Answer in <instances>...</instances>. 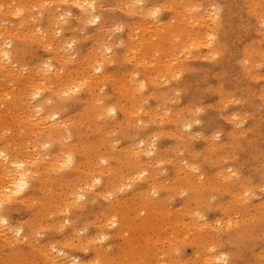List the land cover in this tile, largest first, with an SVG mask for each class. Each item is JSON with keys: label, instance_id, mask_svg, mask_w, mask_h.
I'll return each mask as SVG.
<instances>
[{"label": "rangeland", "instance_id": "rangeland-1", "mask_svg": "<svg viewBox=\"0 0 264 264\" xmlns=\"http://www.w3.org/2000/svg\"><path fill=\"white\" fill-rule=\"evenodd\" d=\"M1 1L3 3H1ZM9 0H0V6H4V7H0V28H2L0 31V43L4 42V43H10L11 46L8 48V49H12V53H13V59H15L16 63L15 65H19V66H9L8 69L3 70V75L2 73L0 72V78L2 79L3 83L1 85L0 83V95L1 94H4V95H1L0 96V107L3 108V109H0L2 112L4 113H0V148L2 149L3 147V150L0 151V152H5L7 153L8 155H10L12 158H17L18 161H25L26 159V154L25 152L29 151L30 150V154H28L27 158L30 159L29 155H34L32 159H30L29 161H25L27 162V165H29L30 167L32 166V171H33V174H32V178L35 179L33 180L32 179V182L30 183L29 187L24 189L22 192H20L19 194L13 196L10 192H8L9 194V197L6 196H2L3 194H1L0 192V200L2 197L3 198V208H4V213L6 214L7 218L9 219V222L11 225H13L15 228L16 225L18 226V228H22L24 230V233H22L23 235L26 233L28 235V239L26 240L25 242V239L24 237H22V234L20 237H16L15 234L13 233H9L11 237H8L9 234H7L8 232H0V264H54L53 263V260L52 259H56L57 260L60 258L59 257V251L60 250H63L67 253V257L66 259H71V260H78L80 261V264H83L86 262V264H93L94 261H97L99 260L100 264H139V259L140 261V264H165V261L168 262V264H264V191L262 192V188H264V98L262 95V93H264V88H261V87H264V26H262L261 22L264 21V0H255V3L257 1H259V3L261 2V4H259L258 2L255 4L253 3L254 0H214L215 2H213V0H187V1H190V3H187L186 0H184V2H186V6L184 5L183 1L181 0V6L177 7L178 5L180 4H176V2L174 3L175 0H164L165 2H168V1H171V8L173 9V6L176 7V9H173L172 11H174L172 13V11L170 10L169 8V5L168 3L166 4H163L165 2L162 3L163 0H144V3H143V6L144 8L141 10V5L138 4V1L136 2L135 0H125L127 1L126 3H129L130 5L133 4L134 7H131L129 5H126L123 4L125 1L123 0V2L120 0H106L107 3L105 2V0H103V3H102V0H86V1H90L92 6H95L94 9H90L88 8V11H85L81 10L80 7H84L85 4H83L85 1L83 0H78V1H74V4H73V0H68V2L66 0H10V2H8ZM12 1H14L15 3L13 4ZM32 1V2H31ZM36 3H34V2ZM42 1V2H41ZM44 1V3H43ZM46 1V2H45ZM51 1V2H50ZM65 1V2H64ZM97 1H98V4H97ZM114 1V2H113ZM129 1V2H128ZM152 2L155 7L156 5L158 6L159 3H162L160 4L159 6L161 7V9H163V12H159V15H160V18L159 16L157 15L158 19L155 17H153V21H152V16H149L148 18V14H145V12L147 11L149 13V9H151V7L153 8L154 5L150 2ZM154 1V2H153ZM177 3H180L179 0H176ZM233 1V2H232ZM236 1V2H235ZM245 1V2H244ZM22 2L20 5H23L22 7H20L19 3ZM28 2V3H27ZM64 2V3H63ZM72 2V3H71ZM82 2V4H81ZM111 2V3H110ZM149 2V3H146ZM250 2V3H249ZM32 3V4H31ZM34 3V4H33ZM102 3V4H101ZM111 5L112 6H115L113 8H107V5ZM121 5L119 7V5ZM121 3V4H120ZM156 3V4H155ZM158 3V4H157ZM170 3V2H169ZM173 3V4H172ZM192 3V4H191ZM210 3H212V7L210 5ZM214 3H216V7L213 5H215ZM224 3L226 5H224ZM243 3V4H242ZM247 3V4H245ZM11 4V5H9ZM16 4V6H15ZM31 4V5H29ZM47 4V5H46ZM70 4V5H69ZM80 5V7H76V5ZM94 4V5H93ZM101 4V5H99ZM151 4V5H150ZM188 4V5H187ZM190 4V5H189ZM198 4L199 5V9L197 10L196 9V5ZM201 4V5H200ZM34 5V6H33ZM98 5V7H97ZM106 5V6H105ZM132 5V6H133ZM148 7V10H147V7ZM166 8V9H164ZM166 5V6H164ZM185 7H184V6ZM195 5V6H194ZM210 5V6H209ZM231 5V6H230ZM236 5V6H235ZM244 7H243V6ZM250 5V6H249ZM258 5V6H257ZM6 6V7H5ZM18 6V7H17ZM101 8H100V7ZM103 6H105L104 8H102ZM125 6V7H123ZM142 6V7H143ZM158 6V7H159ZM193 6V7H192ZM211 7V11H215V9L217 8L218 6V14L217 16L221 17V18H214V21L216 23V27L219 26L220 29L218 28H215L213 25L215 24H212L213 20L210 21V18H208V16H210L211 14H208L210 11V8ZM223 6V8L221 7ZM24 7V8H23ZM26 7V8H25ZM41 7L43 9H41ZM63 7V8H62ZM67 7V8H66ZM119 7V8H118ZM136 7V8H135ZM183 7V8H182ZM193 8L191 11L188 10V8ZM205 7V8H204ZM258 7V8H256ZM6 8V9H5ZM20 8V9H19ZM23 12H22V10ZM29 8V9H27ZM35 8V9H33ZM46 8V9H45ZM97 8V9H96ZM122 8H126L125 10ZM131 8V9H129ZM169 8V9H168ZM215 8V9H214ZM222 8V9H220ZM242 8V10H241ZM256 8V9H255ZM260 8V9H259ZM263 8V9H262ZM2 9V11H1ZM26 9V10H25ZM57 9L59 10L60 13H56ZM103 9V10H102ZM119 9V10H118ZM127 9H129V11H127ZM138 9V10H136ZM144 9H146L145 12ZM178 9V10H177ZM204 9V10H202ZM206 9H207V12H206ZM213 9V10H212ZM258 9V10H257ZM10 10V11H9ZM48 10V11H47ZM53 10V11H52ZM67 12H71L72 15L71 16H67ZM76 10V11H75ZM91 10L92 14L94 16H99L100 20L96 23V24H89L87 23V21L89 19H92L94 16L91 14V12L89 13V11ZM96 10V11H95ZM114 10V11H113ZM122 10V11H121ZM166 10V11H164ZM168 10V11H167ZM176 10V12H175ZM187 10H188V15L189 13H192V15L190 14L191 17L188 18L187 16ZM202 10V11H201ZM231 10V12H230ZM11 11L13 12V14H11ZM35 11H38V12H35ZM95 11V12H94ZM99 11V13H98ZM126 13H125V12ZM137 11V12H136ZM142 11V12H141ZM197 12V14L199 15H193L194 12ZM220 11V12H219ZM223 11V12H222ZM257 11V13H256ZM263 11V12H262ZM19 12V15H17V13ZM34 12V14H33ZM43 14H42V13ZM46 12V13H45ZM61 12H63V15L64 16V20H60V15L62 14ZM112 12V13H111ZM128 12H131L128 14ZM132 12H134L135 14H133ZM140 12L142 13V15H144L142 17L139 16L140 15ZM146 12V13H147ZM185 16L184 18L187 20H192V22L190 21H187V24L188 22L189 23H193V21H196L198 25L195 24V26H187L186 24V20L183 18V21L181 19V16L184 15ZM205 12V13H204ZM238 12V13H237ZM248 12V13H247ZM250 12V14H249ZM252 12H253V15H252ZM255 12V13H254ZM41 13V14H40ZM83 14V17L82 15L80 16L79 14ZM97 13V14H96ZM137 13V14H136ZM144 13V14H143ZM181 13H183L181 15ZM202 13V15H201ZM207 13V14H206ZM261 13V15H260ZM5 16H3V15ZM54 14V15H53ZM57 14V15H56ZM89 14V16H88ZM91 14V15H90ZM96 14V15H95ZM100 14V15H99ZM174 14V15H173ZM195 14V13H194ZM207 18H206V15ZM224 14V15H223ZM27 15V16H26ZM77 15V18L74 16ZM86 15V16H85ZM133 18H132V16ZM136 15V16H135ZM147 15V16H145ZM165 15V16H164ZM172 15V16H171ZM181 15V16H180ZM204 15V16H203ZM233 15V16H232ZM235 15V16H234ZM258 17H257V16ZM3 16V17H2ZM15 16H18V17H15ZM25 16V18H24ZM32 16V17H31ZM35 16V17H34ZM52 16V17H51ZM78 16H80L78 18ZM84 16H85V19H84ZM177 16V17H176ZM187 16V17H186ZM194 16V17H192ZM200 16L203 17V19L201 18V23H200V19H198ZM252 16V17H251ZM256 18H255V17ZM8 17V18H7ZM13 17V18H12ZM51 17V18H50ZM82 17V18H81ZM88 17H91L89 18L88 20H86ZM147 17V20L146 18ZM180 17V18H179ZM198 17V18H197ZM215 17V16H214ZM236 17V18H235ZM243 17V18H242ZM7 18V19H6ZM12 20H11V19ZM27 18V19H26ZM102 18V19H101ZM154 18H156L155 20L158 22V21H162L161 23H157ZM171 20H170V19ZM174 18H178L176 20H178L179 23H181L182 21L185 22V23H181V27H184L182 28V30H186L187 32L186 33H190L188 34V38L187 37V34L185 33V31L183 32L180 28V24L177 23L176 20H174ZM191 18V19H190ZM206 18V19H205ZM262 18V19H261ZM22 19V20H21ZM48 19V20H47ZM79 19V20H78ZM84 19V20H83ZM107 19V20H106ZM133 19V20H132ZM142 19L144 21V23L142 24ZM149 19V20H148ZM209 19V20H207ZM219 20V23L218 20ZM228 19V20H227ZM259 21H258V20ZM2 20V21H1ZM11 20V21H10ZM32 20V21H31ZM42 20V21H41ZM83 20V21H81ZM86 20V21H85ZM106 20L108 24H106ZM112 20V21H111ZM137 20L139 21V23H137V26H136V22ZM141 20V22H140ZM151 20V21H150ZM166 20V21H164ZM174 20V21H173ZM204 20L206 21L205 23ZM242 20V21H241ZM6 21V22H5ZM18 21V22H17ZM62 21V22H61ZM80 21V22H78ZM104 21V23H102ZM111 21V22H110ZM130 21H133V22H130ZM147 21V22H145ZM148 21H149V24H152V25H149L148 24ZM166 22L167 26H165L164 22ZM199 21V22H198ZM210 21L211 23H208ZM247 23H246V22ZM249 21V23H248ZM4 22V23H3ZM22 22V23H20ZM29 24H27V23ZM53 22H55L54 24L56 25H53ZM73 22V23H72ZM115 22V23H114ZM119 22V23H118ZM128 24H127V23ZM152 22V23H151ZM157 24H156V23ZM174 25H176L174 28L175 30L177 31L175 32V35L178 34L177 37L178 39L175 38V40H173L172 38V34L174 35V32H172V29H173V26L172 24L171 27L168 26V23H171ZM226 22V24H225ZM256 22V23H255ZM7 23L9 25H7ZM41 23H43L41 25ZM100 23V24H99ZM134 23V24H133ZM195 23V22H194ZM193 23V24H194ZM200 23V24H199ZM203 23V25H202ZM208 23L209 26H206L205 24ZM13 24V26H12ZM20 24V25H19ZM22 24V26H21ZM25 24V25H23ZM73 24V25H72ZM87 24V25H86ZM114 24H117V27H115ZM121 24V25H120ZM153 24L155 25L154 28L152 29L153 27ZM220 24V25H219ZM40 25V26H39ZM79 25V28H77ZM90 25V26H88ZM101 25H104V27H106V29H102L99 27L98 29V26H101ZM120 25V27H119ZM124 25V26H123ZM127 25H130L127 26ZM144 25V26H143ZM160 26H164L163 28L162 27H159ZM189 25V24H188ZM218 25V26H217ZM234 25V26H233ZM256 25V26H255ZM260 25V26H258ZM4 26V27H3ZM6 26V27H5ZM12 26V27H11ZM32 26V27H31ZM97 26V27H96ZM135 26V27H134ZM149 27L146 28V32L147 30H149L147 33L144 31V28L142 27ZM158 28H155L157 27ZM180 27V28H177ZM202 26V27H201ZM204 26V27H203ZM239 26V27H238ZM244 26V27H243ZM262 26V27H261ZM45 29H44V28ZM53 27V28H52ZM56 27V28H54ZM72 27H76L74 30H72L71 28ZM85 27H86V30H85ZM103 27V26H102ZM103 27V28H104ZM123 27V28H121ZM126 27V28H124ZM138 27H141V28H138ZM169 27V29L167 28ZM190 27V28H189ZM214 27V28H212ZM13 28V33H11L12 29ZM20 28V29H19ZM23 28L22 31H19ZM39 28V29H38ZM52 28V30H51ZM60 28H63L60 30ZM129 28V29H128ZM136 28V29H135ZM162 29L159 30V29ZM165 29H167V31H163ZM211 28V30H210ZM4 29V30H3ZM8 29V30H7ZM17 31V35H19L18 33L20 32L22 35L24 33V35H27V33H30V38H29V35L28 37L27 36H22L21 34L18 36V39H16L15 37H17V35L14 33L15 30ZM19 29V30H18ZM26 29V30H25ZM32 29V30H31ZM43 29V30H42ZM70 29V30H69ZM83 29V30H82ZM131 29V30H130ZM139 31H138V30ZM156 29V31H155ZM188 29V30H187ZM193 29V31L191 30ZM208 29V30H207ZM218 29V30H217ZM228 29V31H227ZM257 29V30H256ZM259 29V30H258ZM3 30V31H2ZM11 31L10 34L6 31ZM27 31V33L25 31ZM36 30V31H35ZM49 30V31H47ZM130 30V31H129ZM153 32H152V31ZM158 30V32H157ZM174 30V29H173ZM181 30V32H179ZM191 30V31H190ZM216 33L214 34V37L213 40H211L210 36L207 37V35H210V34H213V31ZM217 30V32H216ZM5 31V32H4ZM33 31V32H32ZM40 31H43V32H40ZM46 31L48 32L46 34ZM52 33H51V32ZM54 31V32H53ZM99 31V32H98ZM105 31V33H104ZM127 31V32H126ZM133 31H136V35L133 34L132 32ZM157 32V37H155V42L152 41V35H154L155 32ZM189 31V32H188ZM196 31V33L194 35H197L194 37L193 33ZM200 33H199V32ZM205 31L207 32H210L208 34H206V38H210V42L212 41V43L209 42V40L207 39L206 41H208L211 45V47L209 46V44H205V46H202L201 47V44L199 43H202V40L201 39H204L203 34H205ZM259 31V32H258ZM261 31V32H260ZM65 32V33H64ZM91 32V33H90ZM95 32V33H94ZM100 32H101V35H100ZM131 32V33H130ZM141 32L143 33L142 35H145L144 37L141 35ZM145 32V34H144ZM163 33L162 37L160 34ZM206 32V33H207ZM212 32V33H211ZM238 32V33H237ZM245 32V33H244ZM258 32V33H257ZM56 33H59V35H57ZM107 33V34H106ZM130 33V35H129ZM138 33L140 36H138ZM149 33H152L150 34L151 36V40L148 41L147 40V34ZM181 33V34H180ZM227 35H226V34ZM257 33V34H256ZM11 34H15L14 36L11 35ZM45 34V35H44ZM98 34L100 35V37L98 36ZM106 34V35H105ZM132 34V35H131ZM165 34V35H164ZM185 34V35H184ZM225 34V36H223ZM262 34H263V37H262ZM6 35V38H4V36ZM33 35V36H32ZM50 35V36H49ZM64 35V36H63ZM93 35V36H92ZM95 35V36H94ZM105 35V37H103ZM121 35V36H120ZM128 35L131 36L132 38H134L135 40V44H134V41L131 39V38H128ZM156 35V34H155ZM154 35V36H155ZM168 35V36H166ZM174 35V37H176ZM183 35V36H182ZM200 35V36H199ZM241 35V36H239ZM90 36H92V40L90 39ZM120 36V37H119ZM138 37V39H140L139 37H142L143 38H146V40L148 41L147 42V46L143 43L140 44V40L138 42V39L135 38ZM160 38H159V37ZM170 36V37H169ZM20 37V38H19ZM26 37V38H25ZM45 37V38H44ZM57 37V38H56ZM62 37V38H61ZM70 39V42H69V39ZM72 37V38H71ZM88 37V38H87ZM98 37V39H96ZM102 37V38H101ZM108 37V38H107ZM191 37V42L193 43H190L191 46L189 47L187 43V41L184 39L186 38L187 40ZM194 37V38H193ZM224 37V39H223ZM7 38H10V39H7ZM13 38V39H12ZM22 38L24 41H22ZM44 38V40H43ZM66 38L68 40H66ZM95 38V39H94ZM118 38H120L118 40ZM128 38V39H127ZM157 38V40H156ZM160 40H159V39ZM161 38H163V42L161 40ZM170 38V39H169ZM199 38V40L197 41L196 39ZM201 38V39H200ZM243 40H242V39ZM7 39V41L5 40ZM31 41H30V40ZM38 39V41H37ZM43 40V43L41 45V42ZM50 39L52 40V43H50ZM73 39V41L71 42V40ZM90 39V40H88ZM107 39L108 41L110 42V44L108 45L107 44ZM153 39V40H154ZM169 39V40H168ZM234 39V40H233ZM260 39H263V40H260ZM18 40V42L16 41ZM36 40V41H35ZM46 40V41H45ZM58 40V41H57ZM60 40V41H59ZM84 40V41H83ZM87 40V41H85ZM101 42L103 41V44H107V48H108V51L110 49V53L105 49L106 48V44L105 45H101L100 43L97 44V42ZM106 42H105V41ZM132 40V41H131ZM137 40V41H136ZM145 40V39H144ZM170 40H172L171 42H169ZM197 41V45L196 43H194L195 41ZM257 40V41H256ZM260 40V41H259ZM10 41V42H9ZM27 41V42H26ZM30 41V42H29ZM41 41V42H40ZM49 42V46L47 47L46 45V42ZM57 41V43H56ZM119 41V42H118ZM123 41V42H122ZM126 41V42H125ZM159 41H161V45L158 46L159 44ZM174 41H176V43L174 44ZM185 41V44L184 42ZM205 39L203 40V44L206 43ZM216 41V42H215ZM259 41V42H258ZM263 43H262V42ZM29 42V43H28ZM64 42V43H63ZM66 42V43H65ZM69 42V43H68ZM74 42V43H73ZM95 42V44L93 43ZM131 42V43H130ZM133 42V43H132ZM155 43V45H157L158 47H156L154 45V47H156L155 49H160L159 51H163V52H160L159 55L157 54V50L155 51V49L153 50V47H149V46H152L150 43ZM158 42V43H157ZM170 44V47H168L169 45L167 44ZM180 42V43H178ZM190 42V40H189ZM223 42V44H221ZM2 43V44H4ZM31 43V44H30ZM120 43H122L121 45H119ZM139 43V44H138ZM226 43V44H224ZM231 43V44H230ZM235 45H234V44ZM253 43V45H252ZM25 44V45H24ZM36 44V45H35ZM54 44V45H53ZM64 48H63V46ZM68 44H72V47L69 48L68 47ZM93 44V45H91ZM97 44V45H96ZM101 45L98 47V45ZM127 44L131 45L130 47L132 48H129L127 47ZM138 44V45H137ZM145 50H147L146 52L147 53H144V47ZM174 44V45H173ZM188 44V45H187ZM196 44V45H194ZM218 45L219 46H215V45ZM230 44V45H229ZM248 46H246V45ZM259 44V45H257ZM262 44V45H261ZM20 45V46H19ZM34 45V46H33ZM121 47H119V46ZM140 46V48H135V50L133 49V46ZM180 45V46H178ZM181 45H183V48L182 50L180 49V47H182ZM207 45L209 47H207ZM222 45V46H221ZM250 45V46H249ZM253 47H252V46ZM45 46V47H44ZM57 46V50L59 48V50L57 51L56 50V47ZM67 46V47H66ZM93 46V47H92ZM97 46V47H96ZM113 46V47H112ZM134 46V47H135ZM215 46V47H214ZM255 46V47H254ZM98 50V52L96 53L95 51H97L96 49ZM105 47V48H104ZM165 47V48H163ZM179 47V48H178ZM197 47V49L195 48ZM214 47V48H213ZM224 47V49H223ZM226 47H229L228 48V51H226ZM245 47V48H244ZM247 47V48H246ZM250 47H252V49H250ZM259 47V49H258ZM263 47V48H262ZM38 48V50H37ZM63 48V49H62ZM67 48V49H66ZM90 50H89V49ZM125 48H128V52ZM176 48L178 49V51L176 50ZM184 48H186L184 50ZM190 48V49H189ZM220 48V49H218ZM243 48V49H242ZM249 48V49H248ZM253 48H257L256 51L255 49ZM19 49V51L17 50ZM24 49V51H23ZM27 51H26V50ZM43 49V50H42ZM53 49V50H52ZM61 49V51H60ZM66 49V50H64ZM72 49V51H70ZM79 49V50H78ZM138 49L143 52V54H145L146 56H142L140 52H137ZM169 49V51L167 50ZM171 49V50H170ZM180 49V50H179ZM187 49H189L188 51V54L190 55H187L185 54ZM191 49H193L192 51H190ZM201 49V50H200ZM211 49V50H210ZM219 50L220 52L216 51L218 54L216 55L214 53V55L212 54V51L214 50ZM247 49V50H246ZM260 49H261V52H260ZM18 52H17V51ZM50 50V51H48ZM68 50V52H66ZM75 50V51H74ZM95 50V51H94ZM99 50H100V53H99ZM102 50H106V53L104 54V51ZM132 50H134L133 52H131ZM176 50V51H175ZM207 50V51H206ZM210 50V51H209ZM243 50V51H241ZM252 50V52H251ZM254 50V51H253ZM36 51V52H35ZM130 51V52H129ZM139 53V54H137ZM171 51V53H170ZM172 51H175V53H180L179 54H172ZM181 51V52H180ZM185 51V52H184ZM195 51V53H194ZM200 51V52H199ZM202 51V52H201ZM258 51V52H257ZM21 54H20V53ZM26 54H25V53ZM27 52H29V54H27ZM40 52V53H39ZM53 52V53H52ZM57 52H58V55L59 54H62L64 53L63 55H57ZM61 52V53H60ZM81 52V53H80ZM93 52L96 53V57L94 59V56H95V53L93 54ZM112 52V53H111ZM153 52H155V55L153 56V54H151ZM169 53L168 55L165 54V53ZM182 52H184V54L186 55H182ZM198 52V53H197ZM206 52V53H205ZM208 52V53H207ZM211 52V53H209ZM229 52V53H228ZM32 53V54H31ZM48 53V54H47ZM75 53V54H74ZM109 53V54H108ZM117 53V54H116ZM132 53H134L135 55L137 54L138 56L140 57H137V55H131ZM204 53V54H203ZM224 53V55H223ZM245 53V55L243 54ZM253 53V54H252ZM255 53H259V54H256ZM15 54V55H14ZM37 54V55H36ZM74 56H73V55ZM87 54V55H86ZM90 54H93L91 55L92 57H90ZM99 54H103L105 55V59L107 61L104 62V56L103 58H101L103 61L101 63L97 62L98 64H100V66H98V64L96 65V63H92L94 62L93 59L95 61H101L99 60L100 59V55ZM115 54V56L113 55ZM152 55V58L151 56H148V55ZM197 54H200L199 56ZM208 54H209V57L210 59H207L208 57ZM211 54V55H210ZM36 55V56H35ZM66 55V56H64ZM68 55H71L70 58H68L69 56ZM119 55V57L117 56ZM161 55V56H160ZM172 55H176L175 56H172ZM194 55V58H191L190 56L193 57ZM205 59H201L202 56H205ZM213 55V56H212ZM219 55V56H218ZM234 55V56H232ZM250 55H253L252 57H250ZM255 55V56H254ZM31 56V57H30ZM53 56V58L51 59V57ZM64 56V58H62ZM76 56V57H75ZM80 56V57H79ZM83 56V57H82ZM109 58H108V57ZM148 56V57H147ZM158 56V57H157ZM160 56V57H159ZM164 56H167V57H164ZM169 56V57H168ZM170 56L173 58L172 61H174V63L172 64L171 60H170ZM196 56V57H195ZM215 56H218V57H215ZM20 57V58H18ZM29 57V58H28ZM43 57V58H41ZM50 57V59H49ZM54 57H56L54 59ZM58 57V58H57ZM82 59V58H85L84 61L87 63H84V61H82L83 63H81V61H79V58ZM112 57V58H111ZM114 57L116 58L117 57V60L115 59V62L114 63ZM123 57V58H122ZM139 58V61L137 60V58ZM141 57H143V59L146 57V60L147 62H145ZM153 57L155 59H153ZM162 57V58H161ZM214 57V58H213ZM250 57V59H249ZM257 57V58H256ZM261 57V58H260ZM28 58V59H27ZM47 60H45V59ZM66 60V63L64 61L61 60ZM97 58V59H96ZM136 58V59H135ZM150 60H147L149 59ZM161 58V60L159 59ZM165 58V59H164ZM187 58V59H186ZM189 58V59H188ZM195 58H197L195 60ZM213 58V59H212ZM216 58V59H215ZM244 60L243 61V64H242V59ZM260 58V59H259ZM263 58V59H262ZM45 61H43V60ZM60 59V60H59ZM109 59V60H108ZM112 59V60H110ZM124 59V60H123ZM133 59V60H131ZM158 60L159 62H157L155 64V62L153 60ZM168 59V61L166 60ZM183 59V60H182ZM220 59V60H219ZM259 59V61L257 60ZM38 62H37V61ZM55 60H59L58 62H53ZM78 60V61H77ZM83 60V59H82ZM122 60V61H120ZM152 60V61H151ZM165 62H169V66L166 67L168 65V63H165L167 65H164L163 64V71L161 70V67L162 66H159V65H162L160 63H164ZM179 60V61H177ZM210 62H209V61ZM217 60V61H215ZM250 60V61H249ZM257 60L258 63L255 61ZM34 61V63H33ZM43 61V62H41ZM68 61V62H67ZM70 61V62H69ZM75 61V62H74ZM138 61V62H137ZM151 61V62H150ZM238 61V62H237ZM21 62V63H19ZM64 62V63H63ZM143 65H141L140 64ZM149 62L152 64L154 63V66L153 64L150 65ZM233 62V64H232ZM241 62V63H240ZM254 62V64L252 63ZM260 62V63H259ZM38 63V64H37ZM45 63H48V64H53L55 66V68L57 69L58 71V75L54 74V71H50L46 74H41V72L39 73L40 71V66H43ZM58 63V64H57ZM70 63V64H68ZM76 63V65H75ZM81 63V64H80ZM123 63V64H121ZM147 63V64H146ZM238 63V65H237ZM246 63H248L246 65ZM250 63V64H249ZM252 63V64H251ZM257 63V64H256ZM22 64H23V67H22ZM33 64V65H32ZM65 64V65H64ZM83 64H86L83 65ZM95 64V65H94ZM106 64V65H105ZM108 64V65H107ZM119 64V66H118ZM32 65V66H31ZM60 67H59V66ZM69 65V67H68ZM124 65V66H122ZM145 65H147L145 68H143ZM243 65L245 67H243ZM249 65H251L249 67ZM255 67H254V66ZM260 65V67L258 66ZM262 65V66H261ZM31 66V69L30 67ZM68 69H71L70 70V73L68 74L67 71L69 70H66L67 67ZM75 66V67H74ZM79 66V68H78ZM86 68H85V67ZM93 66L95 67V69L97 67H99L101 69V72L99 74V72H95L93 71ZM123 68H122V67ZM139 66V67H138ZM150 66V67H149ZM177 67V68H173V67ZM190 66L192 69H189ZM248 66V67H247ZM12 67V68H11ZM22 67V70L20 69ZM34 67L36 68V71L34 69ZM58 67L60 70H58ZM65 67V68H64ZM149 67V68H147ZM247 69H243V68H246ZM259 67V68H258ZM19 68V69H18ZM103 68V69H102ZM132 68V69H131ZM135 68V69H134ZM138 68V69H137ZM152 68V69H151ZM154 68V69H153ZM249 68V69H248ZM250 68H253L252 70ZM257 68V69H256ZM262 68V69H261ZM9 69H13V73L12 71L8 72ZM18 69V70H17ZM28 69V70H26ZM63 69V70H62ZM65 69V70H64ZM78 69H81L82 70V74L80 73L81 70H78ZM86 69V70H85ZM105 69V70H104ZM136 75H134V71ZM149 69L150 72H149ZM158 70V74H155L154 71ZM168 69V70H167ZM175 69V70H174ZM183 69V70H182ZM19 72H17V71ZM31 70V72H30ZM120 70V71H119ZM174 70V71H173ZM190 70V71H189ZM206 70V71H205ZM244 70V71H243ZM246 70L247 73H246ZM257 70V71H255ZM33 71V72H32ZM72 71V72H71ZM93 71V72H92ZM106 71V72H104ZM119 71V72H118ZM124 71H126L127 73L124 74ZM130 71V72H129ZM152 71H153V76L156 75V78H154L155 81H153V83H150L151 81L148 80V76H150L149 78H152ZM160 71H162V73H160ZM170 71L174 72L175 76L179 77L177 79H175L176 77L173 75L171 76V78L169 77L171 75ZM176 71V72H175ZM178 71H183L182 75H178L179 72ZM198 71V72H197ZM251 71V73L249 72ZM29 72V73H28ZM35 72V73H34ZM37 72V74H36ZM92 72V73H91ZM109 72V73H108ZM111 72V73H110ZM118 72V73H117ZM132 72V73H131ZM138 72V73H137ZM140 72V73H139ZM168 74H166V73ZM172 72V73H173ZM207 72V73H206ZM214 72V73H213ZM218 72V73H217ZM249 72V74H248ZM256 74H255V73ZM258 72L260 74H258ZM4 73H7V74H4ZM28 73V75H27ZM34 73V74H33ZM67 73V74H66ZM84 73L90 75V76H87L86 75V78L84 79V77L82 76H79V75H85ZM91 73V74H90ZM94 73V74H93ZM97 73V74H95ZM113 73V74H112ZM123 73V76L126 77V78H122L121 76L122 75H119ZM147 73V74H146ZM178 73V74H177ZM180 73V74H181ZM221 73V74H220ZM263 73V74H261ZM29 74H31L29 76ZM48 74V75H47ZM56 76H54V75ZM79 74V75H78ZM129 74H133V75H129ZM138 74V75H137ZM163 74V76L161 75ZM170 74V75H169ZM216 74V75H215ZM225 74V76H224ZM259 76H258V75ZM15 75V76H13ZM17 75V76H16ZM37 76V77H34V76ZM50 75V76H49ZM66 75V76H65ZM72 76L69 77V76ZM75 75V76H74ZM78 75V76H77ZM100 75V76H99ZM113 75H116V76H113ZM140 75V76H139ZM148 75V76H147ZM167 75V76H166ZM221 75V77H220ZM222 75H223V78H222ZM248 75V76H247ZM65 76V77H64ZM93 76V77H92ZM106 76V77H105ZM130 76V77H128ZM137 76V78L135 77ZM162 78H160V77ZM247 76V77H246ZM40 77V78H39ZM43 79H42V78ZM50 77V78H49ZM61 77V78H60ZM64 77V78H63ZM68 77V79H67ZM74 77H76L74 79ZM114 77V79L112 78ZM140 77V78H139ZM256 77V78H255ZM5 78V79H4ZM59 79V81L57 82L56 79ZM63 78V79H62ZM70 78V80H69ZM78 78H79V82H78ZM93 78L95 82L92 81ZM101 78V79H100ZM134 78V79H132ZM136 78V79H135ZM164 78V79H163ZM170 78V79H169ZM205 78V79H204ZM250 78H253V79H250ZM260 78V80L258 79ZM263 78V79H262ZM39 79V80H38ZM49 79V80H48ZM62 79V80H61ZM90 79V80H89ZM97 79V81H96ZM113 79V80H112ZM125 79H126V82H125ZM161 79V82H159ZM169 79V81H167ZM175 79V80H174ZM222 79V80H221ZM7 80V81H6ZM31 80V82H30ZM35 80V82H34ZM41 80V81H40ZM74 80V81H73ZM77 80V81H75ZM90 82H89V81ZM151 80V79H150ZM166 80V81H164ZM232 80V81H231ZM252 80V82H251ZM255 80V81H254ZM259 80V81H258ZM10 81V82H8ZM33 81V82H32ZM39 81V82H38ZM58 83L56 85V82ZM69 82L70 84H67L64 83V82ZM73 81V82H72ZM85 83L83 84L82 83ZM88 81V83H87ZM114 81V82H112ZM120 83H119V82ZM146 81V82H145ZM178 81V82H177ZM182 83H181V82ZM257 81V82H256ZM8 82V84H7ZM51 84V85H47V83ZM61 82H63V84H61ZM81 82V83H80ZM93 82V83H92ZM112 82V84H111ZM148 82V83H147ZM154 82H159L158 84L155 83V86L153 85ZM163 82L165 83H168V84H163ZM197 84H196V83ZM207 82V83H206ZM221 82V83H220ZM236 84H235V83ZM6 83V84H5ZM11 83V84H10ZM31 83V84H30ZM34 83V85H32ZM79 83V85H77ZM116 85H115V84ZM119 83V84H118ZM127 83V84H126ZM161 83V84H160ZM249 83L251 84L249 86ZM5 84V87H3V85ZM26 84V86H25ZM37 86H36V85ZM43 84L45 86H43ZM59 84H60V87H61V91L60 93L58 92V95L55 93L57 92L58 90H60V87H59ZM85 85V86H82ZM94 84V85H92ZM100 84V85H99ZM123 87H120L121 85ZM146 84V85H145ZM233 84V85H232ZM6 85L8 86H13L14 88L11 87H7ZM53 85V86H52ZM55 85L57 87H55ZM63 85V86H62ZM87 85V86H86ZM91 85V86H90ZM113 87H112V86ZM143 85V87L141 86ZM145 85V86H144ZM148 85V86H147ZM153 85V86H152ZM159 85H162V86H159ZM167 85V86H166ZM219 85V86H217ZM27 86L30 87L31 89L28 88V91L29 93L31 92V96H28L27 94ZM39 86V88H38ZM43 86V87H42ZM48 86L46 89L45 87ZM71 86V89L72 92L74 91V88H75V91H77V86H78V91L75 93V91L73 94L71 91L70 94H69V97H65L63 95L62 92H65V91H68L69 89H67V87ZM73 86V87H72ZM81 86V87H80ZM90 86V87H89ZM93 86V87H92ZM99 86V87H98ZM105 86V87H103ZM109 86V87H108ZM116 86H118L117 88H115ZM139 86V88L137 87ZM157 86V87H156ZM50 87V88H49ZM66 87V89H65ZM89 87V88H88ZM92 87V88H91ZM96 87V88H95ZM112 87V88H111ZM145 87V88H144ZM147 87V88H146ZM174 90L172 91L171 89ZM213 87V88H212ZM222 87V88H220ZM236 87V88H235ZM248 87V88H247ZM8 88L10 90V92H14L13 94L12 93H8L7 91H9ZM38 88V89H37ZM56 91H52V89ZM59 88V89H57ZM63 88V89H62ZM70 88V87H69ZM73 88V89H72ZM81 88V89H80ZM120 88V91L118 90ZM138 88V89H137ZM157 88V89H156ZM168 88V89H167ZM189 88V89H188ZM216 88V89H215ZM240 88V89H239ZM15 89V90H13ZM34 89V90H33ZM36 89V90H35ZM41 91H40V90ZM48 89H51V90H48ZM94 91H92V90ZM100 89V90H98ZM117 89V90H116ZM140 89V90H139ZM141 89H145V91H141ZM156 89V90H155ZM213 91H212V90ZM220 89V92H218ZM236 89V90H235ZM6 91L5 93L3 91ZM87 90V91H86ZM91 90V91H89ZM159 90V91H158ZM179 90H182V92H180ZM188 90V91H186ZM210 90V91H209ZM223 90V91H222ZM37 91V97H32L34 92L36 93ZM45 91V92H44ZM84 91V92H83ZM98 91V92H97ZM124 91V92H123ZM125 91H129L127 93L131 94L134 93V96L132 98L133 99H130L128 100V98H130L129 96H126L125 94H127ZM139 91V92H137ZM152 91V92H151ZM158 95V93H160V97H158L156 99V94ZM164 91V92H163ZM166 91V92H165ZM170 91V92H169ZM222 91V93H221ZM261 91V92H260ZM33 92V93H32ZM131 92V93H130ZM185 92V93H184ZM210 92V94H209ZM215 94H214V93ZM229 92V94H228ZM232 92V93H231ZM9 95H8V94ZM79 93V94H78ZM83 93V94H82ZM85 93V94H84ZM90 93V94H89ZM93 93V94H92ZM125 93V94H124ZM142 93V96H140ZM145 93V94H144ZM154 94V96L152 94ZM164 93H167V94H164ZM213 93V94H212ZM224 93H226V97L227 99H232V100H229V101H226L224 97ZM254 93V94H253ZM25 94V95H24ZM45 94V95H44ZM72 94V95H71ZM92 94L93 97H90ZM98 96H97V95ZM104 94V95H103ZM122 94V95H121ZM124 94V95H123ZM137 96V99H136V96ZM138 94V95H137ZM148 94H149V97H148ZM152 96H151V95ZM162 94H163V97H162ZM174 94V96H173ZM212 94V95H211ZM223 94V95H222ZM228 94V96H227ZM253 94V95H252ZM8 95V96H6ZM57 95V96H56ZM108 95V96H106ZM233 95V96H232ZM28 96V97H27ZM55 96V97H54ZM62 96V97H60ZM88 96V97H87ZM95 96V97H94ZM97 96V97H96ZM111 96V97H110ZM119 96V98H118ZM143 97L142 98L143 100H141L140 97ZM152 98H151V97ZM156 96V97H155ZM165 96V97H164ZM176 100L174 101L173 98ZM257 96V97H256ZM7 97V98H6ZM54 100H59V101H54ZM110 97V98H109ZM125 97H127V99H125ZM220 97V98H219ZM255 99H253V98ZM38 98V99H37ZM43 100L44 98V103L46 104V107H52L54 108L53 110L57 111L59 116H60V124H58L56 127H54V122L53 121H49L47 124H39L37 120H34L31 119V113H30V110L32 109V106L35 105L36 102L38 101H41ZM47 98V99H46ZM63 99L61 101V99ZM82 100H81V99ZM86 98V99H85ZM90 98V99H89ZM102 100H100V99ZM140 98V100H139ZM148 98V99H146ZM159 98H160V101H159ZM163 100H162V99ZM167 98V99H166ZM238 98V102L234 103V101H236ZM241 98H242V102L241 101ZM250 98V99H249ZM5 99V100H3ZM7 99V100H6ZM53 101H52V100ZM80 99V100H79ZM84 99V100H83ZM88 99V100H87ZM99 99V100H98ZM108 99V100H107ZM118 99V100H117ZM171 99V103L168 102L170 101ZM179 99V100H178ZM219 99H223V100H219ZM248 101H247V100ZM254 100L252 102L250 100ZM261 99V100H260ZM27 100V101H26ZM69 100V101H68ZM71 100V101H70ZM75 100H77L78 102H76ZM92 100V101H90ZM96 102V103H93V102ZM124 100H128L127 102H123ZM168 100V101H167ZM224 100L227 102L225 103ZM2 101V102H1ZM6 101V102H5ZM31 101V102H29ZM50 101V102H49ZM80 101V102H79ZM117 101V103H116ZM122 101V102H120ZM139 101V102H138ZM143 101H146V103H148L149 105H147L145 102ZM162 101V102H161ZM165 101V102H164ZM204 101V102H203ZM215 101V102H214ZM220 101V102H219ZM221 101H223L221 103ZM244 101V102H243ZM13 102V103H12ZM28 102V104H27ZM34 102V103H33ZM89 102H92V103H89ZM121 103L123 104L122 107H120V105L118 104ZM133 102L132 104H135V107L134 109H132L131 111V108H129V104ZM142 102V103H141ZM190 105H187L188 103ZM4 103H5V107L8 108L9 110H7L5 107H2V104L4 106ZM30 103H32V105L30 106ZM48 103V104H47ZM57 103V104H56ZM60 103V104H59ZM85 103V105H84ZM107 103V104H106ZM141 103V104H140ZM161 103L163 104L162 107H161ZM173 103V105H170V104ZM175 103V104H174ZM242 103V104H241ZM246 103V105H245ZM260 103V104H259ZM17 104V106H16ZM53 104V105H52ZM56 104V105H54ZM80 104V105H79ZM91 104V105H89ZM113 104V105H111ZM118 104V105H117ZM155 104V105H154ZM156 104L158 105L156 107ZM166 104V105H165ZM194 104V105H193ZM213 105L210 107V105ZM226 107H225V105ZM242 106H241V105ZM249 106H248V105ZM252 104V105H251ZM11 105V106H10ZM84 105V106H83ZM87 105V106H86ZM95 105V106H94ZM111 105V106H110ZM153 105V106H152ZM171 107H170V106ZM176 106L177 109H175L174 107ZM179 105V106H178ZM224 105V106H222ZM244 105V108H242ZM261 105V107H260ZM27 106V107H26ZM29 106V107H28ZM58 106V107H57ZM113 106V108H112ZM120 108H119V107ZM137 106V107H136ZM169 106V107H168ZM174 106V107H173ZM184 106V107H183ZM188 106V108H187ZM191 106V107H190ZM192 106H195L197 108V110H193L195 107H192ZM208 106V107H207ZM246 106V107H245ZM26 107V108H24ZM31 107V108H30ZM63 107V108H61ZM66 107V108H65ZM117 107V108H116ZM148 107V108H146ZM153 107V108H152ZM165 107V108H163ZM173 107V108H172ZM179 107V108H178ZM183 107V108H182ZM190 107V108H189ZM203 107H205L206 109H204ZM228 107V109H227ZM240 107V108H239ZM248 107V108H247ZM30 110H29V109ZM76 108V109H75ZM83 108V109H82ZM121 110H119V109ZM129 108V109H128ZM133 108V106H132ZM139 108L138 110L140 111H136L135 109ZM144 108V109H143ZM157 108V109H155ZM159 108V109H158ZM169 108V110H168ZM173 110H172V109ZM182 110H178V109H181ZM184 108H187V111L184 109ZM193 108V109H191ZM200 108V109H199ZM204 110H203V109ZM210 108V109H209ZM6 109V110H5ZM23 109H27L28 111L26 112V110H23ZM72 109V110H71ZM97 109V110H96ZM107 109H113L114 112H108ZM123 109V111H122ZM155 109V110H154ZM166 110L164 112H162V110ZM242 109V110H241ZM19 110V112H18ZM117 110V111H116ZM158 110H161V111H158ZM171 110V113L175 112V116L173 115V113H169L168 111ZM177 110V111H176ZM199 110V111H198ZM201 110V111H200ZM240 110V111H239ZM259 112H258V111ZM0 111V112H1ZM8 111L11 113L9 114ZM23 111V112H21ZM99 111V112H98ZM116 111V113H115ZM131 111V112H130ZM135 111V112H134ZM146 111V112H145ZM148 111V112H147ZM153 111V112H152ZM157 111V112H155ZM183 113H182V112ZM205 111H207L205 113ZM233 111L234 112H237V117L235 115H232L231 116V113L233 114ZM255 111V112H254ZM21 112V113H20ZM121 112V113H120ZM124 112V113H123ZM145 112V114H144ZM151 112V113H150ZM155 112V113H154ZM181 114H180V113ZM188 114H187V113ZM193 112V113H192ZM240 112V114H239ZM247 113L246 115L248 116L247 120L245 119V117L241 116L242 114L244 115L245 113ZM19 116V114L21 115V119L19 118L18 120H16L15 118H18L17 116L15 117V114ZM23 113V114H22ZM27 113V114H26ZM64 113V114H63ZM73 113V114H72ZM82 113V114H81ZM114 113V114H113ZM131 114V116H129L128 114ZM167 114V115H164V114ZM179 116H181V118H179ZM191 113V114H190ZM230 113V114H229ZM249 113V114H248ZM259 115H258V114ZM14 117H9V115ZM24 114L25 117H24ZM30 114V115H28ZM89 114V115H88ZM118 114V115H117ZM121 114V115H120ZM123 114H126V115H123ZM193 114V115H192ZM200 114V115H199ZM236 114V113H234ZM7 115V116H6ZM23 115V117H22ZM110 115V116H109ZM117 115V116H115ZM128 115V116H127ZM140 116V119H139V116ZM161 115V116H160ZM190 115V116H188ZM197 115V116H196ZM245 115V116H246ZM258 115V116H257ZM30 116V118L28 117ZM75 116V117H74ZM137 116V117H136ZM158 116V117H156ZM161 119H160V117ZM164 116V117H162ZM170 117L166 122H164L167 117ZM177 116V117H176ZM187 118H186V117ZM192 116V117H191ZM196 116V117H195ZM246 116V117H247ZM253 118H252V117ZM255 116V117H254ZM20 117V116H19ZM68 117V118H67ZM155 117V118H154ZM171 117H173V119H171ZM223 117V118H222ZM234 120L232 121L231 118ZM8 118V120H7ZM29 120L30 123H31V126L29 125V121L27 120L26 122L23 120ZM66 118V119H65ZM117 118V120H116ZM133 118V119H132ZM137 120H136V119ZM151 122H150V120ZM154 118V120H153ZM163 118V119H162ZM189 118H191L192 120H189ZM198 118V120H197ZM76 119L78 121H76ZM103 119V120H102ZM128 119H132V121L128 120ZM186 119V120H184ZM188 119V120H187ZM237 119V120H236ZM24 122H23V121ZM35 123H38L39 125H37L38 127L34 126V122ZM83 120V121H82ZM108 120V121H107ZM128 122H132V124H127V121ZM133 120H135V122H133ZM159 120V121H158ZM169 120L171 121L169 123ZM173 120V121H172ZM236 120V121H235ZM64 121V122H63ZM118 123H117V122ZM139 121V123L137 122ZM142 123H141V122ZM144 121V122H143ZM146 121L147 124L145 123ZM178 122V125L176 122ZM185 121V123H184ZM189 121V122H187ZM192 121V122H191ZM239 121V122H237ZM53 122V124H52ZM75 122V123H74ZM80 122H82L80 124ZM84 122V125H82ZM102 122V123H101ZM122 122V123H120ZM125 122V123H124ZM153 122V123H152ZM158 122V123H157ZM161 122V123H159ZM179 122H181L179 124ZM183 122V123H182ZM191 122V123H190ZM237 122V125L236 123ZM259 122V123H258ZM20 123V124H19ZM33 123V125H32ZM65 123V125L63 124ZM68 123V124H67ZM149 123V124H148ZM168 123V124H166ZM195 125H194V124ZM8 124V125H6ZM19 124V126H18ZM25 124L28 125L25 127ZM117 124H119V127L117 126ZM121 124V125H120ZM126 124V127H124ZM137 124V125H136ZM140 124V125H139ZM144 124V125H142ZM163 124V125H162ZM176 124V125H175ZM182 124V125H181ZM200 124V125H199ZM261 124V125H260ZM6 125V126H4ZM23 125V126H21ZM47 125V126H46ZM49 125L51 126L49 128ZM88 127H87V126ZM124 125V126H123ZM137 127H135V126ZM146 125V126H145ZM162 125V126H160ZM187 125V127L185 126ZM256 125V127H255ZM18 126V127H17ZM42 126L44 129H42ZM63 126H64V129H63ZM73 126V127H72ZM112 128H111V127ZM122 126V127H121ZM130 126V128H129ZM142 126V127H141ZM149 126V127H148ZM181 126L183 128H181ZM189 126V127H188ZM193 126V127H192ZM242 126V127H241ZM254 126V127H253ZM9 127V128H8ZM47 127L49 129H47ZM53 127V128H52ZM59 127V128H58ZM68 127V128H67ZM117 127V128H116ZM128 127V128H127ZM135 128V131L133 128ZM145 128V129H141V128ZM16 128V129H15ZM25 128V129H24ZM90 128V129H89ZM111 128V129H110ZM254 128V129H253ZM260 128V130H259ZM2 129L5 130L3 133V137H2ZM10 129V130H8ZM20 129V130H18ZM30 129L32 130V132H30ZM37 129L38 132H35ZM55 129V130H54ZM85 129V130H84ZM113 129V130H112ZM117 129V130H116ZM127 129V130H126ZM130 129V130H129ZM133 129V131L131 130ZM169 129V130H168ZM173 129H176L173 131ZM179 129V130H178ZM223 129V130H222ZM234 129V130H233ZM243 131V132H241ZM253 129V130H252ZM12 132H9L11 131ZM18 130V132H17ZM35 130V131H33ZM61 132H60V131ZM64 130H68L67 132H65ZM70 130V131H69ZM88 130V131H87ZM90 130V131H89ZM111 130V131H109ZM122 130V131H121ZM139 130V131H138ZM158 130V131H156ZM159 130L161 132H159ZM187 130V131H186ZM227 130V131H226ZM251 130V131H250ZM256 132H255V131ZM23 131V133H22ZM63 131L65 133H63ZM78 131V132H77ZM107 131V132H106ZM121 131V132H120ZM128 131V133H127ZM132 131V132H131ZM138 131V132H137ZM162 131H163V134H162ZM168 133H173V134H168L167 136V132ZM170 131V132H169ZM184 131V132H183ZM197 131V132H195ZM216 131V132H215ZM233 131V132H232ZM238 131V132H237ZM248 131V132H247ZM8 132V134H7ZM14 132V134H13ZM16 132V133H15ZM35 132V133H34ZM43 132V133H42ZM117 132V133H116ZM152 132H156L157 134H154ZM159 132V133H158ZM165 132V133H164ZM179 132V133H178ZM190 132V133H189ZM195 132V133H194ZM201 132V133H199ZM228 134H227V133ZM235 132V133H234ZM12 134V137H11V134ZM22 133V134H21ZM33 133V134H32ZM50 133V134H49ZM55 133V134H54ZM57 133H59V135L61 136H57ZM68 133V134H67ZM72 137H70L71 135ZM76 133V134H75ZM95 133H98V134H95ZM113 133V134H112ZM124 133V134H123ZM152 133V137H151V134ZM161 133V134H160ZM177 135H176V134ZM182 133V134H180ZM185 133V134H183ZM193 133V135L191 136V134ZM198 135H197V134ZM215 133V135H214ZM240 133V135H239ZM241 133H243L242 136ZM260 133V134H259ZM6 134V135H5ZM20 134V138H22L23 136V140L21 141V139H19L18 135ZM41 134V135H40ZM52 134V135H51ZM54 134V135H53ZM65 134V136L63 137V135ZM124 136H123V135ZM130 134V136L133 138V140H131V137L129 136L128 138V135ZM140 134V135H139ZM154 134V135H153ZM165 134V135H164ZM180 134V135H179ZM210 134V135H209ZM213 134V136H212ZM220 134V135H219ZM252 134V136H251ZM257 134V135H256ZM40 135V136H39ZM95 135V136H94ZM133 135V136H132ZM150 135V138L148 137ZM158 135V136H157ZM174 135V137H172ZM183 135V136H182ZM185 135V137H184ZM190 135V137H189ZM203 137H201V136ZM207 135H209L208 137H206ZM217 135V136H216ZM230 135V136H229ZM259 135V136H258ZM6 136V137H5ZM11 140H10V138ZM22 136V137H21ZM53 136V137H52ZM58 137L57 139L55 137ZM79 136V137H78ZM113 136V137H112ZM153 136H154V139H153ZM157 136V137H155ZM171 136V137H170ZM176 136H180L178 140V138ZM182 136V138H181ZM199 136V137H198ZM241 136V138H240ZM258 138H257V137ZM16 138L15 141L12 140V138ZM33 137V138H32ZM60 137L62 139H65L66 141L65 142H62L64 140L60 139ZM113 139H112V138ZM128 139H127V138ZM135 137V139H134ZM184 137V138H183ZM197 139H196V138ZM217 137V138H216ZM235 138L236 140H232V138ZM26 138V139H25ZM36 140H35V139ZM67 138V139H66ZM79 138V139H78ZM148 138V139H147ZM158 138V139H157ZM162 138V139H161ZM194 138V139H193ZM200 138V139H198ZM205 138V139H204ZM240 140H239V139ZM252 138V139H251ZM254 138V139H253ZM28 139H31V140H28ZM34 139V140H33ZM118 139H120L118 141ZM186 139H188V143L186 142ZM191 139V141H190ZM204 139V140H203ZM215 139V140H214ZM219 139V140H218ZM222 139V140H221ZM260 139V141H259ZM8 142H6V141ZM19 140L20 143H17ZM27 140L29 142H27ZM33 140V141H32ZM59 142H58V141ZM90 140V141H89ZM99 140V141H98ZM103 141L102 143L100 142ZM108 140H110V144H108L109 142H107ZM138 142H137V141ZM145 143H144V141ZM152 140L151 142L153 144H151L149 141ZM156 140V143L154 142ZM208 140V141H207ZM214 140V141H213ZM249 143H248V141ZM4 141V142H3ZM12 141H14L17 145V147H15L13 144H15L13 142L12 144ZM30 141L32 142L30 144ZM89 141V142H88ZM93 141V142H92ZM116 142L115 144L112 143V142ZM139 141H143L142 145L140 144ZM184 141H185V146H184ZM230 141V142H229ZM238 141H239V146H238ZM253 141V142H251ZM258 141V142H257ZM6 142V143H5ZM25 142V143H23ZM39 142V143H38ZM46 142V145H48L47 147L50 148L48 149L46 146H45V143ZM54 142V143H53ZM70 142V143H69ZM71 142H74L73 144H71ZM99 144H98V143ZM105 142V144H103ZM107 142V144H106ZM133 142V143H131ZM135 142H136V145L138 146L139 144L141 145L140 148V152H138V147H136L135 145ZM177 142V143H176ZM214 144H213V143ZM235 142V143H234ZM250 142L252 143V145L250 144ZM10 143L11 145L13 146H8ZM21 143H23L24 145H22ZM41 143V144H40ZM51 143V144H50ZM77 143V144H76ZM82 143V144H81ZM130 143H131V146H130ZM147 143H150V144H147ZM187 143V145H186ZM192 143V145L190 144ZM221 143H224L223 145ZM232 143V144H230ZM8 144V145H7ZM19 144L22 145V148L25 146V149L23 151V149L20 147L19 148ZM60 144V145H59ZM66 144V145H65ZM80 144V145H79ZM84 144V145H83ZM97 144V145H96ZM113 144V145H111ZM128 144V146H127ZM147 144V145H146ZM171 144V145H170ZM183 144V145H182ZM190 144V145H189ZM216 144V145H215ZM237 144V145H236ZM3 145V146H2ZM8 147H7V146ZM28 145V146H27ZM40 145V146H39ZM53 145V147H52ZM75 145V147H74ZM125 145V146H124ZM169 145V146H168ZM174 145V146H173ZM175 145H178V148L177 146ZM203 145V147H202ZM215 145V146H214ZM222 145V147H221ZM236 147H235V146ZM256 145V146H255ZM103 146V147H102ZM114 146V147H113ZM119 146V147H118ZM131 148H130V147ZM135 146V147H133ZM153 148H152V147ZM173 146V147H171ZM181 148H180V147ZM191 146V147H190ZM213 146V147H212ZM217 146H219L217 148ZM227 146V147H226ZM249 146V147H248ZM254 146V147H253ZM11 148V151H10V148ZM85 149H84V148ZM117 147V149H116ZM121 147V148H120ZM133 147V148H132ZM169 147V149H167ZM193 147V148H192ZM216 147V148H214ZM225 147V148H224ZM230 149H229V148ZM238 147V148H237ZM19 148V149H18ZM35 148V149H34ZM41 148H45L44 150L41 149ZM62 148L64 149V152L60 153V150H62ZM104 148V149H103ZM108 150H107V149ZM110 148V149H109ZM116 150H114V149ZM125 148V149H124ZM128 148V150H127ZM148 148V149H147ZM150 149H158L160 150L159 152H157L158 150H156L154 155H150L148 154V150ZM174 148V150H173ZM189 148V149H188ZM191 148V149H190ZM206 148V149H205ZM249 148V150H247ZM253 148V149H252ZM258 148V149H257ZM0 149V150H1ZM13 149V150H12ZM22 151H21V150ZM29 149V150H28ZM60 149V150H59ZM94 149V150H93ZM120 149V150H118ZM132 151H131V150ZM141 149H143L142 151L144 153H142ZM165 149V150H164ZM172 149V150H171ZM187 149V150H186ZM195 149V150H194ZM215 149V150H214ZM218 149V150H217ZM221 149H226L225 151L224 150H221ZM234 149V150H233ZM242 149V150H240ZM33 150V151H32ZM38 150V154L40 155V152L42 155H40L41 157L39 158V156L37 154H33L34 153H37L36 151ZM42 150V151H41ZM104 150V151H103ZM112 150V152L110 151ZM122 150V151H121ZM125 150V151H124ZM136 152H135V151ZM145 150V151H144ZM166 152V153H164ZM183 150V151H182ZM185 150V151H184ZM204 150V151H203ZM214 150V151H212ZM229 153H228V151ZM232 150V152H231ZM19 151L20 155L16 152ZM40 151V152H39ZM44 151V152H43ZM47 151V152H46ZM69 151L71 154L67 155V152ZM106 151V152H105ZM110 151V152H109ZM116 151V152H115ZM132 153H131V152ZM147 151V152H146ZM194 151V153H193ZM201 151V152H200ZM216 151V152H215ZM219 151V152H218ZM238 151V152H237ZM246 151V152H245ZM253 151H255L256 153H254ZM21 152H24L23 154ZM59 152V153H58ZM68 152V153H69ZM78 152V153H77ZM81 152V153H80ZM100 152H104L100 155ZM120 152V153H119ZM162 152V154H160ZM184 152V153H183ZM198 152V153H197ZM225 152V153H224ZM14 153L17 155L15 156ZM49 153V155H52V154H55V157L54 155L50 157V161L49 159L47 158L46 154ZM57 153V154H56ZM64 153H66L65 155H63ZM84 155H83V154ZM105 153H107L106 155V158H105ZM112 153V154H110ZM128 153H131V156L130 154ZM146 153V154H145ZM159 153V154H158ZM176 153V155H175ZM180 153V154H179ZM192 153V154H190ZM197 153V154H196ZM212 153V155H211ZM262 153V154H261ZM13 154V155H12ZM97 154L99 157L101 156L102 159L105 161L100 159V158H97L98 156L97 155H94ZM109 154V155H108ZM115 154V155H114ZM117 154V155H116ZM142 154V155H141ZM148 154V156H147ZM182 154V155H181ZM207 154V156H206ZM221 154V155H219ZM230 154V155H229ZM240 154V155H239ZM252 154V155H251ZM256 156H255V155ZM22 155V157H21ZM25 155V156H23ZM45 155V156H43ZM64 157H63V156ZM76 155V156H75ZM123 156V157H120V156ZM133 155V157H132ZM134 155H135V158H134ZM139 155V156H138ZM141 155V158H139ZM150 155V156H149ZM238 155V156H237ZM250 155V156H249ZM93 156V157H92ZM114 156V157H113ZM129 156V157H127ZM157 156V157H156ZM160 156L162 157L160 159ZM172 158H171V157ZM178 156V157H177ZM215 156V157H214ZM218 156V158H216ZM223 156V157H222ZM237 156V157H236ZM252 156V157H251ZM254 156V157H253ZM24 157V158H23ZM38 157V158H37ZM49 157V156H48ZM74 159L73 160V165L72 163H68L66 161H68V158H71ZM91 157V159H90ZM96 157V158H95ZM105 159H104V158ZM113 159H112V158ZM164 157V158H163ZM194 157V158H192ZM196 157V158H195ZM202 158V161L201 158ZM205 157V158H204ZM213 159H212V158ZM222 157V158H221ZM229 157H233V158H229ZM249 157V158H248ZM35 158V159H34ZM46 158V160H45ZM53 158V159H51ZM60 158H62L63 160H61ZM67 159V160H64V159ZM77 158V159H76ZM95 158V159H94ZM134 158V159H133ZM136 158H139V160H135ZM157 158V159H156ZM178 158V159H177ZM185 158V159H184ZM198 158V159H197ZM226 158H229V159H226ZM237 158V159H236ZM36 159H38V162H36ZM71 159V161H72ZM97 159V160H96ZM99 159V160H98ZM133 159V160H131ZM156 159V160H154ZM162 161V163H160L159 161L160 160ZM165 159V160H164ZM181 159V160H180ZM191 159V160H190ZM205 159V160H204ZM226 159V160H225ZM256 159V160H255ZM33 160L35 161V163H37V165L35 163H33ZM54 160V162L52 161ZM94 160V161H93ZM101 160V161H100ZM121 160L122 163L119 161ZM141 160V162H140ZM148 160H153L154 162H152L151 164V161H148ZM168 160V161H166ZM225 160V161H224ZM231 160V161H230ZM246 160V162H245ZM32 161V162H31ZM43 161V163H42ZM58 162V164H55V162ZM62 161V163H61ZM67 164H64L65 162ZM92 161V162H91ZM95 161H97L96 163V166L94 165L95 164ZM101 162L99 164V162ZM143 161V162H142ZM155 161L157 163V161L160 163L159 165L158 164H155ZM182 161V162H181ZM197 163H196V162ZM206 161V162H205ZM230 161V162H229ZM253 163H252V162ZM256 161V162H255ZM258 161V162H257ZM261 161V162H259ZM32 164H31V163ZM52 162V164H51ZM82 162V163H80ZM86 162L88 164L84 163ZM184 162V165L181 164ZM202 164H201V163ZM237 162V163H236ZM249 162V163H248ZM2 163V161H1ZM29 163V164H28ZM42 163V165H40ZM92 163V164H91ZM94 163V164H93ZM142 163V164H141ZM148 165H147V164ZM171 163V164H170ZM174 163H177V164H174ZM209 163V164H208ZM258 163V164H257ZM52 165L55 164V166L53 167L54 170L52 169H49V168H52L51 166L49 167L48 165ZM90 164V165H89ZM103 164V165H102ZM122 164V166L120 165ZM130 164V165H129ZM132 164V165H131ZM138 166H136V165ZM174 164V165H173ZM182 166H180V165ZM188 164V165H187ZM236 164V165H235ZM247 164V165H246ZM40 165V167L38 166ZM93 165L96 167L93 168ZM98 165V166H97ZM102 165V167L100 168V166ZM106 165V166H105ZM152 165V166H151ZM163 165V166H162ZM201 165V166H200ZM206 165V166H205ZM226 165V166H225ZM235 165V167H234ZM246 165V166H244ZM263 165V166H262ZM1 166L3 165H0V170H1ZM48 168H47V167ZM63 168L61 170V168ZM74 168H73V167ZM77 166H79V169L77 168ZM85 166H87V168H90L92 167L93 169H90L89 172H86V168ZM108 166V168H107ZM113 166L115 168H113ZM118 166V167H117ZM176 166V167H174ZM178 166V167H177ZM188 166V167H187ZM191 166V167H190ZM211 166V167H210ZM243 166V167H242ZM260 166V167H258ZM38 167V168H36ZM42 169H39L41 168ZM47 171L49 170V172L45 171L46 169ZM72 167V168H70ZM76 167V168H75ZM84 169V172L83 171H80V170H83ZM105 167V168H104ZM121 167V168H120ZM129 167V168H128ZM137 167V168H135ZM185 167V168H184ZM187 167V168H186ZM190 167V168H189ZM195 170L192 171L193 168ZM201 169H200V168ZM245 167V168H244ZM254 167V168H253ZM262 167V168H261ZM36 168V169H34ZM100 168V169H98ZM107 168V169H106ZM151 168H154V169H151ZM166 169V170H163V169ZM179 168V169H178ZM183 168V170H182ZM216 168V169H215ZM237 168V169H236ZM239 168V169H238ZM244 168V169H243ZM5 169V163H4V166L2 168V171L0 173H2L0 175V188L1 186H3L4 184H1L2 181L4 182V179L5 178V171H3ZM38 169V173H37V170ZM60 169V170H59ZM75 169V170H74ZM103 169V171H102ZM119 169V170H118ZM122 173H121V171ZM129 169V170H128ZM135 169H137V173H134L136 172ZM179 171H178V170ZM211 169L213 170V174L211 172ZM225 169V170H224ZM233 169V170H232ZM40 170H42L41 172H39ZM45 172H44V171ZM52 170V171H50ZM57 172H56V171ZM93 172H92V171ZM109 172V174H107V172ZM126 170V171H125ZM163 170V171H162ZM168 170V171H167ZM186 170V173L184 172ZM215 170V171H214ZM240 170V171H238ZM88 171V170H87ZM92 173H91V172ZM95 171V173H94ZM113 171V172H112ZM124 171V172H123ZM131 171V172H130ZM134 171V172H132ZM141 171L146 173L147 175L146 176H141ZM161 171V172H160ZM195 171V172H194ZM225 171V173H224ZM231 171V172H230ZM233 171V173H232ZM238 171V172H237ZM98 172V173H97ZM101 172V173H99ZM119 172V173H118ZM130 172V173H129ZM149 172V173H148ZM168 172V173H167ZM223 172V173H221ZM253 172V173H252ZM37 173V174H36ZM45 173V175L43 174ZM53 173V174H52ZM97 173V174H96ZM104 173V174H103ZM106 173V174H105ZM133 175V178L131 180V178L129 179L128 177H126L127 175ZM177 173V174H176ZM179 173V174H178ZM188 173V174H187ZM191 173V174H190ZM203 173V174H202ZM216 173V174H215ZM221 173V174H220ZM228 173L230 175H228ZM252 173V174H251ZM43 174V175H41ZM95 174V175H94ZM123 174V175H122ZM126 174V175H125ZM140 174V175H139ZM176 176H175V175ZM181 174H184V175H181ZM190 174V175H189ZM218 174V175H217ZM220 174V175H219ZM223 174V176H221ZM227 174V175H226ZM231 174H235V175H231ZM4 175V176H3ZM50 175V176H49ZM56 175H59V176H56ZM82 175V176H81ZM89 175H90V180L88 179L89 178ZM174 175V176H173ZM179 175V176H178ZM186 175H189V177H187ZM197 175V177H196ZM201 175V177H200ZM214 175L216 177H214ZM31 176V175H30ZM45 176V177H44ZM54 176V177H52ZM84 176V177H83ZM95 179V181H99V184L98 183H95L93 178ZM96 176L98 178H96ZM115 176V177H114ZM118 176V177H117ZM123 178H128L127 181L126 179H123ZM136 176V177H135ZM157 176V177H156ZM191 176H194L193 178H191ZM220 176V177H219ZM227 176V177H225ZM233 176V177H232ZM240 178H239V177ZM244 178H241L243 177ZM249 176V177H248ZM256 176V177H255ZM262 176V177H261ZM50 177V178H49ZM76 177V178H75ZM80 178L78 180L80 181H83L84 180V183L78 180H76L77 178ZM83 177V178H82ZM86 177V178H85ZM88 177V178H87ZM143 177V178H142ZM166 177V178H165ZM169 177V178H168ZM174 177V178H173ZM183 177V178H182ZM205 177V178H204ZM222 179V182H220L221 180L219 179ZM225 177V178H224ZM231 177V178H230ZM246 177V178H245ZM253 177V178H252ZM41 178V179H40ZM46 178L50 179L49 181L46 180ZM69 178H72L70 181H69ZM91 178H92V181H91ZM117 178V179H116ZM148 182H147V180ZM164 178V179H163ZM188 178V179H187ZM204 178V180H203ZM234 178V179H232ZM3 179V180H2ZM37 179V180H36ZM44 179V181H43ZM58 179V180H57ZM64 179L66 180V182L64 183ZM87 179V180H86ZM100 179V180H99ZM107 179V180H106ZM140 179V180H139ZM143 179V180H142ZM145 179V180H144ZM151 179V180H150ZM162 179V180H161ZM185 179V180H183ZM187 179V181H186ZM74 180V181H73ZM77 182H76V181ZM109 180V181H108ZM114 180H117L116 182ZM159 180V181H158ZM202 180V181H201ZM225 180V181H223ZM231 180V182H230ZM241 180V182H240ZM261 180V181H260ZM43 181V182H42ZM47 181V182H46ZM55 181V183H54ZM58 181V182H57ZM63 181V182H62ZM74 182V185L72 184ZM89 181V182H88ZM91 181V182H90ZM123 181V182H122ZM151 181V182H150ZM205 181V182H204ZM235 181V182H234ZM41 182V183H40ZM48 184L46 186V184ZM62 182V184H61ZM71 182V183H70ZM87 182V188L85 187V183ZM110 182V183H109ZM118 182V183H117ZM122 182V184H121ZM174 182V183H172ZM182 182V183H181ZM230 182V183H229ZM240 182V183H239ZM262 182V183H261ZM69 183V184H68ZM93 184H96V185H92ZM108 183V184H107ZM129 185H127V184ZM156 183H158V186L156 185ZM166 183V184H165ZM170 183V184H168ZM207 183V185H206ZM255 183V184H254ZM261 183V184H260ZM45 185V187L43 188V190H41V188L43 187V185ZM78 184V185H77ZM88 184L90 185V187L88 186ZM112 184V186H110ZM135 184V186H134ZM143 184V185H142ZM156 186H155V185ZM211 184V186H210ZM215 184V185H214ZM263 184V185H262ZM42 185V187H40ZM63 186L60 187V186ZM66 185V186H65ZM68 185V187H67ZM70 185V186H69ZM84 185V186H83ZM112 189L108 187V186ZM123 185H126L127 187L123 186ZM154 185V186H153ZM173 185V186H172ZM204 185V187H203ZM217 185V187H216ZM254 185V186H253ZM35 186V187H34ZM49 186V187H48ZM57 186V187H56ZM72 186L73 190L70 188ZM74 186H77V187H74ZM93 186V187H92ZM96 186V187H95ZM114 186V187H113ZM199 186V187H197ZM249 186V187H248ZM34 187V188H33ZM51 187H53L51 189ZM56 187V188H55ZM67 187V188H66ZM82 187V189L80 188ZM92 187V188H91ZM113 187V188H112ZM119 187V188H118ZM151 187V188H150ZM153 187V188H152ZM158 187V188H157ZM160 187V188H159ZM37 188H40L37 189ZM49 188V189H47ZM58 188V189H57ZM76 190H75V189ZM89 188V189H88ZM95 190H94V189ZM127 188V189H126ZM150 188V189H149ZM155 188V189H154ZM179 188V189H178ZM180 188H181V191H180ZM205 188V189H204ZM51 189V190H50ZM63 189V191H61ZM67 189V191H66ZM71 193L70 192V190ZM86 189V190H85ZM109 189V190H107ZM115 189H118L119 191L115 190ZM120 189H123L122 191ZM143 189H144V192H143ZM162 189V190H161ZM165 189V190H164ZM167 189V190H166ZM223 189V191H222ZM237 191H236V190ZM46 190V191H45ZM50 190V191H49ZM69 190V191H68ZM83 190V191H82ZM85 190V191H84ZM94 190V192H93ZM102 193H101V191ZM106 190V191H104ZM127 190V191H126ZM153 190H155V195H153ZM172 190V191H171ZM180 192H179V191ZM213 192H212V191ZM220 190V191H219ZM260 192V195H259V191ZM1 191V190H0ZM43 191V192H42ZM48 191V193H47ZM56 191V192H55ZM65 191L66 192H69L71 194H65ZM91 191V192H90ZM109 192L108 194L107 193H104V192ZM125 193H124V192ZM160 191V192H159ZM167 191V192H165ZM196 191V192H195ZM222 191V192H221ZM234 191V192H233ZM75 192V193H74ZM79 192V193H78ZM80 192L83 194L80 195ZM95 192H98V193H95ZM119 192V193H118ZM149 192V193H148ZM158 192V193H157ZM192 192V193H191ZM195 192V194H194ZM202 192V193H200ZM205 192V193H204ZM212 192V193H211ZM248 192V193H247ZM55 193V194H53ZM61 193V194H60ZM64 193V194H63ZM99 193H101V195H99ZM104 193V194H103ZM114 193V194H113ZM123 193V194H122ZM149 195H148V194ZM175 193V194H174ZM198 193V194H196ZM204 193V194H203ZM223 193V194H222ZM242 193V194H241ZM244 193H247V196L244 194ZM257 193V194H255ZM34 194V195H33ZM49 194V195H48ZM75 194V195H74ZM107 194V195H106ZM145 194V195H143ZM151 194V195H150ZM174 194V196H173ZM188 194V195H187ZM203 194V195H202ZM232 194V195H231ZM254 194V195H253ZM11 195V196H10ZM30 195V196H29ZM32 195V197H31ZM39 195V196H38ZM44 195V196H43ZM57 195V196H55ZM67 196L66 197H63V196ZM102 195L104 197H102ZM111 195V196H110ZM124 195V197H123ZM137 195V196H135ZM179 195V196H178ZM189 197H187V196ZM190 195V196H189ZM193 195V196H192ZM34 196V197H33ZM44 198H43V197ZM53 196V198H52ZM73 196L75 198H73ZM78 196V197H77ZM83 197L81 200H80V197ZM100 196V197H99ZM109 196V197H108ZM114 196V197H113ZM117 196V198H116ZM142 196V197H141ZM167 196V197H166ZM212 196V197H211ZM224 196V197H223ZM15 198L14 200L16 201H13V198ZM20 197V198H19ZM30 199H28V198ZM39 197V198H38ZM47 197V198H46ZM51 197V198H50ZM55 197V198H54ZM59 197V199H58ZM60 197L63 198V202L61 201L62 199H60ZM72 197V198H71ZM79 198V200L76 199ZM87 198V199H84V198ZM95 199H94V198ZM114 200H113V198ZM119 197V198H118ZM122 199H121V198ZM231 197V198H230ZM237 197V198H236ZM254 199H253V198ZM9 200H6L8 199ZM12 198V200H10ZM37 198V199H36ZM42 198L41 200V203L43 202V204L41 205V203H39L40 199ZM66 198V199H65ZM70 198H71V201H70ZM109 199L111 198V202L109 200H106V199ZM178 198V199H177ZM224 198V199H223ZM21 199V200H20ZM23 199V200H22ZM30 201V205H29V202H27L28 200ZM34 201H33V200ZM37 200V203H36V200ZM44 199V200H43ZM51 199V200H50ZM69 199V200H67ZM73 199L75 201H73ZM91 199V200H90ZM95 201H93V200ZM101 199V200H100ZM120 199V200H119ZM176 199V200H175ZM217 201H216V200ZM223 199V200H222ZM228 199V200H227ZM52 202H50V201ZM86 200V201H85ZM90 200V201H89ZM118 200V201H117ZM205 200V202H203ZM238 202H237V201ZM258 200V201H257ZM8 201V202H6ZM21 201V202H20ZM45 201V202H44ZM67 201L68 203L70 202L71 204H64L65 207H68L67 209L63 206V203ZM81 201H84V202H81ZM93 201V203H92ZM124 201V202H123ZM224 201V202H223ZM231 201V202H230ZM233 201V202H232ZM24 202V203H23ZM27 202V203H25ZM31 202H34L35 204L33 205V203ZM57 202H60L57 204ZM62 202V203H61ZM79 202V203H77ZM81 202V204H80ZM114 202V204H113ZM129 202V204H128ZM149 202V203H148ZM151 202V203H150ZM156 202V203H155ZM198 202V203H197ZM218 202V203H217ZM75 203H77V206L75 205V208H74V205ZM85 206H84V204ZM91 203V204H90ZM118 205H117V204ZM123 203V204H121ZM140 203V204H139ZM194 203V205H193ZM230 203V204H229ZM236 203V204H235ZM26 204V205H25ZM46 204V205H45ZM57 204V205H56ZM61 204V205H60ZM90 204V205H88ZM213 204V206H212ZM216 204V205H215ZM234 204V205H233ZM64 209H60V212L57 213V211L59 210L60 206ZM71 205V206H70ZM115 205V206H114ZM197 205V207H196ZM200 205V206H199ZM228 205V206H226ZM43 206V208H42ZM73 206V207H72ZM94 206V207H93ZM113 206V207H112ZM119 206V208H118ZM148 206V207H147ZM223 206V207H222ZM1 207V208H2ZM31 207V208H30ZM46 207V208H45ZM54 207H57L56 209H54ZM84 207V208H82ZM109 207L111 208V211L113 212H110V209ZM123 207V208H122ZM170 207V208H169ZM193 207V208H192ZM200 207V208H199ZM239 209H238V208ZM242 207H244L242 209ZM40 208V210L38 211V209ZM48 208V209H47ZM74 208V209H73ZM114 208V209H113ZM153 208L155 210H153ZM157 208V209H156ZM167 208V209H166ZM180 208V209H179ZM28 209V210H27ZM47 209V210H46ZM56 211V212H53L51 214V212L53 211ZM65 209H66V212H65ZM109 209V211H108ZM113 209V210H112ZM124 209V210H123ZM144 209V210H143ZM165 211H163V210ZM213 209V211H211ZM220 209V210H219ZM242 209V210H241ZM71 210V211H70ZM105 210V211H103ZM150 210V211H149ZM157 210V211H156ZM181 210V211H180ZM203 210V211H202ZM209 210V211H208ZM218 210V211H217ZM225 210V211H224ZM73 211V212H72ZM152 211V212H151ZM163 211V212H162ZM188 213H187V212ZM205 211H206V214H205ZM221 211V212H220ZM42 212V213H41ZM49 212V213H48ZM72 212V214H71ZM101 212H104L103 214ZM140 212V213H139ZM160 212V213H159ZM176 212V213H175ZM212 212V213H211ZM219 212V213H218ZM247 212V213H246ZM251 212V213H250ZM40 213V214H39ZM56 213V215H55ZM68 213V214H67ZM98 213V214H97ZM101 213V214H100ZM117 213V214H116ZM120 213V214H119ZM153 215H152V214ZM179 213V214H178ZM32 214V215H31ZM51 216H50V215ZM58 214V215H57ZM67 214V215H66ZM95 214L96 215V218L95 217ZM100 214V215H99ZM110 214H112L110 216ZM130 214V215H129ZM205 214V215H204ZM212 214V215H211ZM237 214V215H235ZM253 214V215H252ZM30 215V216H29ZM35 215V216H34ZM62 215V217H61ZM102 215V216H101ZM109 215V216H108ZM118 215V216H117ZM140 215V216H138ZM146 217H145V216ZM156 215V216H155ZM163 215V216H162ZM172 215V216H171ZM195 216V217H192V216ZM220 215V216H219ZM224 215V216H222ZM232 215V216H231ZM34 216V217H32ZM68 216V217H67ZM106 216V217H105ZM116 217L117 219V226L114 227V228H111V226H109V221L113 218V217ZM171 216V217H170ZM204 216V217H203ZM206 216V217H205ZM208 216V217H207ZM211 216V217H209ZM227 216V217H226ZM253 218H251V217ZM16 217V218H15ZM50 217V218H49ZM64 217H66L64 219ZM110 220H107L106 218H108ZM145 217V218H144ZM149 217V218H148ZM220 217V218H218ZM232 217V218H231ZM239 219H238V218ZM12 218V219H11ZM31 218V219H30ZM99 218V219H98ZM106 219L107 221V225H106V221L104 219ZM120 218V219H118ZM154 218V219H153ZM212 220H211V219ZM227 218V219H226ZM234 218V219H233ZM25 219V221H24ZM26 219H28L26 221ZM56 219V220H55ZM61 219V220H60ZM62 219H64V221H62ZM95 219V220H94ZM143 219V220H142ZM161 219V220H160ZM237 221H233V220ZM58 220V221H57ZM70 221V220H75L74 222L70 221L68 222V225L67 224H64L65 221ZM98 220H99V223H98ZM160 220V221H159ZM165 220V221H164ZM195 220V221H194ZM224 220V222H223ZM244 220V221H242ZM19 221V222H18ZM40 224H38V222ZM47 222V223H50V224H46L44 222ZM49 221V222H48ZM51 221V222H50ZM55 221V222H54ZM60 221V222H59ZM137 221V222H136ZM222 221V222H221ZM27 222V223H26ZM32 222V223H31ZM89 222V223H88ZM105 222V224H102V223ZM231 222V223H230ZM234 222V223H232ZM244 222V223H243ZM25 223V224H24ZM61 223V224H60ZM70 223V224H69ZM79 223H81L79 225ZM88 223V224H87ZM93 223V224H92ZM120 223V224H119ZM132 223V224H131ZM174 223V224H173ZM205 223V224H204ZM220 223V225H219ZM251 223V224H250ZM262 223V224H261ZM28 224V225H27ZM31 224V225H29ZM37 224V225H36ZM48 226V227H42V226ZM75 227H74V225ZM90 224V225H89ZM95 224V225H94ZM98 228H97V226ZM131 224V225H130ZM138 224V225H137ZM145 224L147 225V227L145 226ZM149 224V225H148ZM211 224V225H210ZM233 224V226H232ZM250 224V225H249ZM253 224V225H252ZM40 225V227H39ZM52 225H55V226H52ZM61 227V225L64 227H61V228H57V226ZM67 225V227H66ZM72 225V226H71ZM101 225V226H99ZM105 225V226H104ZM185 225V226H183ZM187 225V226H186ZM190 225V226H189ZM226 225V226H225ZM261 225V226H260ZM91 226V227H90ZM122 226V228H121ZM127 226V227H126ZM136 226L139 228L144 226L145 228H147L146 230L143 229V227L141 228L140 231H135V230H139L138 228H136ZM164 228H163V227ZM171 226V227H170ZM179 226V228H178ZM182 226V227H181ZM194 226H197V227H194ZM219 226V227H218ZM225 226V227H224ZM231 226V227H230ZM235 226V227H234ZM74 227V228H73ZM86 229H85V228ZM132 227V228H131ZM152 227V229H151ZM155 231H154V229ZM189 227V228H188ZM192 227V228H191ZM193 227L195 229H193ZM216 227V228H215ZM222 227V228H221ZM230 227V228H229ZM248 227L250 228V230L248 229ZM262 227V228H261ZM42 230H40V229ZM64 230H63V229ZM78 228V230H76ZM82 228V229H81ZM126 228V229H124ZM135 228V229H134ZM162 228V230H161ZM197 228V230H196ZM221 228V229H220ZM225 228V229H224ZM247 228V229H246ZM255 228V229H254ZM38 229V230H37ZM84 229V232L82 231ZM111 229V230H110ZM120 229V230H119ZM143 229V231H142ZM169 229V230H168ZM2 230V228H0V231ZM61 233H59L58 231ZM62 230V232H61ZM75 230V231H74ZM100 230V232H98ZM131 230V231H130ZM158 230V231H157ZM211 230V231H210ZM216 230V231H215ZM231 230V231H230ZM242 230V231H241ZM36 231H40L41 232V235L42 236H39V237H35L34 236V233ZM78 231V232H77ZM87 231V233H86ZM119 231V232H118ZM130 231V232H129ZM145 231V232H144ZM153 231V232H152ZM170 231V232H169ZM188 231V232H187ZM77 232L80 234H82V236H78L77 233L73 234V233ZM82 232V233H81ZM106 232V233H105ZM128 232V233H127ZM173 232V233H172ZM180 232V233H179ZM215 232V233H214ZM217 232V233H216ZM227 232V234H226ZM238 232V233H237ZM89 233V234H88ZM113 233V234H112ZM117 233V234H116ZM126 233V234H124ZM139 235H138V234ZM147 233V234H146ZM160 233V234H158ZM167 233V234H166ZM188 233V234H187ZM210 233V234H209ZM4 234V235H3ZM7 236H6V235ZM85 234V236H84ZM88 234V235H87ZM106 236V239L104 240H107V241H101L99 239L100 235H103ZM134 234H136V236H134ZM152 234V235H150ZM179 234V235H178ZM209 234V235H208ZM9 235V236H10ZM14 235V236H13ZM88 237H87V236ZM126 235H127V238H126ZM143 236L142 238L140 237ZM149 235L150 237L152 236L153 238H149ZM155 235V236H154ZM158 235V236H157ZM159 235H161L160 239H157L158 242L155 243V240L156 238L158 237L159 238ZM177 235V236H176ZM182 235V236H181ZM191 235V236H190ZM216 235V236H214ZM222 235V236H221ZM232 235V236H231ZM5 236V237H3ZM44 236V237H43ZM71 236V237H70ZM78 236V237H77ZM84 236V237H83ZM92 236V237H91ZM96 240L98 241H95V239H93L94 237ZM120 236V237H119ZM130 236V237H129ZM145 236V238H144ZM157 236V237H156ZM181 236V239L179 238ZM231 236V237H230ZM4 239H2V238ZM8 237V238H7ZM15 239H14V238ZM22 237V238H21ZM75 239H74V238ZM81 239H80V238ZM110 237V238H109ZM113 237V238H112ZM125 239H124V238ZM184 237V238H183ZM220 237V238H219ZM11 238V240H10ZM67 239L66 243L62 242V240ZM69 238V239H68ZM71 238V239H70ZM76 238H78L76 240ZM83 238L85 240H83ZM88 238V239H86ZM91 238V239H90ZM116 238V239H115ZM118 238V239H117ZM123 238V239H122ZM130 238V239H129ZM155 238V240H154ZM168 238V239H167ZM225 240H224V239ZM10 241H9V240ZM18 239H19V242H18ZM22 239V242H20ZM148 239V241H147ZM170 239V240H169ZM195 239V240H194ZM233 239V241L231 240ZM8 240V241H6ZM72 240V241H70ZM120 240V241H119ZM126 240V241H124ZM145 240V241H144ZM160 240V241H159ZM174 240V241H173ZM236 240V242H235ZM5 241V242H4ZM34 241V242H33ZM36 241V242H35ZM39 242V244H43V245H38L37 243ZM53 241V243H51ZM80 244H78L79 242ZM82 241V242H81ZM140 241V242H139ZM170 241V242H169ZM186 241V242H185ZM188 241V242H187ZM249 241V242H248ZM255 241V242H254ZM14 242V243H13ZM31 244H29V243ZM57 244H56V243ZM70 242V245L69 243ZM73 242V243H72ZM76 244H75V243ZM94 242V243H93ZM120 242V243H119ZM131 242V243H130ZM135 242V243H134ZM160 242V243H159ZM178 245H177V243ZM12 243V244H11ZM17 243V244H16ZM45 243V244H44ZM55 243V244H54ZM64 244H67V245H63ZM83 243V244H82ZM85 243V244H84ZM128 243V244H127ZM131 245H130V244ZM141 243V244H139ZM164 243V244H163ZM246 243V244H245ZM47 244V245H46ZM51 244V245H50ZM73 244V245H71ZM75 244V245H74ZM98 244V245H97ZM102 244H105V245H102ZM144 244H147V245H144ZM167 244V245H166ZM207 244V245H206ZM18 245V246H17ZM46 246V249L50 248L49 250L46 251L45 249V246ZM49 245V247H48ZM82 245V246H81ZM88 245V246H87ZM95 245V246H94ZM112 245V246H111ZM118 245V246H117ZM120 245V246H119ZM123 245V246H121ZM140 245V246H139ZM157 245V246H156ZM211 247H210V246ZM261 245V246H260ZM57 246V247H56ZM75 246V247H74ZM104 246V247H103ZM131 246V247H130ZM135 246V247H134ZM143 246V247H142ZM146 248H145V247ZM164 246V247H163ZM197 246V247H196ZM219 246V247H218ZM221 246V247H220ZM226 246V247H225ZM228 246V247H227ZM233 246V247H232ZM237 246V247H236ZM38 247H41L42 249L38 248ZM52 247H55L56 251L53 252L51 249ZM74 247V248H73ZM78 247V248H77ZM80 247V248H79ZM85 247H87L88 251H85ZM90 247V249H89ZM99 249H98V248ZM106 247V249H104ZM128 247V248H127ZM133 247V248H132ZM168 247V248H167ZM261 247V248H260ZM21 248V249H20ZM38 248V249H37ZM73 248V249H72ZM103 248V249H102ZM142 248V250L140 249ZM223 248V249H222ZM241 248V249H240ZM82 249V250H81ZM94 249V250H93ZM112 249V250H111ZM119 249V250H118ZM193 249V250H192ZM259 249V250H258ZM31 250V251H30ZM59 250V251H58ZM100 252H98V251ZM134 250V251H133ZM141 250V252H140ZM146 250V251H145ZM150 250V251H149ZM154 250V251H153ZM219 250V252H217ZM221 250V251H220ZM233 250V251H232ZM246 250V251H245ZM46 253H45V252ZM52 251V252H51ZM133 251V252H132ZM243 251V252H242ZM256 251V252H254ZM40 252V253H39ZM44 252L46 254V257H45V254L42 253ZM49 252H51V256H49L50 254H48ZM58 254H57V253ZM88 252V253H87ZM106 252H110V253H106ZM149 252V253H148ZM228 252V253H227ZM101 253V254H99ZM129 253V254H128ZM136 253V254H135ZM138 253V254H137ZM152 253V254H151ZM223 253H225V255H223ZM235 253V255H234ZM40 254V255H39ZM53 254V255H52ZM112 254V255H111ZM117 254V255H116ZM123 254V255H121ZM143 254V255H141ZM147 254V255H146ZM151 254V255H150ZM162 254V255H161ZM185 254V255H184ZM233 254V255H232ZM247 254V255H246ZM262 254V255H261ZM55 255V256H54ZM57 255V256H56ZM107 255V256H106ZM125 255V256H124ZM131 255H134V258L131 256ZM135 255L136 257L138 258V263L135 261L137 260V258H135ZM138 255V256H137ZM161 255V256H159ZM217 255V256H216ZM221 255V256H220ZM243 255V256H242ZM47 256H49L47 258ZM53 256V257H52ZM71 256V257H70ZM124 256V257H123ZM128 256V257H127ZM151 256V257H150ZM172 256V257H171ZM186 256V257H185ZM214 256V257H213ZM99 257V258H98ZM112 257V258H111ZM132 257V258H131ZM139 257H142L139 258ZM144 257V258H143ZM156 257V259H155ZM213 257V258H212ZM220 257H221V260H220ZM243 257V258H242ZM248 257V258H247ZM252 257V258H250ZM256 259H254V258ZM47 260H46V259ZM106 258V259H105ZM148 258V260H147ZM152 258V259H151ZM213 259V261H211V259ZM215 258L217 260H215ZM219 258V260H218ZM51 259V261H50ZM89 259V260H88ZM96 259V260H95ZM116 259V261H115ZM132 261H129L131 260ZM136 259V260H135ZM145 259V260H144ZM154 259V260H153ZM234 259V260H233ZM243 259V260H242ZM247 259V260H246ZM249 259V261H248ZM108 260V261H107ZM125 260V261H124ZM127 260V261H126ZM153 260V261H152ZM159 260V261H158ZM236 260V261H235ZM252 260V261H251ZM66 260L62 261V262H65ZM107 261V262H105ZM148 261V263H147ZM152 261V262H151ZM177 261V263H176ZM231 261V262H230ZM235 261V262H234ZM243 261V262H242ZM245 261V262H244ZM47 262V263H45ZM144 262V263H143ZM154 262V263H153ZM172 262V263H171Z\"/></svg>", "mask_w": 264, "mask_h": 264}, {"label": "bare ground", "instance_id": "bare-ground-1", "mask_svg": "<svg viewBox=\"0 0 264 264\" xmlns=\"http://www.w3.org/2000/svg\"><path fill=\"white\" fill-rule=\"evenodd\" d=\"M26 1H28V0H26ZM34 1H35V0H34ZM34 1H33V2H34ZM46 1H47V0H46ZM46 1H45V2H46ZM51 1H52V0H51ZM51 1H50V2H51ZM54 1H55V0H54ZM56 1H57V0H56ZM66 1L68 2V0H66ZM69 1H70V0H69ZM74 1H78V0H73V4H74ZM83 1H85L83 4H85L86 2H87V3H86V5H84L83 9H82V7H80L81 10H82V12H83V10L88 11V8H90L91 10L94 9L95 6H92V4H91L92 0H91V2H90V1L88 2V1H86V0H83ZM93 1H94V0H93ZM119 1H120V0H119ZM121 1L123 2V0H121ZM124 1H125V0H124ZM135 1H136V2L138 1V4L141 5L140 8H141V10H142V9L144 8V6H143L144 0H135ZM154 1H155V0H154ZM154 1H153V2H154ZM182 1H183L184 5H185L186 2H184V0H182ZM186 1H187V0H186ZM190 1H191V0H190ZM190 1H187V3H190ZM245 1H246V0H245ZM245 1H244V2H245ZM261 1H262V0H261ZM8 2H10V0H9ZM31 2H32V1H31ZM36 2H37V1H36ZM36 2H34V3H36ZM41 2H42V1H41ZM47 2H48V1H47ZM64 2H65V1H64ZM64 2H63V3H64ZM105 2L107 3L106 0H105ZM113 2H114V1H113ZM126 2H127V1H125L123 4H125ZM128 2H129V1H128ZM130 2H131V0H130ZM149 2H150V1H149ZM149 2H147V3H149ZM163 2H165V1L163 0L162 3H163ZM169 2H170V3H169ZM175 2H176L177 5L180 4V5H178L177 7L181 6V0H179L180 3H177L176 0L174 1V3H175ZM193 2H194V0H193ZM213 2H215V1L213 0ZM232 2H233V1H232ZM235 2H236V1H235ZM257 2L259 3V1H257ZM257 2H256V3H257ZM1 3H3V2L1 1ZM10 3H11V2H10ZM12 3L14 4L15 2L12 1ZM21 3H22V2H20L19 5H20ZM27 3H28V2H27ZM34 3H33V4H34ZM43 3H44V1H43ZM48 3H49V2H48ZM71 3H72V2H71ZM102 3H103V0H102ZM102 3H101V4H102ZM110 3H111V2H110ZM110 3H109V5H107V8H110V7H111ZM131 3H132V2H131ZM145 3H146V2H145ZM147 3H146V4H147ZM150 3H152V2H150ZM162 3H159V4L157 3V4H158V6H159V5L162 4ZM166 3H168L169 8H170L171 11H172L173 9H176L175 6H173V9L171 8V6H172V5H171V1L165 2V3H163V4H166ZM249 3H250V2H249ZM253 3H255V0H254ZM256 3H255V4H256ZM31 4H32V3H31ZM31 4H29V5H31ZM44 4H45V3H44ZM81 4H82V2H81ZM97 4H98V1H97ZM101 4H99V5H101ZM103 4H104V3H103ZM107 4H108V3H107ZM120 4H121V3H120ZM152 4H153V3H152ZM155 4H156V3H155ZM172 4H173V3H172ZM191 4H192V3H191ZM211 4H212V3H210V5H211ZM214 4H215V5H213V7H214V6L216 7V3H214ZM242 4H243V3H242ZM245 4H247V3H245ZM259 4H261V2H260ZM9 5H11V4H9ZM46 5H47V4H46ZM69 5H70V4H69ZM93 5H94V4H93ZM118 5H119V3H118ZM126 5H129V6H131V7H134L133 4L130 5L129 3H126L125 6H126ZM132 5H133V6H132ZM150 5H151V4H150ZM153 5H154V4H153ZM166 5H167V4H166ZM166 5H164V6H166ZM184 5H183V6H184ZM187 5H188V4H187ZM189 5H190V4H189ZM196 5H198V4H196ZM200 5H201V4H200ZM210 5H209V6H210ZM224 5H226V4L224 3ZM15 6H16V4H15ZM22 6H24V4H23V5H20V7H22ZM31 6H32V5H31ZM33 6H34V5H33ZM105 6H106V5H105ZM105 6H103L102 8H104ZM109 6H110V7H109ZM115 6H116V5H115ZM115 6H112L111 8H113V7H115ZM120 6H121V5H119V7H120ZM125 6H123V7H125ZM142 6H143V7H142ZM145 6H146V5H145ZM158 6L156 5V7H158ZM160 6H161V5H160ZM160 6H159V7H160ZM185 6H186V5H185ZM185 6H184V7H185ZM194 6H195V5H194ZM209 6H207V7H209ZM230 6H231V5H230ZM235 6H236V5H235ZM242 6H243V5H242ZM244 6H245V5H244ZM244 6H243V7H244ZM249 6H250V5H249ZM257 6H258V5H257ZM0 7L2 8V7H4V6H0ZM5 7H6V6H5ZM17 7H18V6H17ZM97 7H98V5H97ZM99 7H100V6H99ZM116 7H117V6H116ZM119 7H118V8H119ZM146 7H147V6H146ZM148 7H149V6H148ZM148 7H147V10H148ZM154 7H155V5H154ZM154 7H153V8H154ZM162 7H163V5H162ZM192 7H193V6H192ZM192 7H191V8L189 7L188 10L191 11V10L193 9ZM211 7H212V5H211ZM211 7H209V8H210V10H209L210 12H209V13L207 12V9H206V12H207L208 14H211V15L208 16V15H206L207 13H206L205 15H206V18H207V16H208V18L211 17V18H210V21L213 20V21H211V22H213L212 24H214V23H215L214 18H216L217 14H218V9H217L218 6H217L216 9L214 8L215 11H211ZM221 7L223 8V6H221ZM23 8H24V7H23ZM25 8H26V7H25ZM62 8H63V7H62ZM66 8H67V7H66ZM100 8H101V7H100ZM120 8H121V7H120ZM135 8H136V7H135ZM151 8H152V7H151ZM163 8H164V7H163ZM169 8H168V9H169ZM182 8H183V7H182ZM204 8H205V7H204ZM222 8H220V9H222ZM256 8H258V7H256ZM256 8H255V9H256ZM2 9H3V8H2ZM2 9H1V11H2ZM5 9H6V8H5ZM19 9H20V8H19ZM27 9H29V8H27ZM33 9H35V8H33ZM41 9H43V8L41 7ZM45 9H46V8H45ZM96 9H97V8H96ZM104 9H105V8H104ZM123 9H124V8H122V10H123ZM125 9H126V8H125ZM125 9H124V10H125ZM129 9H131V8H129ZM129 9H127V11H129ZM160 9H161V7H160ZM164 9H166V8H164ZM190 9H191V10H190ZM196 9H197V10L199 9V5L196 6ZM259 9H260V8H259ZM262 9H263V8H262ZM21 10H22V8H21ZM25 10H26V9H25ZM91 10L89 11V13L91 12ZM102 10H103V9H102ZM118 10H119V9H118ZM122 10H121V11H122ZM136 10H138V9H136ZM161 10H162V11H161ZM161 10H160V11L163 12V9H161ZM177 10H178V9H177ZM188 10H187V16H188V18H189V17H191L190 14L192 15V13H189V15H188ZM202 10H204V9H202ZM202 10H201V11H202ZM212 10H213V9H212ZM241 10H242V8H241ZM257 10H258V9H257ZM9 11H10V10H9ZM47 11H48V10H47ZM52 11H53V10H52ZM65 11H66V13H68L67 10H65ZM75 11H76V10H75ZM95 11H96V10H95ZM95 11H94V12H95ZM113 11H114V10H113ZM127 11H126V12H127ZM145 11H146V9H144L143 12H145ZM164 11H166V10H164ZM167 11H168V10H167ZM13 12H14V11H13ZM13 12L11 11V14H13ZM22 12H23V10H22ZM35 12H38V11H35ZM57 12L60 13L58 9H57L56 13H57ZM124 12H125V11H124ZM126 12H125V13H126ZM136 12H137V11H136ZM141 12H142V11H141ZM141 12H140V15H139V16L142 15ZM146 12H147V11H146ZM146 12H145V14H148V18H149L150 15H149L148 12H147V13H146ZM161 12H160V14H161ZM173 12H174V11H172V13H173ZM175 12H176V10H175ZM193 12H194V11H193ZM219 12H220V11H219ZM222 12H223V11H222ZM230 12H231V10H230ZM262 12H263V11H262ZM41 13H42V12H41ZM41 13H40V14H41ZM45 13H46V12H45ZM61 13H62V14H61L60 16L63 15V12H61ZM98 13H99V11H98ZM111 13H112V12H111ZM129 13H131V12H128V14H129ZM132 13L135 14L134 12H132ZM176 13H177V12H176ZM183 13H184V12H183ZM183 13H181V15H182ZM194 13H195V14H194ZM194 13H193V15H196V14H197V12H194ZM204 13H205V12H204ZM237 13H238V12H237ZM247 13H248V12H247ZM254 13H255V12H254ZM256 13H257V11H256ZM33 14H34V12H33ZM42 14H43V13H42ZM83 14H84V13L79 14V15H80V16L82 15V17H83ZM91 14H92V12H91ZM91 14H90V15H91ZM96 14H97V13H96ZM96 14H95V15H96ZM136 14H137V13H136ZM143 14H144V13H143ZM185 14H186V13H184V15H182V16L180 15L182 20H183ZM249 14H250V12H249ZM2 15H3V14H2ZM13 15H15V14H13ZM53 15H54V14H53ZM56 15H57V14H56ZM92 15H93V14H92ZM99 15H100V14H99ZM173 15H174V14H173ZM197 15H199V14H197ZM197 15H196V16H197ZM201 15H202V13H201ZM223 15H224V14H223ZM252 15H253V12H252ZM260 15H261V13H260ZM3 16H5V15H3ZM3 16H2V17H3ZM26 16H27V15H26ZM64 16H65V15H64ZM64 16H63V17H64ZM67 16H68V15H67ZM80 16H78V18H79ZM85 16H86V15H85ZM85 16H84V19H85ZM88 16H89V14H88ZM93 16H94V15H93ZM131 16H132V15H131ZM135 16H136V15H135ZM143 16H144V15H142V17H143ZM145 16H147V15H145ZM158 16H159V18H160V15H159V14H158ZM164 16H165V15H164ZM171 16H172V15H171ZM187 16H186V17H187ZM203 16H204V15H203ZM214 16H215V17H214ZM232 16H233V15H232ZM234 16H235V15H234ZM256 16H257V15H256ZM261 16H262V15H261ZM15 17H18V16H15ZM31 17H32V16H31ZM34 17H35V16H34ZM51 17H52V16H51ZM51 17H50V18H51ZM65 17H66V16H65ZM75 17L77 18V15L74 16V18H75ZM82 17H81V18H82ZM176 17H177V16H176ZM192 17H194V16H192ZM218 17H219V16H217V18H218ZM251 17H252V16H251ZM254 17H255V16H254ZM257 17H258V16H257ZM7 18H8V17H7ZM7 18H6V19H7ZM12 18H13V17H12ZM24 18H25V16H24ZM89 18H91V17H88L86 20H88ZM132 18H133V16H132ZM143 18H144V17H143ZM145 18H146V20H147V17H145ZM156 18L158 19L157 16H156ZM156 18H154V20H155ZM179 18H180V17H179ZM188 18H187V20L184 18V19L186 20V24H187V21H189V22L191 21V22H192V20H194V19H192V20H188ZM194 18H195V17H194ZM197 18H198V17H197ZM201 18L203 19V17H201ZM201 18H200V16H199V18H198V19H200V20H199L200 23H201ZM206 18H205V19H206ZM219 18H221V17H219ZM219 18H218V19H219ZM235 18H236V17H235ZM242 18H243V17H242ZM255 18H256V17H255ZM10 19H11V18H10ZM26 19H27V18H26ZM79 19H80V18H79ZM79 19H78V20H79ZM84 19H83V20H84ZM101 19H102V18H101ZM157 19H156V20H157ZM169 19H170V18H169ZM171 19H172V18H171ZM171 19H170V20H171ZM176 19H178V18H176ZM176 19L174 18V20H176ZM190 19H191V18H190ZM218 19H216V20H218ZM261 19H262V18H261ZM11 20H12V19H11ZM11 20H10V21H11ZM21 20H22V19H21ZM47 20H48V19H47ZM83 20H81V21H83ZM86 20H85V21H86ZM99 20H100V19H99ZM106 20H107V19H106ZM106 20H104V21H106ZM132 20H133V19H132ZM148 20H149V19H148ZM156 20H155V21H156ZM174 20H173V21H174ZM185 20H183V21H185ZM207 20H209V19H207ZM227 20H228V19H227ZM257 20H258V19H257ZM259 20H260V19H259ZM259 20H258V21H259ZM1 21H2V20H1ZM31 21H32V20H31ZM41 21H42V20H41ZM64 21H65V20H64ZM100 21H101V20H100ZM104 21H103L102 23H104ZM111 21H112V20H111ZM111 21H110V22H111ZM142 21H143V19H142ZM150 21H151V20H150ZM152 21H153V17H152ZM164 21H166V20H164ZM164 21H163V22H164ZM176 21H177V23H179L181 20H180L179 22H178V20H176ZM183 21H182L181 23H185V22H183ZM199 21H198V22H199ZM210 21H209V22L207 21V22H208V23H211ZM241 21H242V20H241ZM5 22H6V21H5ZM17 22H18V21H17ZM61 22H62V21H61ZM78 22H80V21H78ZM130 22H133V21H130ZM140 22H141V20H140ZM145 22H147V21H145ZM156 22H157V21H156ZM156 22H155V23H156ZM158 22L161 23L162 21H158ZM158 22H157V23H158ZM189 22H188L189 25L187 24V26H193V25L195 26V24L197 23L196 21H193V23L195 22L194 24H193V23L191 24V23H189ZM205 22H206V21L204 20L203 23H205ZM245 22H246V21H245ZM0 23H2V22H0ZM3 23H4V22H3ZM20 23H22V22H20ZM26 23H27V22H26ZM54 23H55V22H53V25H56V24H54ZM72 23H73V22H72ZM80 23H81V22H80ZM114 23H115V22H114ZM118 23H119V22H118ZM126 23H127V22H126ZM137 23H139L138 20H137V22H136V26H137ZM143 23H144V21L142 22V24H143ZM151 23H152V22H151ZM153 23H154V21H153ZM157 23H156V24H157ZM159 23H158V24H159ZM181 23H179V24H180V27H181ZM200 23H199V24H200ZM203 23H202V25H203ZM208 23H206L205 25H206V26H209ZM217 23H219V20H218ZM246 23H247V22H246ZM248 23H249V21H248ZM255 23H256V22H255ZM27 24H28V23H27ZM42 24H43V23H41V25H42ZM97 24H98V23H97ZM99 24H100V23H99ZM106 24H108L107 21H106ZM127 24H128V23H127ZM133 24H134V23H133ZM139 24H140V23H139ZM148 24H149V21H148ZM156 24H155V25H156ZM161 24H163V23H161ZM164 24H165V26H167L166 22H164ZM170 24H172V22H171V23H168V26H169V27H171ZM225 24H226V22H225ZM7 25H9V24L7 23ZM19 25H20V24H19ZM23 25H25V24H23ZM28 25H29V24H28ZM72 25H73V24H72ZM86 25H87V24H86ZM114 25H115V27H117V24H114ZM120 25H121V24H120ZM120 25H119V27H120ZM149 25H152V24H149ZM155 25L153 24L152 29L154 28ZM196 25H198V24H196ZM215 25H216V23L213 25L215 28L220 29L218 25H217L218 27H216ZM219 25H220V24H219ZM12 26H13V24H12ZM12 26H11V27H12ZM21 26H22V24H21ZM39 26H40V25H39ZM88 26H90V25H88ZM102 26L104 27V25L98 26V29H99V27H100V28H102V29L105 30L106 27L103 28ZM123 26H124V25H123ZM127 26L130 27V25H127ZM143 26H144V25H143ZM172 26H173V24H172ZM175 26H176V25L173 26V29H174V30L172 29V32H171V33L174 32V35H175V32L177 31V30H175V28H174ZM198 26H200V25H198ZM233 26H234V25H233ZM255 26H256V25H255ZM258 26H260V25H258ZM0 27H1V26H0ZM3 27H4V26H3ZM5 27H6V26H5ZM31 27H32V26H31ZM96 27H97V26H96ZM131 27H132V26H131ZM131 27H130V28H131ZM134 27H135V26H134ZM159 27H162V28H163L164 26H163V25H162V26L159 25ZM169 27H167V28L169 29ZM180 27L177 26V28H180ZM184 27H185V26H184ZM184 27H181L180 29L182 30V28H184ZM201 27H202V26H201ZM203 27H204V26H203ZM214 27H212V28H214ZM238 27H239V26H238ZM243 27H244V26H243ZM261 27H262V26H261ZM43 28H44V27H43ZM52 28H53V27H52ZM52 28H51V30H52ZM54 28H56V27H54ZM70 28H71V27H70ZM72 28H73V29H72ZM72 28H71V29L74 30L76 27H75V28L72 27ZM77 28H79V25H78ZM121 28H123V27H121ZM124 28H126V27H124ZM132 28H133V27H132ZM138 28H141V27H138ZM142 28H144V31L146 30V28L149 29V27H147V26H146V27H142ZM142 28H141V29H142ZM155 28H158V26L155 27ZM189 28H190V27H189ZM1 29H2V28H0V30H1ZM11 29H12V30H11L12 32H11V31L8 32V31L5 30L6 33H7V32H8L9 34H10V32L13 33V28H11ZM19 29H20V28H19ZM19 29H18V30H19ZM38 29H39V28H38ZM44 29H45V28H44ZM61 29H63V28H60L59 31H61ZM128 29H129V28H128ZM135 29H136V28H135ZM218 29H217V30H218ZM3 30H4V29H3ZM3 30H2V31H3ZM7 30H8V29H7ZM14 30H15V29H14ZM22 30H23V28H22L21 30H19V31H22ZM25 30H26V29H25ZM25 30H24V31H25ZM31 30H32V29H31ZM42 30H43V29H42ZM69 30H70V29H69ZM82 30H83V29H82ZM85 30H86V27H85ZM130 30H131V29H130ZM130 30H129V31H130ZM137 30H138V29H137ZM159 30L162 31L161 28H160ZM165 30L167 31V29L164 28L163 31H165ZM169 30H170V29H169ZM181 30H180L179 32H181ZM183 30H184V29H183ZM183 30H182V31H183ZM187 30H188V29H187ZM191 30L193 31V29H191ZM191 30H190V31H191ZM207 30H208V29H207ZM210 30H211V28H210ZM217 30H216V32H217ZM256 30H257V29H256ZM258 30H259V29H258ZM263 30H264V29H263ZM5 31H4V32H5ZM27 31H28V30H27ZM27 31H25V32L27 33ZM35 31H36V30H35ZM47 31H49V30H47ZM47 31H46V34L48 33ZM138 31H139V30H138ZM148 31H149V30H147V32H148ZM151 31H152V30H151ZM155 31H156V29H155ZM155 31H154V32H155ZM184 31H185V33L187 32L186 30H184ZM184 31H183V32H184ZM212 31H213V30H212ZM227 31H228V29H227ZM0 32H1V31H0ZM16 32H17V31L15 30L14 33L17 35ZM32 32H33V31H32ZM40 32H43V31H40ZM50 32H51V31H50ZM53 32H54V31H53ZM98 32H99V31H98ZM126 32H127V31H126ZM145 32H146V31H145ZM145 32H144V34H145ZM147 32H146V33H147ZM152 32H153V31H152ZM157 32H158V30H157ZM157 32L154 33V35L156 34L155 36L152 35V41H154V42H155V39H154V38L157 37ZM188 32H189V31H188ZM198 32H199V31H198ZM206 32H207V31H205V34L202 33V35L204 36L203 38L205 39V41L208 39V38H206L205 35L208 34V33H210V32H207V33H206ZM258 32H259V31H258ZM258 32H257V33H258ZM260 32H261V31H260ZM51 33H52V32H51ZM64 33H65V32H64ZM90 33H91V32H90ZM94 33H95V32H94ZM104 33H105V31H104ZM130 33H131V32H130ZM130 33H129V35H130ZM132 33L136 35L137 32H136V31H133ZM159 33H161V32H159ZM163 33H164V32H163ZM163 33H161L160 35L162 36ZM177 33H178V31H177ZM195 33H196V31L193 33V35H194ZM199 33H200V32H199ZM211 33H212V32H211ZM217 33H218V32H217ZM237 33H238V32H237ZM244 33H245V32H244ZM257 33H256V34H257ZM15 34H14V35H15ZM18 34L20 35L21 33L19 32ZM56 34H57V33H56ZM106 34H107V33H106ZM106 34H105V35H106ZM142 34H143V33L141 32V35H142ZM150 34H152V33L147 34V40H148V41L151 40V37H149V36H151ZM180 34H181V33H180ZM186 34H187V37H186V38H188V36H189L188 34H190V33H186ZM214 34H216V33L213 31V34L207 35V37L210 36L211 40H213V38H215V37H214ZM225 34H226V33H225ZM225 34H224L223 36H225ZM11 35H13V34H11ZM14 35H13V36H14ZM19 35H17V37H15V38L18 39V36H19ZM21 35H22V34H21ZM23 35H24V33H23ZM23 35H22V36H23ZM28 35H29V38H30V36H31L30 33H27V35H24V36H27V37H28ZM44 35H45V34H44ZM100 35H101V32H100ZM100 35L98 34L99 37H100ZM105 35H104L103 37H105ZM129 35H128V38H131V39L134 41L135 39L132 38V37L129 36ZM131 35H132V34H131ZM164 35H165V34H164ZM174 35H173V34L171 35L172 38H173V40H175V38H176V39L179 38V37H178V36H179L178 34L175 35L176 37H174ZM177 35H178V36H177ZM184 35H185V34H184ZM226 35H227V34H226ZM0 36H1V35H0ZM24 36H23V37H24ZM32 36H33V35H32ZM49 36H50V35H49ZM63 36H64V35H63ZM92 36H93V35H92ZM92 36H90V39L92 38ZM94 36H95V35H94ZM120 36H121V35H120ZM120 36H119V37H120ZM138 36H140L139 33H138ZM142 36L144 37L145 35H142ZM166 36H168V35H166ZM182 36H183V35H182ZM195 36H197V35H194V37H195ZM199 36H200V35H199ZM239 36H241V35H239ZM143 37H142V39H141V37H139V38L141 39V40H140V39H138V37L135 36V38L138 39V42H139V40H140V44L143 43V42H144V44H145V42H146L145 45L147 46V42H148V41L146 40V38H143ZM145 37H146V36H145ZM158 37H159V36H158ZM162 37H164V36H162ZM169 37H170V36H169ZM177 37H178V38H177ZM194 37H193V38H194ZM212 37H213V38H212ZM262 37H263V34H262ZM4 38H6V35L4 36ZM19 38H20V37H19ZM25 38H26V37H25ZM44 38H45V37H44ZM44 38H43V40H44ZM56 38H57V37H56ZM61 38H62V37H61ZM67 38H68V37H67ZM67 38H66V40L69 39V38H68V39H67ZM71 38H72V37H71ZM87 38H88V37H87ZM101 38H102V37H101ZM107 38H108V37H107ZM128 38H127V39H128ZM159 38H160V37H159ZM159 38H158V39H159ZM186 38H184V39L187 41L188 44L192 43V42H191V37H190L188 40H187ZM195 38H196V37H195ZM210 38L208 39L209 42H210ZM7 39H10V38H7ZM7 39H5V40L7 41ZM12 39H13V38H12ZM90 39H88V40H90ZM94 39H95V38H94ZM96 39H98V37H97ZM119 39H120V38H118V40H119ZM144 39H145V40H144ZM153 39H154V40H153ZM162 39H163V38H161V40H162ZM169 39H170V38H169ZM169 39H168V40H169ZM200 39H201V38H200ZM204 39H201V40H202V43H199V44H201V47H202V46H205V44H207V43H208L209 46L211 47L210 43H212V41H211L210 43H209L208 41H206V43L203 44V40H204ZM223 39H224V37H223ZM241 39H242V38H241ZM29 40H30V39H29ZM41 40H42V39H41ZM43 40H42V42L40 41V42H41V45H42V43H43ZM91 40H92V39H91ZM98 40H99V39H98ZM132 40H131V41H132ZM156 40H157V38H156ZM159 40H160V39H159ZM189 40H190V42H189ZM196 40L198 41L199 38H197ZM233 40H234V39H233ZM242 40H243V39H242ZM260 40H263V39H260ZM260 40H259V41H260ZM0 41H1V40H0ZM15 41H16V40H15ZM22 41H24L23 38H22ZM30 41H31V40H30ZM30 41H29V42H30ZM35 41H36V40H35ZM37 41H38V39H37ZM45 41H46V40H45ZM57 41H58V40H57ZM57 41H56V43H57ZM59 41H60V40H59ZM72 41H73V39L71 40V42H72ZM83 41H84V40H83ZM85 41H87V40H85ZM104 41H105V40H104ZM107 41H108V39H107ZM136 41H137V40H136ZM157 41H158V40H157ZM171 41H172V40H170L169 42H171ZM194 41H195V40H194ZM197 41H195L194 43L197 44ZM256 41H257V40H256ZM259 41H258V42H259ZM9 42H10V41H9ZM16 42L19 43L18 40H17ZM26 42H27V41H26ZM29 42H28V43H29ZM38 42H39V41H38ZM49 42L52 43V40L50 39ZM49 42H48V41L46 42L47 47H48L49 44H50ZM69 42H70V39H69ZM69 42H68V43H69ZM96 42H97V40H96ZM105 42H106V41H105ZM118 42H119V41H118ZM122 42H123V41H122ZM125 42H126V41H125ZM160 42H161V41H159L158 46L161 45V43L163 42V40H162L161 43H160ZM183 42H184V44H185V41H183ZM199 42H200V40H199ZM215 42H216V41H215ZM261 42H262V41H261ZM2 43H4V42H2ZM2 43H0V72H1V73L3 72V70H4V72H5V70L8 69L9 66H13V65L16 66V67L19 66V65H15V63H16L15 61H16V60L13 59L14 56H13V53H12V51H11L12 49H11V50L8 49V48L11 46V44H10V43H7V42L4 43V44H2ZM63 43H64V42H63ZM65 43H66V42H65ZM93 43L95 44V42H93ZM98 43H100V44L102 43L101 45H105V44H106V43L103 44V41H101V42H97V44H98ZM108 43L110 44L109 41L107 42V44H108ZM130 43H131V42H130ZM132 43H133V42H132ZM135 43H136V42L134 41V44H135ZM149 43H150V42H149ZM151 43H152V42H151ZM151 43H150V44H151ZM157 43H158V42H157ZM175 43H176V41H174V44H175ZM178 43H180V42H178ZM262 43H263V42H262ZM30 44H31V43H30ZM97 44H96V45H97ZM100 44L98 45V47L101 46ZM107 44H106V48H105V47H104V48L108 51L107 46H108L109 44H108V45H107ZM121 44H122V43H120L119 45H121ZM138 44H139V43H138ZM138 44H137V45H138ZM152 44H153V45H152ZM152 44H151L152 46H149V47H153V50H154L156 47H158L157 45H155V43H152ZM167 44H168V42H167ZM174 44H173V45H174ZM188 44H187V45H188ZM192 44H193V43H192ZM196 44H194V45H196ZM199 44H197V45H199ZM221 44H223V42H222ZM224 44H226V43H224ZM230 44H231V43H230ZM230 44H229V45H230ZM233 44H234V43H233ZM24 45H25V44H24ZM35 45H36V44H35ZM50 45H51V44H50ZM53 45H54V44H53ZM68 45H69V44H68ZM91 45H93V44H91ZM119 45H118V46H119ZM129 45H130V44H129ZM129 45L127 44V47L132 48V47H130V46H132V44H131L130 46H129ZM142 45H143V44H142ZM154 45H155L156 47H154ZM168 45H169L168 47H170V44H168ZM185 45H186V44H185ZM197 45H196V46H197ZM234 45H235V44H234ZM245 45H246V44H245ZM252 45H253V43H252ZM252 45H251V46H252ZM257 45H259V44H257ZM261 45H262V44H261ZM19 46H20V45H19ZM33 46H34V45H33ZM62 46H63V44H62ZM134 46H135V45H134ZM134 46H133V49H134V50H135V48H136V49H137V48H140V46H138V47H136V46L134 47ZM178 46H180V45H178ZM181 46H182V47H180V49L182 50L183 45H181ZM188 46L190 47L191 44L188 45ZM209 46L207 45V47H209ZM215 46L218 47L219 44H218V45L216 44ZM215 46H214V47H215ZM221 46H222V45H221ZM246 46H248V45H246ZM249 46H250V45H249ZM7 47H8V48H7ZM44 47H45V46H44ZM55 47H56V50H57V46H55ZM66 47H67V46H66ZM92 47H93V46H92ZM96 47H97V46H96ZM96 47H95V49H96ZM101 47H103V46H101ZM112 47H113V46H112ZM119 47H121V46H119ZM143 47H144V45H143ZM147 47H148V46H147ZM197 47H198V46H197ZM197 47H196V48L194 47V48L197 49ZM205 47H206V46H205ZM214 47H213V48H214ZM252 47H253V46H252ZM252 47H250V49H252ZM254 47H255V46H254ZM63 48H64V46H63ZM63 48H62V49H63ZM145 48H146V47H144V50H145ZM158 48H159V47H158ZM158 48H157V49H158ZM163 48H165V47H163ZM178 48H179V47H178ZM198 48H200V47H198ZM211 48H212V47H211ZM228 48H229V47H226L225 50L228 51ZM244 48H245V47H244ZM246 48H247V47H246ZM262 48H263V47H262ZM66 49H67V48H66ZM66 49H64V50H66ZM88 49H89V48H88ZM90 49H91V48H90ZM90 49H89V50H90ZM97 49H98V48H97ZM97 49H96V50H97ZM125 49L127 50L128 48H125ZM157 49H155V51H156ZM160 49H161V48H160ZM160 49H158L157 52H158ZM180 49H179V50H180ZM185 49H186V48H184V50H185ZM189 49H190V48H189ZM189 49H187V51H186L185 54L190 55V54H188V52H189L188 50H189ZM218 49H220V48H218ZM218 49H217V50L215 49L214 51H212V54L214 55V53H215L216 51L220 52ZM223 49H224V47H223ZM242 49H243V48H242ZM248 49H249V48H248ZM253 49H255V48H253ZM256 49H257V48H256ZM256 49H255V51H256ZM258 49H259V47H258ZM17 50L19 51V49H17ZM17 50H16V51H17ZM25 50H26V49H25ZM37 50H38V48H37ZM42 50H43V49H42ZM52 50H53V49H52ZM58 50H59V48H58ZM58 50H57V51H58ZM78 50H79V49H78ZM106 50H102V51H104V54L106 53ZM134 50H132L131 52H133ZM167 50L169 51V49H167ZM170 50H171V49H170ZM176 50L178 51L177 48H176ZM176 50H175V51H176ZM192 50H193V49H191L190 51H192ZM200 50H201V49H200ZM210 50H211V49H210ZM210 50H209V51H210ZM246 50H247V49H246ZM18 51H17V52H18ZM23 51H24V49H23ZM26 51H27V50H26ZM48 51H50V50H48ZM60 51H61V49H60ZM70 51H72V49H71ZM74 51H75V50H74ZM94 51H95V50H94ZM146 51H147V50H145L144 53H147ZM163 51H164V50H163ZM163 51H159L157 54L159 55V53H160V52H163ZM175 51H172V54H173V52H174V54H179V55H180V53H175ZM206 51H207V50H206ZM241 51H243V50H241ZM253 51H254V50H253ZM35 52H36V51H35ZM61 52H62V51H61ZM61 52H60V53H61ZM66 52H68V50H67ZM95 52L97 53L98 50L95 51ZM95 52H93V54H94ZM108 52H109V51H108ZM127 52H128V50H127ZM129 52H130V51H129ZM135 52H136V51H135ZM137 52H140V50L138 49ZM137 52H136V53H137ZM141 52H143V51H141ZM141 52H140V53H141ZM164 52H165V51H164ZM180 52H181V51H180ZM184 52H185V51H184ZM184 52H182V55L184 54ZM199 52H200V51H199ZM201 52H202V51H201ZM251 52H252V50H251ZM257 52H258V51H257ZM260 52H261V49H260ZM19 53H20V52H19ZM24 53H25V52H24ZM39 53H40V52H39ZM52 53H53V52H52ZM64 53H65V52H64ZM64 53L59 54V55H63ZM80 53H81V52H80ZM96 53H95L94 59H95V57H96ZM99 53H100V50H99ZM109 53H110V52H109ZM109 53H108V54H109ZM111 53H112V52H111ZM170 53H171V51H170ZM194 53H195V51H194ZM197 53H198V52H197ZM205 53H206V52H205ZM207 53H208V52H207ZM209 53H211V52H209ZM220 53H221V52H220ZM228 53H229V52H228ZM261 53H262V52H261ZM20 54H21V53H20ZM25 54H26V53H25ZM27 54H29V52H27ZM31 54H32V53H31ZM47 54H48V53H47ZM65 54H66V53H65ZM74 54H75V53H74ZM93 54H90V57H92L91 55H93ZM116 54H117V53H116ZM137 54H139V53H137ZM137 54H136V55H137ZM151 54H153V52H152ZM151 54H150V55L147 54V55H148V56H151V58H152V55H151ZM160 54H161V53H160ZM165 54L168 55L169 53L167 52V53H165ZM185 54H184V55H185ZM195 54H196V53H195ZM203 54H204V53H203ZM215 54L217 55L218 53L216 52ZM243 54L245 55V53H243ZM252 54H253V53H252ZM256 54H259V53H255V55H256ZM262 54H264V53H262ZM14 55H15V54H14ZM36 55H37V54H36ZM36 55H35V56H36ZM57 55H58V52H57ZM59 55H58V56H59ZM72 55H73V54H72ZM86 55H87V54H86ZM99 55H100V56H99V57H100L99 60H101V61H95V60L93 59L94 62H92V63H96V65L98 64L97 62L103 64L102 61L105 59L106 56L102 54V55L104 56V59L102 60L101 58H103V56H102L101 54H99ZM113 55L115 56V54H113ZM131 55L133 56V55H135V54L132 53ZM136 55H135V56H136ZM139 55H140V54H139ZM141 55H142V53H141ZM141 55H140V56H141ZM154 55H155V52H154L153 56H154ZM197 55L199 56L200 54H197ZM210 55H211V54H210ZM213 55H212V56H213ZM223 55H224V53H223ZM255 55H254V56H255ZM64 56H66V55H64ZM64 56H63L62 58H64ZM68 56H69L68 58H70L71 55H68ZM73 56H74V55H73ZM117 56L119 57V55H117ZM140 56L137 55V57H140ZM142 56L144 57V56H146V55L143 54ZM148 56H147V57H148ZM160 56H161V55H160ZM160 56H159V57H160ZM172 56H175V57H176V55H172ZM185 56H186V55H185ZM200 56H201V55H200ZM206 56H207V55L202 56L201 59H205ZM218 56H219V55H218ZM218 56H215V57H218ZM232 56H234V55H232ZM252 56H253V55H250V57H252ZM256 56H257V55H256ZM263 56H264V55H263ZM30 57H31V56H30ZM75 57H76V56H75ZM79 57H80V56H79ZM79 57H78V58H79ZM82 57H83V56H82ZM107 57H108V56H107ZM137 57H136V58H137ZM143 57H141V58L143 59ZM157 57H158V56H157ZM164 57H167V56H164ZM168 57H169V56H168ZM190 57H191V58H194V55H193V57H192V56H190ZM195 57H196V56H195ZM207 57H208V58H207ZM207 57H206L207 59H210L209 54H208ZM250 57H249V59H250ZM18 58H20V57H18ZM28 58H29V57H28ZM28 58H27V59H28ZM41 58H43V57H41ZM52 58H53V56L51 57V59H52ZM55 58H56V57H54V59H55ZM57 58H58V57H57ZM62 58H61V60H62ZM71 58H72V56H71ZM108 58H109V57H108ZM111 58H112V57H111ZM122 58H123V57H122ZM136 58H135V59H136ZM161 58H162V57H161ZM161 58H159V59L161 60ZM213 58H214V57H213ZM213 58H212V59H213ZM256 58H257V57H256ZM260 58H261V57H260ZM260 58H259V59H260ZM44 59H45V58H44ZM49 59H50V57H49ZM64 59H66V58H64ZM82 59H83V60H82ZM82 59L79 58V61H81V63H83L82 61H84L85 58H82ZM96 59H97V58H96ZM115 59L117 60V57H116V58L114 57V63L117 62V61H115ZM144 59L146 60V57H145ZM144 59H143V60H144ZM153 59H155V58L153 57ZM153 59H152V60H153ZM164 59H165V58H164ZM172 59H173V58L170 56V60H171V62H172V64H173L174 61H172ZM186 59H187V58H186ZM188 59H189V58H188ZM196 59H197V58H195V60H196ZM215 59H216V58H215ZM241 59H242V58H241ZM259 59H257V60L259 61ZM262 59H263V58H262ZM42 60H43V59H42ZM45 60H46V59H45ZM59 60H60V59H59ZM59 60H58V61H59ZM108 60H109V59H108ZM110 60H112V59H110ZM123 60H124V59H123ZM131 60H133V59H131ZM137 60L139 61V58H137ZM145 60H144V61H145ZM147 60H150V58L147 59ZM152 60H151V61H152ZM166 60L168 61V59H166ZM166 60H165V61H166ZM182 60H183V59H182ZM219 60H220V59H219ZM257 60H255V61L258 63ZM36 61H37V60H36ZM38 61H39V60H38ZM38 61H37V62H38ZM43 61H44V60H43ZM43 61H41V62H43ZM46 61H47V60H46ZM58 61L55 60V61H53V62H58ZM62 61H64V62L66 63V60H62ZM77 61H78V60H77ZM105 61H107V60L105 59L104 62H105ZM112 61H113V60H112ZM120 61H122V60H120ZM138 61H137V62H138ZM151 61H150V62H151ZM153 61H154V60H153ZM156 61L159 62L158 60H155V61H154L155 64L157 63ZM161 61H162V60H161ZM163 61H164V60H163ZM165 61H164V63H160V64H162V65H159V66H162V67H161V70H162V71H163V64H164V65H167V64H165V63H168V65H167L166 67L169 66V62H165ZM177 61H179V60H177ZM208 61H209V60H208ZM215 61H217V60H215ZM241 61H242V64H243V61H244V60L242 59ZM249 61H250V60H249ZM263 61H264V60H263ZM44 62H45V61H44ZM44 62H43V63H44ZM64 62H63V63H64ZM67 62H68V61H67ZM69 62H70V61H69ZM74 62H75V61H74ZM122 62H123V61H122ZM145 62H147V61H145ZM150 62H149L150 65H152V64L154 65V63L151 64ZM209 62H210V61H209ZM237 62H238V61H237ZM19 63H21V62H19ZM33 63H34V61H33ZM81 63H80V64H81ZM84 63H86V62L84 61ZM87 63H88V62H87ZM87 63H86V64H87ZM240 63H241V62H240ZM252 63L254 64V62H252ZM252 63H251V64H252ZM257 63H256V64H257ZM259 63H260V62H259ZM37 64H38V63H37ZM57 64H58V63H57ZM68 64H70V63H68ZM86 64H83V65L86 66ZM121 64H123V63H121ZM140 64H141V62H140ZM146 64H147V63H146ZM232 64H233V62H232ZM247 64H248V63H246V65H247ZM249 64H250V63H249ZM32 65H33V64H32ZM32 65H31V66H32ZM45 65H47V67H45ZM64 65H65V64H64ZM75 65H76V63H75ZM94 65H95V64H94ZM105 65H106V64H105ZM107 65H108V64H107ZM141 65H142V64H141ZM156 65H157V64H156ZM237 65H238V63H237ZM31 66H29L30 69H31ZM55 66H56V65H55ZM55 66H54L53 64L45 63L43 66H40V67H39V68H40L39 73L41 72V74H46V73H48V72H50V71H52V72L54 71V74H56V75L59 76L58 71H57V69L55 68ZM58 66H59V65H58ZM85 66H84V67H85ZM98 66H100V64H98ZM118 66H119V64H118ZM122 66H124V65H122ZM122 66H121V67H122ZM142 66H143V65H142ZM146 66H147V65H145L143 68H145ZM154 66H155V65H154ZM250 66H251V65H249V67H250ZM253 66H254V65H253ZM258 66L260 67V65H258ZM261 66H262V65H261ZM22 67H23V64H22ZM22 67L20 68L21 70H22ZM56 67H57V66H56ZM59 67H60V66H59ZM59 67H58V70H60ZM66 67H67V66H66ZM68 67H69V65H68ZM68 67H67L66 70H69V71H67V73H68V72L70 73V70H72V68H71V69H68ZM74 67H75V66H74ZM138 67H139V66H138ZM149 67H150V66H149ZM149 67H147V68H149ZM155 67H156V66H155ZM172 67H173V66H172ZM188 67H189V69H192L190 66H188ZM243 67H245V66L243 65ZM247 67H248V66H247ZM247 67H246V68H243V69L245 70V69H247ZM254 67H255V66H254ZM259 67H258V68H259ZM11 68H12V67H11ZM64 68H65V67H64ZM78 68H79V66H78ZM85 68H86V67H85ZM122 68H123V67H122ZM173 68H177V67H173ZM18 69H19V68H18ZM18 69H17V70H18ZM34 69H35V71H36V68H35V67H34ZM102 69H103V68H102ZM131 69H132V68H131ZM134 69H135V68H134ZM134 69H133V71H134ZM137 69H138V68H137ZM151 69H152V68H151ZM151 69H149V72H150ZM153 69H154V68H153ZM248 69H249V68H248ZM250 69L252 70L253 68H250ZM256 69H257V68H256ZM261 69H262V68H261ZM17 70H16V71H17ZM26 70H28V69H26ZM31 70H32V69H31ZM31 70H30V72H31ZM62 70H63V69H62ZM64 70H65V69H64ZM78 70H81V69H78ZM85 70H86V69H85ZM92 70L96 72V69H95L94 66H93V69H92ZM104 70H105V69H104ZM155 70H156V69H155ZM167 70H168V69H167ZM174 70H175V69H174ZM174 70H173V71H174ZM182 70H183V69H182ZM192 70H193V69H192ZM244 70H243V71H244ZM6 71H7V70H6ZM10 71H12V73H13L14 70H13V69H12V70L9 69L8 72H10ZM93 71H92V72H93ZM119 71H120V70H119ZM119 71H118V72H119ZM157 71H158V70L154 71L155 74H158ZM162 71H160V73H162ZM173 71H172V72H173ZM189 71H190V70H189ZM193 71H194V70H193ZM205 71H206V70H205ZM247 71H248V70H246V73H247ZM255 71H257V70H255ZM17 72H19V71H17ZM32 72H33V71H32ZM71 72H72V71H71ZM92 72H91V73H92ZM100 72H101V71H100ZM100 72H99V74H100ZM104 72H106V71H104ZM118 72H117V73H118ZM129 72H130V71H129ZM135 72H136V71H134V75H136ZM172 72L170 71V73H171V75L169 74V75H170V76H169L170 78H171V76H173V75L175 74L174 72H173V73H172ZM175 72H176V71H175ZM178 72H179V74L177 73L178 75H182V73H183V71H182V73H181V71H178ZM197 72H198V71H197ZM249 72L251 73V71H249ZM249 72H248V74H249ZM28 73H29V72H28ZM28 73H27V75H28ZM34 73H35V72H34ZM34 73H33V74H34ZM67 73H66V74H67ZM69 73H68V74H69ZM80 73L82 74V70L80 71ZM91 73H90V74H91ZM108 73H109V72H108ZM110 73H111V72H110ZM125 73H127V72L124 71V74H125ZM131 73H132V72H131ZM137 73H138V72H137ZM139 73H140V72H139ZM165 73H166V72H165ZM180 73H181V74H180ZM206 73H207V72H206ZM213 73H214V72H213ZM217 73H218V72H217ZM254 73H255V72H254ZM256 73H257V72H256ZM256 73H255V74H256ZM263 73H264V72H263ZM263 73H261V74H263ZM4 74H7V73H4ZM36 74H37V72H36ZM54 74H53V75H54ZM84 74H85L84 76H83V75H79V74H78V75L84 77V79L86 78V75H87V76H90V75H88V74H86V73H84ZM93 74H94V73H93ZM95 74H97V73H95ZM112 74H113V73H112ZM146 74H147V73H146ZM166 74H167V73H166ZM220 74H221V73H220ZM258 74H260V73L258 72ZM258 74H257V75H258ZM2 75H3V73H2ZM2 75H1V76H2ZM7 75H8V74H7ZM30 75H31V74H29V76H30ZM47 75H48V74H47ZM78 75H77V76H78ZM97 75H98V74H97ZM119 75H122V76H121L122 78H126V77L123 76V73H122V74L119 73ZM129 75L131 76V75H133V74H129ZM134 75H133V77H134ZM137 75H138V74H137ZM161 75L163 76V74H161ZM167 75H168V74H167ZM167 75H166V76H167ZM175 75H176V74H175ZM175 75H174V76H175ZM215 75H216V74H215ZM1 76H0V77H1ZM13 76H15V75H13ZM16 76H17V75H16ZM49 76H50V75H49ZM54 76H55V75H54ZM65 76H66V75H65ZM65 76H64V77H65ZM72 76H73V75H72ZM72 76L70 75L69 77L72 78ZM74 76H75V75H74ZM99 76H100V75H99ZM113 76H116V75H113ZM130 76H128V77H130ZM139 76H140V75H139ZM147 76H148V75H147ZM224 76H225V74H224ZM247 76H248V75H247ZM247 76H246V77H247ZM258 76H259V75H258ZM34 77H37V76L35 75ZM55 77H56V76H55ZM64 77H63V78H64ZM92 77H93V76H92ZM105 77H106V76H105ZM116 77H117V76H116ZM135 77L137 78V76H135ZM149 77H150V76H148V80L151 81L150 83H153V81H155L153 77L156 78V75L153 76V71H152V78H149ZM159 77H160V76H159ZM175 77H176L175 79L179 78V77H177V76H175ZM220 77H221V75H220ZM39 78H40V77H39ZM41 78H42V77H41ZM49 78H50V77H49ZM60 78H61V77H60ZM63 78H62V79H63ZM75 78H76V77H74V79H75ZM112 78L114 79V77H112ZM130 78H131V77H130ZM136 78H135V79H136ZM139 78H140V77H139ZM160 78H161V77H160ZM170 78H169V79H170ZM222 78H223V75H222ZM255 78H256V77H255ZM4 79H5V78H4ZM42 79H43V78H42ZM62 79H61V80H62ZM67 79H68V77H67ZM76 79H77V78H76ZM91 79H92V81L94 80L93 78H91ZM100 79H101V78H100ZM113 79H112V80H113ZM132 79H134V78H132ZM150 79H151V80H150ZM161 79H162V78H161ZM161 79H159V80H160L159 82H161ZM163 79H164V78H163ZM169 79H168L167 81H169ZM175 79H174V80H175ZM204 79H205V78H204ZM250 79H253V78H250ZM258 79L260 80V78H258ZM262 79H263V78H262ZM38 80H39V79H38ZM48 80H49V79H48ZM57 80L59 81L58 78L56 79V81H57ZM69 80H70V78H69ZM89 80H90V79H89ZM89 80H88V81H89ZM221 80H222V79H221ZM259 80H258V81H259ZM6 81H7V80H6ZM40 81H41V80H40ZM56 81H55V82H56ZM58 81H57V82H58ZM70 81H71V80H70ZM73 81H74V80H73ZM73 81H72V82H73ZM75 81H77V80H75ZM88 81H87V83H88ZM96 81H97V79H96ZM164 81H166V80H164ZM231 81H232V80H231ZM254 81H255V80H254ZM1 82L3 83L2 79L0 78V83H1ZM8 82H10V81H8ZM8 82H7V84H8ZM30 82H31V80H30ZM32 82H33V81H32ZM34 82H35V80H34ZM38 82H39V81H38ZM57 82H56V85L58 84ZM63 82H64V81H63ZM63 82H61V84H63ZM67 82H68V81H67ZM67 82H64V83L67 84ZM78 82H79V78H78ZM89 82H90V81H89ZM93 82H95V81H93ZM93 82H92V83H93ZM112 82H114V81H112ZM112 82H111V84H112ZM118 82H119V81H118ZM125 82H126V79H125ZM145 82H146V81H145ZM159 82H157V83L154 82L153 85L155 86V83L158 84ZM177 82H178V81H177ZM180 82H181V81H180ZM251 82H252V80H251ZM256 82H257V81H256ZM2 83H1V85H2ZM46 83H47V82H46ZM80 83H81V82H80ZM82 83H83V81H82ZM85 83H86V82H85ZM85 83H83V84H85ZM119 83H120V82H119ZM119 83H118V84H119ZM147 83H148V82H147ZM181 83H182V82H181ZM195 83H196V82H195ZM206 83H207V82H206ZM220 83H221V82H220ZM234 83H235V82H234ZM252 83H253V82H252ZM5 84H6V83H5ZM5 84L3 85V87H5ZM10 84H11V83H10ZM30 84H31V83H30ZM68 84H70V83L68 82ZM68 84H67V85H68ZM83 84H82V86H85V85H83ZM114 84H115V83H114ZM126 84H127V83H126ZM160 84H161V83H160ZM163 84L165 85V84H168V83L163 82ZM196 84H197V83H196ZM235 84H236V83H235ZM1 85H0V86H1ZM8 85H9V84H8ZM8 85H6V86H7V87H11V86H12V85H11V86H8ZM32 85H34V83H33ZM35 85H36V84H35ZM47 85H51V84H50V83H49V84L47 83ZM56 85H55V87L58 86V85H57V86H56ZM77 85H79V83H78ZM92 85H94V84H92ZM99 85H100V84H99ZM115 85H116V84H115ZM120 85H121V84H120ZM145 85H146V84H145ZM145 85H144V86H145ZM153 85H152V86H153ZM232 85H233V84H232ZM250 85H251V84L249 83V86H250ZM25 86H26V84H25ZM36 86H37V85H36ZM43 86H45V85L43 84ZM43 86H42V87H43ZM52 86H53V85H52ZM62 86H63V85H62ZM86 86H87V85H86ZM90 86H91V85H90ZM90 86H89V87H90ZM111 86H112V85H111ZM141 86H142V85H141ZM147 86H148V85H147ZM159 86H162V85H159ZM166 86H167V85H166ZM217 86H219V85H217ZM47 87H48V86H46L45 89H46ZM59 87H60V84H59ZM69 87H70V88H69ZM69 87H67V89H69L68 91H71V92H72V90H70V89H71V86H69ZM72 87H73V86H72ZM80 87H81V86H80ZM89 87H88V88H89ZM92 87H93V86H92ZM92 87H91V88H92ZM98 87H99V86H98ZM103 87H105V86H103ZM108 87H109V86H108ZM112 87H113V86H112ZM112 87H111V88H112ZM117 87H118V86H116L115 88H117ZM120 87H123V86L121 85ZM137 87L139 88V86H137ZM156 87H157V86H156ZM250 87H251V86H250ZM12 88H14V87L12 86ZM28 88L31 89L30 87L27 86V89H26L27 91H28ZM38 88H39V86H38ZM38 88H37V89H38ZM49 88H50V87H49ZM77 88H78V86H77ZM95 88H96V87H95ZM138 88H137V89H138ZM144 88H145V87H144ZM146 88H147V87H146ZM212 88H213V87H212ZM220 88H222V87H220ZM235 88H236V87H235ZM247 88H248V87H247ZM261 88H264V87H261ZM6 89H8V88H6ZM51 89H52V88H51ZM51 89H48V90H51ZM57 89H59V88H57ZM62 89H63V88H62ZM65 89H66V87H65ZM72 89H73V88H72ZM80 89H81V88H80ZM156 89H157V88H156ZM156 89H155V90H156ZM167 89H168V88H167ZM170 89H171V87H170ZM176 89H177V88H176ZM176 89L173 88L174 92H175ZM188 89H189V88H188ZM215 89H216V88H215ZM239 89H240V88H239ZM8 90H9V89H8ZM13 90H15V89H13ZM33 90H34V89H33ZM35 90H36V89H35ZM39 90H40V89H39ZM91 90H92V89H91ZM91 90H89V91H91ZM98 90H100V89H98ZM116 90H117V89H116ZM118 90L120 91V88H119ZM139 90H140V89H139ZM143 90L145 91V89H143ZM143 90L141 89V91H143ZM171 90H172V89H171ZM173 90H172V91H173ZM211 90H212V89H211ZM235 90H236V89H235ZM2 91H3V90H2ZM6 91H7V90H6ZM6 91H3V92L5 93ZM40 91H41V90H40ZM52 91H56V89H55V90L52 89ZM60 91H61V87H60V90H58V91L55 92V93L58 95V92L60 93ZM74 91H75V88H74ZM74 91H73V92H74ZM86 91H87V90H86ZM92 91H93V90H92ZM158 91H159V90H158ZM179 91L182 92V90H179ZM186 91H188V90H186ZM209 91H210V90H209ZM212 91H213V90H212ZM222 91H223V90H222ZM222 91H221V93H222ZM0 92H1V90H0ZM7 92H8V93H12V94L14 93V92H10V90L7 91ZM44 92H45V91H44ZM73 92H72V93H73ZM76 92H77V91H75V93H76ZM78 92H79V91H78ZM83 92H84V91H83ZM93 92H94V91H93ZM97 92H98V91H97ZM123 92H124V91H123ZM125 92L127 93V92H129V91H125ZM137 92H139V91H137ZM151 92H152V91H151ZM163 92H164V91H163ZM165 92H166V91H165ZM169 92H170V91H169ZM218 92H220V89H219ZM260 92H261V91H260ZM263 92H264V91H263ZM8 93H7V94H8ZM28 93H29V91L27 92V94H28ZM32 93H33V92H32ZM62 93H64V92H62ZM75 93H73V94H75ZM130 93H131V92H130ZM154 93H155V91H154ZM175 93H176V92H175ZM184 93H185V92H184ZM213 93H214V92H213ZM213 93H212V94H213ZM231 93H232V92H231ZM5 94H6V93H5ZM30 94H31V92L28 94V96H31ZM60 94H61V93H60ZM76 94H77V93H76ZM78 94H79V93H78ZM82 94H83V93H82ZM84 94H85V93H84ZM89 94H90V93H89ZM92 94H93V93H92ZM92 94H91L90 97H93ZM124 94H125V93H124ZM124 94H123V95H124ZM144 94H145V93H144ZM151 94H152V93H151ZM151 94H150V95H151ZM155 94H156V93H155ZM164 94H167V93H164ZM209 94H210V92H209ZM212 94H211V95H212ZM214 94H215V93H214ZM225 94H226V93H224V95H225ZM228 94H229V92H228ZM228 94H227V96H228ZM253 94H254V93H253ZM253 94H252V95H253ZM262 94H264V93H262ZM1 95H4V94H1ZM1 95H0V96H1ZM8 95H9V94H8ZM8 95H6V96H8ZM24 95H25V94H24ZM44 95H45V94H44ZM57 95H56V96H57ZM71 95H72V94H71ZM96 95H97V94H96ZM103 95H104V94H103ZM121 95H122V94H121ZM125 95H126V96H129V95H130V96H129L130 98H128V100H130V99H133V100H134V98H132V97L134 96V93H132V95L129 94V93H127V94H125ZM137 95H138V94H137ZM152 95L154 96V94H152ZM152 95H151V96H152ZM158 95H160V93H158ZM158 95L156 94V96H157V97L155 96L156 99H157L158 97L161 96V95H160V96H158ZM222 95H223V94H222ZM28 96H27V97H28ZM37 96H38V95H37V91H36V93L34 92V94H33L32 97H37ZM97 96H98V95H97ZM97 96H96V97H97ZM106 96H108V95H106ZM135 96H136V94H135ZM140 96H142V93H141ZM140 96H139V97H140ZM151 96H150V97H151ZM173 96H174V94H173ZM173 96H172V98H173ZM232 96H233V95H232ZM262 96H263V98H264V95H262ZM54 97H55V96H54ZM60 97H62V96H60ZM68 97H69V96H67V98H68ZM87 97H88V96H87ZM94 97H95V96H94ZM110 97H111V96H110ZM110 97H109V98H110ZM148 97H149V94H148ZM162 97H163V94H162ZM164 97H165V96H164ZM224 97H226V95H225ZM256 97H257V96H256ZM6 98H7V97H6ZM51 98H52V97H51ZM69 98H70V97H69ZM118 98H119V96H118ZM140 98H141V100H143L142 98H144V96H143V97H140ZM140 98H139V100H140ZM151 98H152V97H151ZM219 98H220V97H219ZM252 98H253V97H252ZM37 99H38V98H37ZM39 99H40V98H39ZM46 99H47V98H46ZM52 99H53V98H52ZM52 99H51V100H52ZM60 99H61V98H60ZM80 99H81V98H80ZM80 99H79V100H80ZM85 99H86V98H85ZM89 99H90V98H89ZM99 99H100V98H99ZM99 99H98V100H99ZM125 99H127V97H125ZM136 99H137V96H136ZM146 99H148V98H146ZM161 99H162V98H161ZM166 99H167V98H166ZM249 99H250V98H249ZM249 99H248V100H249ZM253 99H254V98H253ZM253 99L250 100V101L252 102V101L255 100V99H254V100H253ZM3 100H5V99H3ZM6 100H7V99H6ZM40 100H41V99H40ZM53 100H54V99H53ZM53 100H52V101H53ZM62 100H63V99H61V101H62ZM81 100H82V99H81ZM83 100H84V99H83ZM87 100H88V99H87ZM100 100H101V99H100ZM107 100H108V99H107ZM117 100H118V99H117ZM128 100H124L123 102H127ZM162 100H163V99H162ZM173 100L176 101L174 98H173ZM178 100H179V99H178ZM219 100H223V99H219ZM225 100H226V101H229V100H232V99H227V97H226ZM225 100H224V102L227 103ZM234 100H235V99H234ZM234 100H233L234 103H235V102L237 103V102L239 101L238 98H237L236 101H234ZM246 100H247V99H246ZM248 100H247V101H248ZM260 100H261V99H260ZM26 101H27V100H26ZM54 101H56V100H54ZM57 101H59V100H57ZM57 101H56V102H57ZM68 101H69V100H68ZM70 101H71V100H70ZM75 101L78 102L77 100H75ZM90 101H92V100H90ZM101 101H102V100H101ZM159 101H160V98H159ZM167 101H168V100H167ZM1 102H2V101H1ZM5 102H6V101H5ZM29 102H31V101H29ZM79 102H80V101H79ZM96 102H98V101L95 100V102H93V103H96ZM120 102H122V101H120ZM138 102H139V101H138ZM143 102L146 103V101H143ZM161 102H162V101H161ZM164 102H165V101H164ZM168 102L171 103V102H172L171 99H170V101H168ZM203 102H204V101H203ZM214 102H215V101H214ZM219 102H220V101H219ZM222 102H223V101H221V103H222ZM224 102H223V103H224ZM229 102H231V101H229ZM240 102H242V98H241V101H240ZM243 102H244V101H243ZM12 103H13V102H12ZM33 103H34V102H33ZM89 103H92V102H89ZM93 103H92V105H93ZM98 103H100V102H98ZM116 103H117V101H116ZM132 103H133V102H131V103L129 104V108H131V111H132V109H134V107H135V104H132ZM141 103H142V102H141ZM141 103H140V104H141ZM170 103H169V104H170ZM187 103H188V102H187ZM223 103H222V104H223ZM27 104H28V102H27ZM47 104H48V103H47ZM56 104H57V103H56ZM56 104H54V105H56ZM59 104H60V103H59ZM106 104H107V103H106ZM118 104H119V102H118ZM118 104H117V105H118ZM120 104H121V103H120ZM120 104H119V105H120ZM146 104L149 105L148 103H146ZM174 104H175V103H174ZM241 104H242V103H241ZM241 104H240V105H241ZM252 104H253V102H252ZM252 104H251V105H252ZM259 104H260V103H259ZM31 105H32V103H30V106H31ZM52 105H53V104H52ZM79 105H80V104H79ZM84 105H85V103H84ZM84 105H83V106H84ZM89 105H91V104H89ZM111 105H113V104H111ZM111 105H110V106H111ZM122 105H123V104H121L120 107H122ZM154 105H155V104H154ZM162 105H163V104L161 103V107H162ZM165 105H166V104H165ZM170 105H173V103L170 104ZM170 105H169V106H170ZM187 105H190V104L188 103ZM193 105H194V104H193ZM213 105H214V104H213ZM213 105L211 104L210 107L213 106ZM224 105H225V104H224ZM224 105H222V106H224ZM245 105H246V103H245ZM247 105H248V104H247ZM5 106H6L5 103H4V106H3V104H2V107H5ZM10 106H11V105H10ZM16 106H17V104H16ZM86 106H87V105H86ZM94 106H95V105H94ZM132 106H133V108H132ZM152 106H153V105H152ZM157 106H158V105L156 104V107H157ZM169 106H168V107H169ZM176 106H177V105H175V107H174V106H173V107H174L175 109H177ZM178 106H179V105H178ZM241 106H242V105H241ZM248 106H249V105H248ZM26 107H27V106H26ZM26 107H24V108H26ZM28 107H29V106H28ZM57 107H58V106H57ZM118 107H119V106H118ZM120 107H119V108H120ZM136 107H137V106H136ZM170 107H171V106H170ZM173 107H172V108H173ZM183 107H184V106H183ZM183 107H182V108H183ZM190 107H191V106H190ZM190 107H189V108H190ZM192 107H195V106H192ZM207 107H208V106H207ZM225 107H226V105H225ZM245 107H246V106H245ZM260 107H261V105H260ZM263 107H264V106H263ZM5 108H6V107H5ZM30 108H31V107H30ZM61 108H63V107H61ZM65 108H66V107H65ZM112 108H113V106H112ZM116 108H117V107H116ZM119 108H118V109H119ZM129 108H128V109H129ZM146 108H148V107H146ZM152 108H153V107H152ZM163 108H165V107H163ZM172 108H171V109H172ZM178 108H179V107H178ZM182 108H181V109H178V110H182ZM187 108H188V106H187ZM187 108H184V109L187 111ZM197 108H198V106H197ZM197 108L195 107L194 109H193V108H191V109H193V110L196 109V110H197ZM203 108L206 109L205 107H203ZM203 108H202V109H203ZM239 108H240V107H239ZM242 108H244V105H243ZM247 108H248V107H247ZM0 109H3V108L0 107ZM6 109L9 110L8 108H6ZM6 109H5V110H6ZM28 109H29V108H28ZM53 109H54V108H52V107H49V108L46 107V104L44 103V98H43V100L36 102L35 105L32 106V109H31V110L29 109V110H30V113H31V119L34 118L35 120L38 121L39 124H47L49 121H53L54 124H53V122H52V124L54 125V127H56V126H57L58 124H60L61 122L59 121V120H60V116H59L58 112L55 111V110H53ZM75 109H76V108H75ZM82 109H83V108H82ZM138 109H139V108H137V109H135V110H136V111H139ZM143 109H144V108H143ZM155 109H157V108H155ZM155 109H154V110H155ZM158 109H159V108H158ZM199 109H200V108H199ZM204 109H203V110H204ZM209 109H210V108H209ZM227 109H228V107H227ZM244 109H245V108H244ZM3 110H4V109H3ZM23 110H26V112L28 111L27 109H23ZM71 110H72V109H71ZM96 110H97V109H96ZM119 110H121V109H119ZM168 110H169V108H168ZM168 110H167V111H168ZM172 110H173V109H172ZM206 110H207V109H206ZM241 110H242V109H241ZM0 111H1V110H0ZM107 111L110 112L108 109H107ZM116 111H117V110H116ZM116 111H115V113H116ZM122 111H123V109H122ZM131 111H130V112H131ZM158 111H161V110H158ZM164 111H166V110H165V109L162 110V112H164ZM176 111H177V110H176ZM198 111H199V110H198ZM200 111H201V110H200ZM239 111H240V110H239ZM257 111H258V110H257ZM259 111H260V110H259ZM259 111H258V112H259ZM4 112H6V111H4ZM4 112L1 111L0 113H4ZM18 112H19V110H18ZM21 112H23V111H21ZM21 112H20V113H21ZM98 112H99V111H98ZM113 112H114V111H113ZM134 112H135V111H134ZM139 112H140V111H139ZM145 112H146V111H145ZM145 112H144V114H145ZM147 112H148V111H147ZM152 112H153V111H152ZM155 112H157V111H155ZM155 112H154V113H155ZM168 112L171 113V110L168 111ZM181 112H182V111H181ZM183 112H184V111H183ZM183 112H182V113H183ZM206 112H207V111H205V113H206ZM254 112H255V111H254ZM8 113L11 114L9 111H8ZM120 113H121V112H120ZM123 113H124V112H123ZM150 113H151V112H150ZM172 113H173V112H172ZM172 113H171V114H172ZM179 113H180V112H179ZM186 113H187V112H186ZM192 113H193V112H192ZM234 113H236V114H234ZM244 113H245V112H244ZM9 114H8V115H9ZM14 114H15V113H14ZM22 114H23V113H22ZM26 114H27V113H26ZM26 114H24V117H25ZM63 114H64V113H63ZM72 114H73V113H72ZM81 114H82V113H81ZM113 114H114V113H113ZM162 114H164V113H162ZM177 114H178V113H177ZM180 114H181V113H180ZM187 114H188V113H187ZM190 114H191V113H190ZM229 114H230V113H229ZM239 114H240V112H239ZM246 114H247V113H245L244 115L242 114L241 116H242V117L244 116L245 119L247 120V118H248V116H249L250 114L248 113V114H249L248 116H247ZM257 114H258V113H257ZM17 115H18V113H17ZM17 115L15 114V117H16ZM28 115H30V114H28ZM88 115H89V114H88ZM117 115H118V114H117ZM117 115H115V116H117ZM120 115H121V114H120ZM123 115H126V114H123ZM128 115L131 116L130 113H129ZM128 115H127V116H128ZM145 115H146V114H145ZM164 115H167V114H164ZM173 115L175 116V112L173 113ZM192 115H193V114H192ZM199 115H200V114H199ZM232 115H235V116L237 117V112H234V111H233V114L231 113V116H232ZM245 115H246L247 117H246ZM258 115H259V114H258ZM258 115H257V116H258ZM6 116H7V115H6ZM12 116H13V115H12ZM12 116L9 115V117H12ZM19 116H20V117H19ZM19 116H17L18 118H15V119H16V120H18L19 118L21 119V115H20V114H19ZM109 116H110V115H109ZM138 116H139V115H138ZM160 116H161V115H160ZM160 116H159V117H160ZM178 116H179V114H178ZM181 116H182V115H181ZM181 116H179V118H181ZM188 116H190V115H188ZM196 116H197V115H196ZM196 116H195V117H196ZM22 117H23V115H22ZM28 117L30 118V116H28ZM52 117H55V119H52ZM74 117H75V116H74ZM136 117H137V116H136ZM156 117H158V116H156ZM162 117H164V116H162ZM176 117H177V116H176ZM185 117H186V116H185ZM191 117H192V116H191ZM251 117H252V116H251ZM254 117H255V116H254ZM12 118H14V117H12ZM25 118H26V117H25ZM67 118H68V117H67ZM154 118H155V117H154ZM154 118H153V120H154ZM164 118H165V117H164ZM169 118H170V117L168 116L167 119H166L164 122H166ZM186 118H187V117H186ZM222 118H223V117H222ZM230 118H231V117H230ZM252 118H253V117H252ZM34 119H33V120H34ZM65 119H66V118H65ZM132 119H133V118H132ZM132 119H128V120H129V121H130V120L132 121ZM135 119H136V118H135ZM139 119H140V116H139ZM160 119H161V117H160ZM162 119H163V118H162ZM171 119H173V117H171ZM7 120H8V118H7ZM23 120H24V118H23ZM23 120H22V121H23ZM27 120H28V119H27ZM27 120H24V121L26 122ZM33 120H32V121H33ZM102 120H103V119H102ZM116 120H117V118H116ZM136 120H137V119H136ZM149 120H150V118H149ZM184 120H186V119H184ZM187 120H188V119H187ZM189 120H192V119L189 118ZM193 120H194V119H193ZM193 120H192V121H193ZM197 120H198V118H197ZM231 120L234 121L232 118H231ZM236 120H237V119H236ZM236 120H235V121H236ZM8 121H9V120H8ZM24 121H23V122H24ZM28 121H29V120H28ZM76 121H78V120L76 119ZM82 121H83V120H82ZM107 121H108V120H107ZM126 121H127V120H126ZM158 121H159V120H158ZM172 121H173V120H172ZM192 121H191V122H192ZM198 121H199V120H198ZM33 122H34V121H33ZM59 122H60V123H59ZM63 122H64V121H63ZM116 122H117V121H116ZM133 122H135V120H133ZM137 122L139 123V121H137ZM140 122H141V121H140ZM143 122H144V121H143ZM147 122H148V121H146L145 123L147 124ZM150 122H151V120H150ZM170 122H171V121L169 120V123H170ZM174 122H176V121H174ZM187 122H189V121H187ZM191 122H190V123H191ZM237 122H239V121H237ZM237 122H235L236 125H237ZM34 123H35V122H34ZM38 123H35L34 126L38 127V126H37V125H39ZM74 123H75V122H74ZM81 123H82V122H80V124H81ZM101 123H102V122H101ZM117 123H118V122H117ZM120 123H122V122H120ZM124 123H125V122H124ZM130 123L132 124V122H128V121H127V124H130ZM141 123H142V122H141ZM152 123H153V122H152ZM157 123H158V122H157ZM159 123H161V122H159ZM176 123H177V125H178V122H176ZM180 123H181V122H179V124H180ZM182 123H183V122H182ZM184 123H185V121H184ZM258 123H259V122H258ZM19 124H20V123H19ZM19 124H18V126H19ZM36 124H37V125H36ZM63 124L65 125V123H63ZM67 124H68V123H67ZM131 124H130V125H131ZM148 124H149V123H148ZM166 124H168V123H166ZM193 124H194V123H193ZM6 125H8V124H6ZM6 125H4V126H6ZM29 125L31 126L30 121H29ZM32 125H33V123H32ZM82 125H84V122H83ZM120 125H121V124H120ZM124 125H125V126H124ZM124 125H123V126L126 127V124H124ZM136 125H137V124H136ZM139 125H140V124H139ZM142 125H144V124H142ZM162 125H163V124H162ZM162 125H160V126H162ZM175 125H176V124H175ZM181 125H182V124H181ZM194 125H195V124H194ZM199 125H200V124H199ZM260 125H261V124H260ZM18 126H17V127H18ZM21 126H23V125H21ZM26 126H28V125L25 124V127H26ZM46 126H47V125H46ZM58 126H59V125H58ZM86 126H87V125H86ZM117 126L119 127V124H117ZM133 126H135V125H133ZM145 126H146V125H145ZM185 126L187 127V125H185ZM19 127H20V126H19ZM28 127H29V126H28ZM31 127H32V126H31ZM50 127H51V126L49 125V128H50ZM72 127H73V126H72ZM87 127H88V126H87ZM110 127H111V126H110ZM121 127H122V126H121ZM135 127H137V126H135ZM141 127H142V126H141ZM141 127H140V128H141ZM148 127H149V126H148ZM183 127H184V126H183ZM183 127L181 126V128H183ZM188 127H189V126H188ZM192 127H193V126H192ZM241 127H242V126H241ZM253 127H254V126H253ZM255 127H256V125H255ZM0 128H1V127H0ZM8 128H9V127H8ZM38 128H39V127H38ZM49 128L47 127V129H49ZM52 128H53V127H52ZM58 128H59V127H58ZM67 128H68V127H67ZM111 128H112V127H111ZM111 128H110V129H111ZM116 128H117V127H116ZM127 128H128V127H127ZM129 128H130V126H129ZM132 128H133V127H132ZM15 129H16V128H15ZM24 129H25V128H24ZM42 129H44L43 126H42ZM63 129H64V126H63ZM89 129H90V128H89ZM133 129H134V131H135V128H133ZM133 129H131V130L133 131ZM141 129H145V128L143 127V128H141ZM253 129H254V128H253ZM253 129H252V130H253ZM8 130H10V129H8ZM18 130H20V129H18ZM18 130H17V132H18ZM35 130H36V131H35ZM35 130H33V131L38 132L37 129H35ZM54 130H55V129H54ZM84 130H85V129H84ZM112 130H113V129H112ZM116 130H117V129H116ZM126 130H127V129H126ZM129 130H130V129H129ZM168 130H169V129H168ZM174 130H176V129H173V131H174ZM178 130H179V129H178ZM222 130H223V129H222ZM233 130H234V129H233ZM239 130H240V129H239ZM259 130H260V128H259ZM4 131H5V130L2 129V132H1V133H3ZM59 131H60V130H59ZM64 131L67 132L68 130H64ZM64 131H63V133H65ZM69 131H70V130H69ZM87 131H88V130H87ZM89 131H90V130H89ZM109 131H111V130H109ZM121 131H122V130H121ZM121 131H120V132H121ZM132 131H131V132H132ZM138 131H139V130H138ZM138 131H137V132H138ZM156 131H158V130H156ZM186 131H187V130H186ZM226 131H227V130H226ZM240 131H241V130H240ZM250 131H251V130H250ZM254 131H255V130H254ZM5 132H6V131H5ZM9 132H12V130L9 131ZM20 132H21V130H20ZM30 132H32L31 129H30ZM35 132H34V133H35ZM60 132H61V131H60ZM77 132H78V131H77ZM106 132H107V131H106ZM159 132H161V131L159 130ZM159 132H158V133H159ZM166 132H167V131H166ZM169 132H170V131H169ZM174 132H175V131H174ZM174 132H173V133H174ZM183 132H184V131H183ZM195 132H197V131H195ZM195 132H194V133H195ZM215 132H216V131H215ZM232 132H233V131H232ZM237 132H238V131H237ZM241 132H243V131H241ZM247 132H248V131H247ZM255 132H256V131H255ZM15 133H16V132H15ZM18 133H19V132H18ZM22 133H23V131H22ZM22 133H21V134H22ZM38 133H40V132H38ZM42 133H43V132H42ZM116 133H117V132H116ZM127 133H128V131H127ZM152 133L157 134L156 132H152ZM152 133H150V134H151V137H152ZM164 133H165V132H164ZM173 133H168V132H167L166 134H167V136H168V134H173ZM178 133H179V132H178ZM189 133H190V132H189ZM199 133H201V132H199ZM226 133H227V132H226ZM228 133H229V132H228ZM228 133H227V134H228ZM234 133H235V132H234ZM7 134H8V132H7ZM10 134H11V133H10ZM13 134H14V132H13ZM32 134H33V133H32ZM49 134H50V133H49ZM54 134H55V133H54ZM54 134H53V135H54ZM67 134H68V133H67ZM69 134H70V133H69ZM75 134H76V133H75ZM95 134H98V133H95ZM112 134H113V133H112ZM123 134H124V133H123ZM123 134H122V135H123ZM154 134H153V135H154ZM160 134H161V133H160ZM162 134H163V131H162ZM175 134H176V133H175ZM180 134H182V133H180ZM180 134H179V135H180ZM183 134H185V133H183ZM196 134H197V133H196ZM242 134H243V133H241V135H242ZM259 134H260V133H259ZM3 135H4V133L2 134V137H3ZM5 135H6V134H5ZM40 135H41V134H40ZM40 135H39V136H40ZM51 135H52V134H51ZM58 135H59V133H57V136H58ZM70 135H71V134H70ZM127 135H128V134H127ZM139 135H140V134H139ZM164 135H165V134H164ZM176 135H177V134H176ZM192 135H193V133L191 134V136H192ZM197 135H198V134H197ZM209 135H210V134H209ZM209 135H207L206 137H208ZM214 135H215V133H214ZM219 135H220V134H219ZM239 135H240V133H239ZM256 135H257V134H256ZM59 136H61V135H59ZM59 136H58V137H59ZM64 136H65V134L63 135V137H64ZM94 136H95V135H94ZM123 136H124V135H123ZM129 136H130V134L128 135V138H129ZM132 136H133V135H132ZM157 136H158V135H157ZM157 136H155V137H157ZM182 136H183V135H182ZM182 136H181V138H182ZM200 136H201V135H200ZM212 136H213V134H212ZM216 136H217V135H216ZM229 136H230V135H229ZM242 136H243V135H242ZM251 136H252V134H251ZM258 136H259V135H258ZM0 137H1V136H0ZM5 137H6V136H5ZM11 137H12V134H11ZM18 137H19V139H21V141H22V140H23L22 138H23L24 136H23V137L21 136L22 138H20V134H19ZM52 137H53V136H52ZM54 137H55V136H54ZM58 137H55V138L57 139ZM61 137H62V136H61ZM61 137H60V139H62ZM70 137H72V135H71ZM78 137H79V136H78ZM112 137H113V136H112ZM112 137H111V138H112ZM130 137H131V136H130ZM148 137L150 138V135H149ZM170 137H171V136H170ZM172 137H174V135H173ZM176 137L178 138V140H180V139H179L180 136H179V137L176 136ZM184 137H185V135H184ZM184 137H183V138H184ZM189 137H190V135H189ZM198 137H199V136H198ZM201 137H202V136H201ZM203 137H204V136H203ZM203 137H202V138H203ZM213 137H214V136H213ZM243 137H244V136H243ZM256 137H257V136H256ZM9 138H10V136H9ZM32 138H33V137H32ZM126 138H127V137H126ZM128 138H127V139H128ZM195 138H196V137H195ZM216 138H217V137H216ZM231 138H232V137H231ZM240 138H241V136H240ZM257 138H258V137H257ZM15 139H16V138H14V137L12 138V140H14V141H15ZM25 139H26V138H25ZM34 139H35V138H34ZM34 139H33V140H34ZM66 139H67V138H66ZM78 139H79V138H78ZM112 139H113V138H112ZM129 139H130V138H129ZM134 139H135V137H134ZM147 139H148V138H147ZM153 139H154V136H153ZM157 139H158V138H157ZM161 139H162V138H161ZM193 139H194V138H193ZM196 139H197V138H196ZM198 139H200V138H198ZM204 139H205V138H204ZM204 139H203V140H204ZM233 139L236 140L235 138H232V140H233ZM238 139H239V138H238ZM251 139H252V138H251ZM253 139H254V138H253ZM10 140H11V138H10ZM28 140H31V139H28ZM28 140H27V142H29ZM33 140H32V141H33ZM35 140H36V139H35ZM62 140H64V141H62V142H65V141H66L65 139H62ZM119 140H120V139H118V141H119ZM131 140H133L132 137H131ZM187 140H188V139H186V142L188 143ZM214 140H215V139H214ZM214 140H213V141H214ZM218 140H219V139H218ZM221 140H222V139H221ZM239 140H240V139H239ZM5 141H6V140H5ZM14 141H12V144H13ZM23 141H24V140H23ZM57 141H58V140H57ZM89 141H90V140H89ZM89 141H88V142H89ZM98 141H99V140H98ZM136 141H137V140H136ZM143 141H144V140H143ZM143 141H139L141 145L143 144V143H142ZM151 141H152V140H150L149 142H150L151 144H153ZM190 141H191V139H190ZM207 141H208V140H207ZM247 141H248V140H247ZM259 141H260V139H259ZM3 142H4V141H3ZM6 142H8V141H6ZM6 142H5V143H6ZM58 142H59V141H58ZM92 142H93V141H92ZM100 142L102 143L103 141L100 140ZM107 142H109L108 144H110V140H108ZM107 142H106V144H107ZM137 142H138V141H137ZM154 142L156 143V140H155ZM229 142H230V141H229ZM251 142H253V141H251ZM251 142H250V144L252 145ZM257 142H258V141H257ZM14 143H15V142H14ZM17 143H20L19 140H18ZM23 143H25V142H23ZM23 143H21V144L24 145ZM31 143H32V142L30 141V144H31ZM38 143H39V142H38ZM53 143H54V142H53ZM69 143H70V142H69ZM73 143H74V142H71V144H73ZM97 143H98V142H97ZM112 143L115 144L116 142L113 141ZM131 143H133V142H131ZM131 143H130V146H131ZM144 143H145V141H144ZM150 143H147V144H150ZM176 143H177V142H176ZM187 143H186V145H187ZM212 143H213V142H212ZM234 143H235V142H234ZM248 143H249V141H248ZM8 144H9V145H8ZM8 144H7L8 146H13V145L15 146V145H17L16 143L13 144V145H11L10 143H8ZM25 144H26V143H25ZM40 144H41V143H40ZM44 144H45L46 147L48 146V145H46V142H45ZM50 144H51V143H50ZM76 144H77V143H76ZM81 144H82V143H81ZM98 144H99V143H98ZM103 144H105V142H104ZM140 144H139V145H140ZM147 144H146V145H147ZM151 144H150V145H151ZM183 144H184V146H185V141H184ZM183 144H182V145H183ZM190 144L192 145V143H190ZM190 144H189V145H190ZM213 144H214V143H213ZM221 144L223 145L224 143H221ZM230 144H232V143H230ZM7 145H6V146H7ZM22 145L19 144V148H20V147L22 148ZM59 145H60V144H59ZM65 145H66V144H65ZM79 145H80V144H79ZM83 145H84V144H83ZM96 145H97V144H96ZM111 145H113V144H111ZM133 145H134V143H133ZM135 145H136V142H135ZM139 145H138V146H139ZM141 145H140L139 147H141ZM170 145H171V144H170ZM215 145H216V144H215ZM215 145H214V146H215ZM222 145H221V147H222ZM232 145H233V144H232ZM236 145H237V144H236ZM2 146H3V145H2ZM8 146H7V147H8ZM14 146H13V147H14ZM27 146H28V145H27ZM39 146H40V145H39ZM124 146H125V145H124ZM127 146H128V144H127ZM130 146H129V147H130ZM138 146L136 145V147H138ZM168 146H169V145H168ZM173 146H174V145H173ZM173 146H171V147H173ZM175 146H177V148H178V145H175ZM234 146H235V145H234ZM238 146H239V141H238ZM255 146H256V145H255ZM15 147H17V146H15ZM52 147H53V145H52ZM74 147H75V145H74ZM102 147H103V146H102ZM113 147H114V146H113ZM118 147H119V146H118ZM133 147H135V146H133ZM133 147H132V148H133ZM139 147H138V149H137L138 152H140V148H139ZM151 147H152V146H151ZM179 147H180V146H179ZM190 147H191V146H190ZM202 147H203V145H202ZM212 147H213V146H212ZM218 147H219V146H217V148H218ZM226 147H227V146H226ZM235 147H236V146H235ZM248 147H249V146H248ZM253 147H254V146H253ZM3 148H4V147H3ZM3 148H2V149L0 148V149H1L0 151H2ZM9 148H10V147H9ZM19 148H18V149H19ZM47 148H48V147H47ZM83 148H84V147H83ZM120 148H121V147H120ZM130 148H131V147H130ZM152 148H153V147H152ZM180 148H181V147H180ZM192 148H193V147H192ZM214 148H216V147H214ZM224 148H225V147H224ZM228 148H229V147H228ZM237 148H238V147H237ZM4 149H5V148H4ZM22 149H23V151H24V150H26L27 148L25 149V146H24ZM34 149H35V148H34ZM41 149L44 150L45 148H41ZM48 149H50V148H48ZM64 149H65V148H64ZM64 149H63V148H62V150L59 149V150H60V153L58 152L59 155H60L61 153L64 152ZM84 149H85V148H84ZM103 149H104V148H103ZM106 149H107V148H106ZM109 149H110V148H109ZM113 149H114V148H113ZM116 149H117V147H116ZM116 149H114V150H116ZM124 149H125V148H124ZM147 149H148V148H147ZM167 149H169V147H168ZM188 149H189V148H188ZM190 149H191V148H190ZM205 149H206V148H205ZM229 149H230V148H229ZM252 149H253V148H252ZM257 149H258V148H257ZM12 150H13V149H12ZM20 150H21V149H20ZM28 150H29V149H28ZM65 150H66V149H65ZM93 150H94V149H93ZM107 150H108V149H107ZM118 150H120V149H118ZM127 150H128V148H127ZM130 150H131V149H130ZM132 150H133V149H132ZM132 150H131V151H132ZM137 150H136V151H137ZM142 150H143V149H141V151H142ZM156 150H158V149H155V150H154V149H150V148H149V150H148V154H150V155H154L155 153H157V152L160 151V150H158L157 152H155ZM164 150H165V149H164ZM171 150H172V149H171ZM173 150H174V148H173ZM186 150H187V149H186ZM194 150H195V149H194ZM214 150H215V149H214ZM214 150H212V151H214ZM217 150H218V149H217ZM221 150H224V149H221ZM225 150H226V149H225ZM225 150H224V151H225ZM233 150H234V149H233ZM240 150H242V149H240ZM247 150H249V148H248ZM10 151H11V148H10ZM21 151H22V150H21ZM32 151H33V150H32ZM41 151H42V150H41ZM103 151H104V150H103ZM110 151L112 152V150H110ZM110 151H109V152H110ZM121 151H122V150H121ZM124 151H125V150H124ZM131 151H130V152H131ZM134 151H135V150H134ZM136 151H135V152H136ZM144 151H145V150H144ZM162 151H163V150H162ZM182 151H183V150H182ZM184 151H185V150H184ZM203 151H204V150H203ZM227 151H228V150H227ZM15 152H16V151H15ZM26 152H27V151H26ZM26 152H25V154L28 156L27 153L30 154V150H29L27 153H26ZM36 152H37V153H34V152H33V154H37V155L39 156V158H40V157H41L40 155H42L41 152L39 151V152H40V155L38 154V150H37ZM43 152H44V151H43ZM46 152H47V151H46ZM66 152H67V151H66ZM68 152H69V151H68ZM68 152H67V155H69V154L72 153V152H71V153H70V152L68 153ZM105 152H106V151H105ZM115 152H116V151H115ZM146 152H147V151H146ZM163 152H164V151H163ZM200 152H201V151H200ZM215 152H216V151H215ZM218 152H219V151H218ZM225 152H226V151H225ZM225 152H224V153H225ZM231 152H232V150H231ZM237 152H238V151H237ZM245 152H246V151H245ZM253 152L256 153L255 151H253ZM0 153H3V154H4L3 156H0V165H3V166H4V163H5V169L3 170V171H5V173H3V174H5V178H3V179H4V182L2 181V183H1V184H4V185L1 186V188H0L1 191H0V192H1V194H3L2 196H4V197H6V196L9 197V194H10V193H11L13 196H15V195L19 194L20 192H22L24 189L28 188L29 185H30V183L32 182V179H33V178H32V174H33V171H34V170L32 171V169H31L32 166L30 167V166H29V165H30L29 163H28L29 165H27V162H25V161H26V160L29 161L30 159L33 158L34 155H29L30 159H28L27 156H26L25 161H21V160L18 161L17 158H16V159H15V158H12L10 155H8L7 153H5L4 151H3V152H0ZM16 153H18V154L20 155L19 151L16 152ZM21 153L23 154L24 152H21ZM77 153H78V152H77ZM80 153H81V152H80ZM102 153H104V152H100V155H101ZM119 153H120V152H119ZM131 153H132V152H131ZM131 153H128V154H130V156H131ZM140 153H141V152H140ZM142 153H144V152L142 151ZM164 153H166V152H164ZM183 153H184V152H183ZM193 153H194V151H193ZM197 153H198V152H197ZM197 153H196V154H197ZM228 153H229V151H228ZM56 154H57V153H56ZM65 154H66V153H64L63 155H65ZM82 154H83V153H82ZM110 154H112V153H110ZM145 154H146V153H145ZM148 154H147V156H148ZM158 154H159V153H158ZM160 154H162V152H161ZM179 154H180V153H179ZM190 154H192V153H190ZM261 154H262V153H261ZM12 155H13V154H12ZM14 155L17 156L15 153H14ZM53 155L55 156V154H52V155H49V153L46 154V156H47V158L49 159V161H50V157L53 156ZM63 155H62V156H63ZM71 155H72V154H71ZM83 155H84V154H83ZM93 155H94V154H93ZM95 155H97V154H95ZM95 155H94V156H95ZM102 155H103V154H102ZM106 155H107V153H105V155H104L105 158H106ZM108 155H109V154H108ZM114 155H115V154H114ZM116 155H117V154H116ZM141 155H142V154H141ZM141 155H140L139 158H141ZM150 155H149V156H150ZM175 155H176V153H175ZM181 155H182V154H181ZM211 155H212V153H211ZM219 155H221V154H219ZM229 155H230V154H229ZM239 155H240V154H239ZM251 155H252V154H251ZM254 155H255V154H254ZM23 156H25V155H23ZM43 156H45V155H43ZM48 156H49V157H48ZM56 156H57V155H56ZM56 156H55V157H56ZM75 156H76V155H75ZM97 156H98V155H97ZM138 156H139V155H138ZM206 156H207V154H206ZM237 156H238V155H237ZM237 156H236V157H237ZM249 156H250V155H249ZM255 156H256V155H255ZM21 157H22V155H21ZM31 157H32V158H31ZM63 157H64V156H63ZM92 157H93V156H92ZM100 157H101V156H100ZM100 157L98 156L97 158H100ZM113 157H114V156H113ZM120 157H123V156L121 155ZM127 157H129V156H127ZM132 157H133V155H132ZM156 157H157V156H156ZM170 157H171V156H170ZM177 157H178V156H177ZM214 157H215V156H214ZM222 157H223V156H222ZM222 157H221V158H222ZM251 157H252V156H251ZM253 157H254V156H253ZM23 158H24V157H23ZM37 158H38V157H37ZM57 158H58V156H57ZM95 158H96V157H95ZM95 158H94V159H95ZM103 158H104V157H103ZM105 158H104V159H105ZM111 158H112V157H111ZM123 158H124V157H123ZM134 158H135V155H134ZM134 158H133V159H134ZM139 158H136L135 160H139ZM161 158H162V157L160 156V159H161ZM163 158H164V157H163ZM171 158H172V157H171ZM192 158H194V157H192ZM195 158H196V157H195ZM200 158H201V157H200ZM204 158H205V157H204ZM211 158H212V157H211ZM216 158H218V156H217ZM229 158H233V157H229ZM229 158H226V159H229ZM248 158H249V157H248ZM34 159H35V158H34ZM51 159H53V158H51ZM60 159L63 160L62 158H60ZM71 159H72V157H71V158H68V161H66V162H68V163L71 162L72 165H73V160H74V159H72V161H71ZM76 159H77V158H76ZM90 159H91V157H90ZM100 159H102V157H101ZM112 159H113V158H112ZM133 159H131V160H133ZM156 159H157V158H156ZM156 159H154V160H156ZM160 159H159V160H160ZM177 159H178V158H177ZM184 159H185V158H184ZM197 159H198V158H197ZM212 159H213V158H212ZM226 159H225V160H226ZM236 159H237V158H236ZM37 160H38V159H36V162L39 161V160H38V161H37ZM45 160H46V158H45ZM64 160H67V159L65 158ZM96 160H97V159H96ZM98 160H99V159H98ZM102 160H103V159H102ZM164 160H165V159H164ZM180 160H181V159H180ZM190 160H191V159H190ZM204 160H205V159H204ZM225 160H224V161H225ZM255 160H256V159H255ZM1 161H2V163H1ZM51 161H52V160H51ZM74 161H75V160H74ZM93 161H94V160H93ZM100 161H101V160H100ZM103 161H104V160H103ZM119 161L122 163L121 160H119ZM148 161H151V160H148ZM162 161H163V160H162ZM162 161L160 160L159 162L162 163ZM166 161H168V160H166ZM200 161H202V158H201ZM230 161H231V160H230ZM230 161H229V162H230ZM31 162H32V161H31ZM31 162H30V163H31ZM39 162H41V161H39ZM52 162H54V160H53ZM52 162H51V164H52ZM64 162H65V161H64ZM66 162H65L64 164H67ZM91 162H92V161H91ZM96 162H97V161H95V164L93 163L95 166H96V164H97ZM98 162H99V161H98ZM140 162H141V160H140ZM142 162H143V161H142ZM152 162H154V161L152 160V161H151V164H152ZM159 162L157 161V163H156V161H155V164H158V165H159V164H160ZM181 162H182V161H181ZM195 162H196V161H195ZM205 162H206V161H205ZM245 162H246V160H245ZM251 162H252V161H251ZM255 162H256V161H255ZM257 162H258V161H257ZM259 162H261V161H259ZM33 163H35L34 160H33ZM42 163H43V161H42ZM42 163H41L40 165H42ZM61 163H62V161H61ZM80 163H82V162H80ZM83 163H84V162H83ZM85 163H86V162H85ZM85 163H84V164H85ZM100 163H101V162H99V164H100ZM104 163H105V161H104ZM196 163H197V162H196ZM200 163H201V162H200ZM236 163H237V162H236ZM248 163H249V162H248ZM252 163H253V162H252ZM31 164H32V163H31ZM35 164L37 165V163H35ZM51 164H50V165L47 164V165H48L49 167H50V166L52 167V168H49V169L54 170L53 167L55 166V164H58V162L56 161L55 164H53V166H52ZM86 164H87V163H86ZM91 164H92V163H91ZM122 164H123V163H122ZM122 164H120V165L122 166ZM141 164H142V163H141ZM146 164H147V163H146ZM170 164H171V163H170ZM174 164H177V163H174ZM174 164H173V165H174ZM181 164L184 165V162L181 163ZM201 164H202V163H201ZM208 164H209V163H208ZM257 164H258V163H257ZM16 165H23V167H22V168H21V167H16ZM40 165H38V166L40 167ZM89 165H90V164H89ZM94 165H93V168L95 167ZM102 165H103V164H102ZM102 165L100 166V168L102 167ZM129 165H130V164H129ZM131 165H132V164H131ZM135 165H136V164H135ZM147 165H148V164H147ZM179 165H180V164H179ZM183 165H182V166H183ZM187 165H188V164H187ZM235 165H236V164H235ZM235 165H234V167H235ZM246 165H247V164H246ZM246 165H244V166H246ZM3 166H1V167L3 168ZM87 166H88V164H87ZM87 166H85V168L88 170V171L86 170V172H89L90 169H93L92 167L87 168ZM97 166H98V165H97ZM105 166H106V165H105ZM136 166H137V165H136ZM151 166H152V165H151ZM162 166H163V165H162ZM180 166H181V165H180ZM182 166H181V167H182ZM200 166H201V165H200ZM205 166H206V165H205ZM225 166H226V165H225ZM262 166H263V165H262ZM46 167H47V166H46ZM46 167H45V169H46ZM58 167H59V166H58ZM72 167H73V166H72ZM72 167H70V168H72ZM117 167H118V166H117ZM137 167H138V166H137ZM137 167H135V168H137ZM174 167H176V166H174ZM177 167H178V166H177ZM187 167H188V166H187ZM187 167H186V168H187ZM190 167H191V166H190ZM190 167H189V168H190ZM210 167H211V166H210ZM242 167H243V166H242ZM258 167H260V166H258ZM2 168H1L0 172L2 171ZM36 168H38V167H36ZM36 168H34V169H36ZM47 168H48V167H47ZM59 168H61V167H59ZM73 168H74V167H73ZM73 168H72V169H73ZM75 168H76V167H75ZM77 168L79 169V166H77ZM100 168H98V169H100ZM104 168H105V167H104ZM107 168H108V166H107ZM107 168H106V169H107ZM113 168H115V167L113 166ZM120 168H121V167H120ZM128 168H129V167H128ZM184 168H185V167H184ZM192 168H193V167H192ZM199 168H200V167H199ZM244 168H245V167H244ZM244 168H243V169H244ZM253 168H254V167H253ZM261 168H262V167H261ZM263 168H264V167H263ZM39 169H42V167L39 168ZM62 169H63V168H61V170H62ZM82 169H83V167H82ZM95 169H96V167H95ZM151 169H154V168H151ZM178 169H179V168H178ZM178 169H177V170H178ZM193 169H194V168H193ZM193 169H192V171H193ZM200 169H201V168H200ZM215 169H216V168H215ZM236 169H237V168H236ZM238 169H239V168H238ZM52 170H50V171H52ZM59 170H60V169H59ZM74 170H75V169H74ZM118 170H119V169H118ZM128 170H129V169H128ZM163 170H166V169L164 168ZM163 170H162V171H163ZM182 170H183V168H182ZM224 170H225V169H224ZM232 170H233V169H232ZM36 171H37V173H38V169H37ZM41 171H42V170H40L39 172H41ZM43 171H44V170H43ZM45 171H47V169H46ZM45 171H44V172H45ZM55 171H56V170H55ZM62 171H63V170H62ZM80 171H83V172H84V169H83V170H80ZM91 171H92V170H91ZM91 171H90V172H91ZM102 171H103V169H102ZM105 171H106V170H105ZM120 171H121V169H120ZM125 171H126V170H125ZM135 171H136V172H134V171H132V172L137 173L138 170L135 169ZM167 171H168V170H167ZM178 171H179V170H178ZM214 171H215V170H214ZM238 171H240V170H238ZM238 171H237V172H238ZM47 172H49V170H48ZM56 172H57V171H56ZM92 172H93V171H92ZM92 172H91V173H92ZM106 172H107V171H106ZM112 172H113V171H112ZM123 172H124V171H123ZM130 172H131V171H130ZM130 172H129V173H130ZM138 172H139V171H138ZM141 172H142V171H141ZM160 172H161V171H160ZM184 172L186 173V170H185ZM194 172H195V171H194ZM211 172H212V174H213V170H212V169H211ZM230 172H231V171H230ZM37 173H36V174H37ZM94 173H95V171H94ZM97 173H98V172H97ZM97 173H96V174H97ZM99 173H101V172H99ZM118 173H119V172H118ZM121 173H122V171H121ZM129 173H128V174H129ZM148 173H149V172H148ZM167 173H168V172H167ZM221 173H223V172H221ZM221 173H220V174H221ZM224 173H225V171H224ZM232 173H233V171H232ZM252 173H253V172H252ZM252 173H251V174H252ZM1 174H2V173H0V175H1ZM38 174H39V173H38ZM43 174L45 175V173H43ZM43 174H41V175H43ZM52 174H53V173H52ZM101 174H102V173H101ZM103 174H104V173H103ZM105 174H106V173H105ZM107 174H109V172H107ZM176 174H177V173H176ZM178 174H179V173H178ZM187 174H188V173H187ZM190 174H191V173H190ZM190 174H189V175H190ZM202 174H203V173H202ZM215 174H216V173H215ZM220 174H219V175H220ZM30 175H31V176H30ZM94 175H95V174H94ZM122 175H123V174H122ZM125 175H126V174H125ZM139 175H140V174H139ZM146 175H147V174H146ZM146 175H143V176H146ZM174 175H175V174H174ZM174 175H173V176H174ZM181 175H184V174H181ZM189 175H186V176L189 177ZM217 175H218V174H217ZM217 175H216V176H217ZM226 175H227V174H226ZM228 175H230V174L228 173ZM231 175H235V174H231ZM1 176H2V175H1ZM3 176H4V175H3ZM49 176H50V175H49ZM56 176H59V175H56ZM81 176H82V175H81ZM175 176H176V175H175ZM178 176H179V175H178ZM216 176L214 175V177H216ZM221 176H223V174H222ZM235 176H236V175H235ZM44 177H45V176H44ZM52 177H54V176H52ZM83 177H84V176H83ZM83 177H82V178H83ZM91 177H92V176H91ZM114 177H115V176H114ZM117 177H118V176H117ZM120 177H121V176H120ZM126 177H128V178H129V177H130V178L132 177V178H133V175H130V174H129V175H127ZM135 177H136V176H135ZM156 177H157V176H156ZM193 177H194V176H191V178H193ZM196 177H197V175H196ZM200 177H201V175H200ZM219 177H220V176H219ZM225 177H227V176H225ZM225 177H224V178H225ZM232 177H233V176H232ZM236 177H237V176H236ZM238 177H239V176H238ZM248 177H249V176H248ZM255 177H256V176H255ZM261 177H262V176H261ZM35 178H36V177H35ZM35 178H34V179H35ZM49 178H50V177H49ZM49 178H48V179L46 178V180L49 181V180H50ZM75 178H76V177H75ZM80 178H81V177H80ZM80 178L78 177L76 180H78V179H80ZM85 178H86V177H85ZM87 178H88V177H87ZM92 178H93V177H92ZM92 178H91V181H92ZM96 178H98V177L96 176ZM121 178H123V177H121ZM128 178H123V179H126V181H127ZM130 178H129V179H130ZM132 178H131V180H132ZM142 178H143V177H142ZM165 178H166V177H165ZM168 178H169V177H168ZM173 178H174V177H173ZM182 178H183V177H182ZM201 178H202V177H201ZM204 178H205V177H204ZM204 178H203V180H204ZM227 178H228V177H227ZM230 178H231V177H230ZM239 178H240V177H239ZM241 178H244V176L241 177ZM245 178H246V177H245ZM252 178H253V177H252ZM3 179H2V180H3ZM34 179H33V180H34ZM40 179H41V178H40ZM71 179H72V178H69V181H70ZM88 179L90 180V175H89V178H88ZM116 179H117V178H116ZM129 179H128V180H129ZM163 179H164V178H163ZM187 179H188V178H187ZM187 179H186V181H187ZM222 179H223V177H222L221 179H219V180H221L220 182H222ZM228 179H229V178H228ZM232 179H234V178H232ZM21 180H23L24 184H26V187H24L21 191L17 192L16 185H18V184L21 182ZM36 180H37V179H36ZM57 180H58V179H57ZM76 180H75V181H76ZM80 180H81V179H80ZM80 180H78V181H80ZM84 180H85V179H83V181H80L79 184H81V182L84 183ZM86 180H87V179H86ZM93 180L95 181L94 178H93ZM99 180H100V179H99ZM106 180H107V179H106ZM133 180H134V178H133ZM139 180H140V179H139ZM142 180H143V179H142ZM144 180H145V179H144ZM146 180H147V178H146ZM150 180H151V179H150ZM161 180H162V179H161ZM183 180H185V179H183ZM43 181H44V179H43ZM43 181H42V182H43ZM73 181H74V180H73ZM73 181H71V182H73ZM91 181H90V182H91ZM108 181H109V180H108ZM114 181L116 182L117 180H114ZM158 181H159V180H158ZM201 181H202V180H201ZM223 181H225V180H223ZM260 181H261V180H260ZM0 182H1V181H0ZM46 182H47V181H46ZM46 182H45V184H46ZM57 182H58V181H57ZM62 182H63V181H62ZM62 182H61V184H62ZM65 182H66V180L64 179V183H65ZM71 182H70V183H71ZM76 182H77V181H76ZM88 182H89V181H88ZM122 182H123V181H122ZM122 182H121V184H122ZM127 182H128V181H127ZM147 182H148V180H147ZM150 182H151V181H150ZM204 182H205V181H204ZM230 182H231V180H230ZM230 182H229V183H230ZM234 182H235V181H234ZM240 182H241V180H240ZM240 182H239V183H240ZM40 183H41V182H40ZM54 183H55V181H54ZM109 183H110V182H109ZM117 183H118V182H117ZM172 183H174V182H172ZM181 183H182V182H181ZM261 183H262V182H261ZM261 183H260V184H261ZM68 184H69V183H68ZM72 184L74 185V182H73ZM98 184H99V183H98ZM107 184H108V183H107ZM126 184H127V183H126ZM165 184H166V183H165ZM168 184H170V183H168ZM254 184H255V183H254ZM42 185H43V184H42ZM42 185H41L40 187H42ZM47 185H48V184H46V186H47ZM77 185H78V184H77ZM85 185H86L85 187L87 188V182L85 183ZM92 185H96V184H93V183H92ZM127 185H128V184H127ZM142 185H143V184H142ZM154 185H155V184H154ZM154 185H153V186H154ZM156 185L158 186V183H156ZM156 185H155V186H156ZM206 185H207V183H206ZM214 185H215V184H214ZM262 185H263V184H262ZM65 186H66V185H65ZM69 186H70V185H69ZM83 186H84V185H83ZM88 186L90 187L89 184H88ZM107 186H108V185H107ZM110 186H112V184H111ZM123 186L127 187L126 185H123ZM128 186H129V185H128ZM134 186H135V184H134ZM172 186H173V185H172ZM207 186H208V185H207ZM210 186H211V184H210ZM253 186H254V185H253ZM34 187H35V186H34ZM34 187H33V188H34ZM44 187H45V185H43V187L41 188V190H43ZM48 187H49V186H48ZM56 187H57V186H56ZM56 187H55V188H56ZM60 187L63 188L62 185H61ZM67 187H68V185H67ZM67 187H66V188H67ZM74 187H77V186H74ZM92 187H93V186H92ZM92 187H91V188H92ZM95 187H96V186H95ZM108 187H109V186H108ZM113 187H114V186H113ZM113 187H112V188H113ZM135 187H136V186H135ZM197 187H199V186H197ZM203 187H204V185H203ZM216 187H217V185H216ZM248 187H249V186H248ZM52 188H53V187H51V189H52ZM70 188L73 190L72 186H71ZM79 188H80V187H79ZM109 188H110V187H109ZM118 188H119V187H118ZM150 188H151V187H150ZM150 188H149V189H150ZM152 188H153V187H152ZM157 188H158V187H157ZM159 188H160V187H159ZM37 189L40 190V188H37ZM47 189H49V188H47ZM51 189H50V190H51ZM57 189H58V188H57ZM74 189H75V188H74ZM76 189H77V188H76ZM76 189H75V190H76ZM80 189H82V187H81ZM88 189H89V188H88ZM93 189H94V188H93ZM110 189H111V188H110ZM126 189H127V188H126ZM154 189H155V188H154ZM178 189H179V188H178ZM204 189H205V188H204ZM41 190H40V191H41ZM50 190H49V191H50ZM69 190H70V189H69ZM69 190H68V191H69ZM85 190H86V189H85ZM85 190H84V191H85ZM94 190H95V189H94ZM94 190H93V192H94ZM107 190H109V189H107ZM115 190L119 191L118 189H115ZM120 190H121V189H120ZM161 190H162V189H161ZM164 190H165V189H164ZM166 190H167V189H166ZM235 190H236V189H235ZM45 191H46V190H45ZM61 191H63V189H62ZM66 191H67V189H66ZM66 191H65V194L67 195L69 192H66ZM82 191H83V190H82ZM100 191H101V190H100ZM104 191H106V190H104ZM111 191H112V189H111ZM126 191H127V190H126ZM171 191H172V190H171ZM178 191H179V190H178ZM180 191H181V188H180ZM180 191H179V192H180ZM211 191H212V190H211ZM219 191H220V190H219ZM222 191H223V189H222ZM222 191H221V192H222ZM236 191H237V190H236ZM258 191H259V190H258ZM8 192H10V193L8 194ZM42 192H43V191H42ZM55 192H56V191H55ZM70 192H71V190H70ZM90 192H91V191H90ZM109 192H110V191H109ZM109 192L107 191V192H104V193H107V194H108ZM119 192H120V191H119ZM119 192H118V193H119ZM123 192H124V191H123ZM143 192H144V189H143ZM159 192H160V191H159ZM165 192H167V191H165ZM195 192H196V191H195ZM195 192H194V194H195ZM212 192H213V191H212ZM212 192H211V193H212ZM233 192H234V191H233ZM260 192H261V191H259V195H260ZM262 192H263V191H262ZM22 193H23V192H22ZM47 193H48V191H47ZM71 193H73V192H71ZM71 193H69V194H71ZM74 193H75V192H74ZM78 193H79V192H78ZM95 193H98V192H95ZM101 193H102V191H101ZM101 193H99V195H101ZM104 193H103V194H104ZM124 193H125V192H124ZM148 193H149V192H148ZM148 193H147V194H148ZM152 193H153V192H152ZM157 193H158V192H157ZM191 193H192V192H191ZM200 193H202V192H200ZM204 193H205V192H204ZM204 193H203V194H204ZM247 193H248V192H247ZM53 194H55V193H53ZM60 194H61V193H60ZM63 194H64V193H63ZM69 194H68V195H69ZM82 194H83V192H82V193L80 192V195H82ZM107 194H106V195H107ZM113 194H114V193H113ZM122 194H123V193H122ZM174 194H175V193H174ZM174 194H173V196H174ZM196 194H198V193H196ZM203 194H202V195H203ZM222 194H223V193H222ZM241 194H242V193H241ZM244 194H245V193H244ZM255 194H257V193H255ZM33 195H34V194H33ZM48 195H49V194H48ZM66 195L63 196V197H66V198H67L68 195H67V196H66ZM74 195H75V194H74ZM143 195H145V194H143ZM148 195H149V194H148ZM150 195H151V194H150ZM187 195H188V194H187ZM187 195H186V196H187ZM231 195H232V194H231ZM253 195H254V194H253ZM10 196H11V195H10ZM29 196H30V195H29ZM38 196H39V195H38ZM43 196H44V195H43ZM43 196H42V197H43ZM55 196H57V195H55ZM110 196H111V195H110ZM135 196H137V195H135ZM178 196H179V195H178ZM189 196H190V195H189ZM192 196H193V195H192ZM246 196H247V195H246ZM4 197H2L0 201H2ZM31 197H32V195H31ZM33 197H34V196H33ZM77 197H78V196H77ZM77 197H76V199H77ZM79 197H80V200H81V196H79ZM99 197H100V196H99ZM102 197H104V196L102 195ZM108 197H109V196H108ZM113 197H114V196H113ZM113 197H112V198H113ZM123 197H124V195H123ZM141 197H142V196H141ZM166 197H167V196H166ZM187 197H188V196H187ZM211 197H212V196H211ZM223 197H224V196H223ZM9 198H10V197H9ZM9 198L6 199V200H9ZM12 198H13V197H12ZM12 198H11L10 200H12ZM19 198H20V197H19ZM27 198H28V197H27ZM38 198H39V197H38ZM43 198H44V197H43ZM46 198H47V197H46ZM50 198H51V197H50ZM52 198H53V196H52ZM54 198H55V197H54ZM66 198H65V199H66ZM71 198H72V197H71ZM71 198H70V201H71ZM73 198H75V197L73 196ZM93 198H94V197H93ZM116 198H117V196H116ZM118 198H119V197H118ZM120 198H121V197H120ZM188 198H189V197H188ZM230 198H231V197H230ZM236 198H237V197H236ZM252 198H253V197H252ZM14 199H15V198H13V201H16V200H14ZM28 199H30V198H28ZM28 199H27V200H28ZM36 199H37V198H36ZM36 199H35V200H36ZM58 199H59V197H58ZM60 199H62L61 201L63 202V198L60 197ZM84 199H87V198L85 197ZM94 199H95V198H94ZM105 199H106V198H105ZM121 199H122V198H121ZM177 199H178V198H177ZM223 199H224V198H223ZM223 199H222V200H223ZM253 199H254V198H253ZM20 200H21V199H20ZM22 200H23V199H22ZM32 200H33V199H32ZM41 200H42V198L40 199L39 203H41ZM43 200H44V199H43ZM50 200H51V199H50ZM50 200H49V201H50ZM67 200H69V199H67ZM77 200H79V198H78ZM90 200H91V199H90ZM90 200H89V201H90ZM92 200H93V199H92ZM100 200H101V199H100ZM106 200H109V199H106ZM113 200H114V198H113ZM119 200H120V199H119ZM175 200H176V199H175ZM215 200H216V199H215ZM227 200H228V199H227ZM33 201H34V200H33ZM73 201H75V200L73 199ZM85 201H86V200H85ZM93 201H94V200H93ZM93 201H92V203H93ZM109 201L111 202V198H110ZM117 201H118V200H117ZM216 201H217V200H216ZM236 201H237V200H236ZM257 201H258V200H257ZM2 202H3V201H2ZM6 202H8V201H6ZM20 202H21V201H20ZM27 202H29V205H30V201L28 200ZM27 202H25V203H27ZM44 202H45V201H44ZM50 202H52V201H50ZM62 202H61V203H62ZM66 202H67V201H65V202L63 203V206H64V204H66V205L71 204L70 202H69V203L67 202L68 204H67ZM71 202H72V201H71ZM81 202H84V201H81ZM81 202H80V204H81ZM94 202H95V201H94ZM123 202H124V201H123ZM203 202H205V200H204ZM223 202H224V201H223ZM230 202H231V201H230ZM232 202H233V201H232ZM237 202H238V201H237ZM23 203H24V202H23ZM31 203H33V205L35 204L34 202H31ZM36 203H37V200H36ZM58 203H60V202H57V204H58ZM77 203H79V202H77ZM77 203H75L76 206H77ZM111 203H112V202H111ZM148 203H149V202H148ZM150 203H151V202H150ZM155 203H156V202H155ZM197 203H198V202H197ZM217 203H218V202H217ZM42 204H43V202L41 203V205H42ZM57 204H56V205H57ZM72 204H73V203H72ZM83 204H84V203H83ZM90 204H91V203H90ZM90 204H88V205H90ZM113 204H114V202H113ZM116 204H117V203H116ZM121 204H123V203H121ZM128 204H129V202H128ZM139 204H140V203H139ZM229 204H230V203H229ZM235 204H236V203H235ZM3 205H4V204H3ZM25 205H26V204H25ZM45 205H46V204H45ZM60 205H61V204H60ZM60 205H59V206H60ZM73 205H74V204H73ZM75 205H74V208H75ZM117 205H118V204H117ZM193 205H194V203H193ZM215 205H216V204H215ZM233 205H234V204H233ZM70 206H71V205H70ZM84 206H85V204H84ZM114 206H115V205H114ZM199 206H200V205H199ZM212 206H213V204H212ZM226 206H228V205H226ZM64 207H65V206H64ZM72 207H73V206H72ZM93 207H94V206H93ZM112 207H113V206H112ZM147 207H148V206H147ZM196 207H197V205H196ZM222 207H223V206H222ZM30 208H31V207H30ZM42 208H43V206H42ZM45 208H46V207H45ZM56 208H57V207H54V209H56ZM65 208L67 209L68 207H65ZM74 208H73V209H74ZM77 208H78V206H77ZM82 208H84V207H82ZM118 208H119V206H118ZM122 208H123V207H122ZM169 208H170V207H169ZM192 208H193V207H192ZM197 208H198V207H197ZM199 208H200V207H199ZM237 208H238V207H237ZM243 208H244V207H242V209H243ZM47 209H48V208H47ZM47 209H46V210H47ZM54 209H53V211L51 212V214H52L53 212H56V211H54ZM60 209H64V208H62V207L60 206V208H59V210L57 211V213L60 212ZM66 209H65V212H66ZM109 209H110V212H112L110 207H109ZM109 209H108V211H109ZM113 209H114V208H113ZM113 209H112V210H113ZM156 209H157V208H156ZM166 209H167V208H166ZM179 209H180V208H179ZM238 209H239V208H238ZM242 209H241V210H242ZM27 210H28V209H27ZM39 210H40V208L38 209V211H39ZM56 210H57V209H56ZM123 210H124V209H123ZM143 210H144V209H143ZM153 210H155V209L153 208ZM162 210H163V209H162ZM219 210H220V209H219ZM70 211H71V210H70ZM103 211H105V210H103ZM149 211H150V210H149ZM156 211H157V210H156ZM163 211H165V210H163ZM163 211H162V212H163ZM180 211H181V210H180ZM202 211H203V210H202ZM208 211H209V210H208ZM211 211H213V209H212ZM217 211H218V210H217ZM224 211H225V210H224ZM4 212H5V211H4V208H3V207H2V208L0 207V219H3V220H6V221H7V224H0V228H2V230H1L0 232H5V231L7 230V231H6V232H8L7 234H9V233H10V234H11V233L13 234V233H14L13 230H14V229H17L18 226L16 225L17 228H15L13 225H11L10 222H9V219L7 218V216H6V214H5ZM72 212H73V211H72ZM72 212H71V214H72ZM151 212H152V211H151ZM186 212H187V211H186ZM220 212H221V211H220ZM41 213H42V212H41ZM48 213H49V212H48ZM101 213L103 214L104 212H101ZM101 213H100V214H101ZM112 213H113V212H112ZM139 213H140V212H139ZM159 213H160V212H159ZM175 213H176V212H175ZM187 213H188V212H187ZM211 213H212V212H211ZM218 213H219V212H218ZM246 213H247V212H246ZM250 213H251V212H250ZM263 213H264V212H263ZM39 214H40V213H39ZM67 214H68V213H67ZM67 214H66V215H67ZM97 214H98V213H97ZM97 214H95V217H94V218H96V215H97ZM100 214H99V215H100ZM116 214H117V213H116ZM119 214H120V213H119ZM151 214H152V213H151ZM178 214H179V213H178ZM205 214H206V211H205ZM205 214H204V215H205ZM207 214H208V213H207ZM207 214H206V215H207ZM31 215H32V214H31ZM49 215H50V214H49ZM55 215H56V213H55ZM57 215H58V214H57ZM111 215H112V214H110V216H111ZM129 215H130V214H129ZM152 215H153V214H152ZM211 215H212V214H211ZM235 215H237V214H235ZM252 215H253V214H252ZM29 216H30V215H29ZM34 216H35V215H34ZM34 216H32V217H34ZM50 216H51V215H50ZM101 216H102V215H101ZM108 216H109V215H108ZM117 216H118V215H117ZM138 216H140V215H138ZM144 216H145V215H144ZM155 216H156V215H155ZM162 216H163V215H162ZM171 216H172V215H171ZM171 216H170V217H171ZM219 216H220V215H219ZM222 216H224V215H222ZM231 216H232V215H231ZM237 216H238V215H237ZM61 217H62V215H61ZM67 217H68V216H67ZM105 217H106V216H105ZM114 217H115V216H114ZM145 217H146V216H145ZM145 217H144V218H145ZM192 217L197 218L196 215H195V216L193 215ZM203 217H204V216H203ZM205 217H206V216H205ZM207 217H208V216H207ZM209 217H211V216H209ZM226 217H227V216H226ZM250 217H251V216H250ZM263 217H264V216H263ZM15 218H16V217H15ZM49 218H50V217H49ZM65 218H66V217H64V219H65ZM148 218H149V217H148ZM218 218H220V217H218ZM231 218H232V217H231ZM237 218H238V217H237ZM251 218H252V217H251ZM253 218H254V217H253ZM253 218H252V219H253ZM11 219H12V218H11ZM30 219H31V218H30ZM64 219H62V221H64ZM98 219H99V218H98ZM103 219H104V218H103ZM106 219H107V220H110L109 217L106 218ZM106 219H104V220L106 221ZM118 219H120V218H118ZM153 219H154V218H153ZM210 219H211V218H210ZM226 219H227V218H226ZM233 219H234V218H233ZM233 219H232V220H233ZM238 219H239V218H238ZM27 220H28V219H26V221H27ZM55 220H56V219H55ZM60 220H61V219H60ZM94 220H95V219H94ZM142 220H143V219H142ZM160 220H161V219H160ZM160 220H159V221H160ZM211 220H212V219H211ZM24 221H25V219H24ZM28 221H29V220H28ZM28 221H27V222H28ZM57 221H58V220H57ZM70 221L72 222L73 220H70ZM70 221L67 220V222H70ZM74 221H75V220H74ZM74 221H73V222H74ZM164 221H165V220H164ZM194 221H195V220H194ZM233 221H235V220H233ZM242 221H244V220H242ZM18 222H19V221H18ZM27 222H26V223H27ZM37 222H38V221H37ZM39 222H40V221H39ZM39 222H38V224L41 223V222H40V223H39ZM48 222H49V221H48ZM50 222H51V221H50ZM54 222H55V221H54ZM59 222H60V221H59ZM136 222H137V221H136ZM221 222H222V221H221ZM223 222H224V220H223ZM235 222H237V221H235ZM244 222H245V221H244ZM244 222H243V223H244ZM31 223H32V222H31ZM44 223H46V224H50V223H47L46 221H45ZM88 223H89V222H88ZM88 223H87V224H88ZM98 223H99V220H98ZM101 223H102V222H101ZM230 223H231V222H230ZM232 223H234V222H232ZM24 224H25V223H24ZM60 224H61V223H60ZM64 224H65V223H64ZM69 224H70V223H69ZM80 224H81V223H79V225H80ZM92 224H93V223H92ZM102 224H105V222L102 223ZM119 224H120V223H119ZM131 224H132V223H131ZM131 224H130V225H131ZM173 224H174V223H173ZM204 224H205V223H204ZM250 224H251V223H250ZM250 224H249V225H250ZM261 224H262V223H261ZM27 225H28V224H27ZM29 225H31V224H29ZM36 225H37V224H36ZM44 225H45V224H44ZM50 225H51V224H50ZM67 225H68V223H67ZM67 225H66V227H67ZM73 225H74V224H73ZM89 225H90V224H89ZM94 225H95V224H94ZM106 225H107V221H106ZM137 225H138V224H137ZM148 225H149V224H148ZM210 225H211V224H210ZM219 225H220V223H219ZM252 225H253V224H252ZM52 226H55V225H52ZM56 226H57V225H56ZM68 226H69V225H68ZM71 226H72V225H71ZM96 226H97V224H96ZM99 226H101V225H99ZM104 226H105V225H104ZM145 226L147 227L146 224H145ZM183 226H185V225H183ZM186 226H187V225H186ZM189 226H190V225H189ZM225 226H226V225H225ZM225 226H224V227H225ZM232 226H233V224H232ZM260 226H261V225H260ZM39 227H40V225H39ZM42 227H45V228H46V227H48V226L45 225V226H42ZM61 227H64V225H63V226L61 225ZM61 227L57 226L56 229L61 228ZM74 227H75V225H74ZM74 227H73V228H74ZM90 227H91V226H90ZM117 227H118V226H117ZM126 227H127V226H126ZM142 227H143V229L145 228L144 226H142ZM142 227H141V228H142ZM162 227H163V226H162ZM170 227H171V226H170ZM181 227H182V226H181ZM194 227H197V226H194ZM194 227H193V229H195ZM218 227H219V226H218ZM230 227H231V226H230ZM230 227H229V228H230ZM234 227H235V226H234ZM20 228H21V227H20ZM84 228H85V227H84ZM97 228H98V226H97ZM111 228H114V227H111ZM121 228H122V226H121ZM131 228H132V227H131ZM136 228H138V227L136 226ZM139 228H140V226H139ZM139 228H138V229H139ZM141 228H140L139 230H135V231H140ZM163 228H164V227H163ZM178 228H179V226H178ZM188 228H189V227H188ZM191 228H192V227H191ZM215 228H216V227H215ZM221 228H222V227H221ZM221 228H220V229H221ZM261 228H262V227H261ZM39 229H40V228H39ZM46 229H47V228H46ZM62 229H63V228H62ZM64 229H65V228H64ZM64 229H63V230H64ZM81 229H82V228H81ZM85 229H86V228H85ZM124 229H126V228H124ZM134 229H135V228H134ZM143 229H142V231H143ZM146 229H147V228H145L144 230H146ZM151 229H152V227H151ZM153 229H154V227H153ZM224 229H225V228H224ZM246 229H247V228H246ZM248 229L250 230L249 227H248ZM254 229H255V228H254ZM37 230H38V229H37ZM40 230H42V229H40ZM47 230H48V229H47ZM58 230H60V229H58ZM58 230H57V231H58ZM76 230H78V228H77ZM110 230H111V229H110ZM119 230H120V229H119ZM161 230H162V228H161ZM168 230H169V229H168ZM196 230H197V228H196ZM48 231H49V230H48ZM74 231H75V230H74ZM78 231H79V230H78ZM78 231H77V232H78ZM82 231L84 232V229H83ZM130 231H131V230H130ZM130 231H129V232H130ZM154 231H155V229H154ZM157 231H158V230H157ZM210 231H211V230H210ZM215 231H216V230H215ZM230 231H231V230H230ZM241 231H242V230H241ZM58 232H59V231H58ZM61 232H62V230H61ZM77 232H76V233H77ZM98 232H100V230H99ZM118 232H119V231H118ZM144 232H145V231H144ZM152 232H153V231H152ZM155 232H156V231H155ZM169 232H170V231H169ZM187 232H188V231H187ZM59 233H60V232H59ZM72 233H73V232H72ZM74 233H75V232H74ZM74 233H73V234H74ZM76 233H75V234H76ZM81 233H82V232H81ZM86 233H87V231H86ZM105 233H106V232H105ZM127 233H128V232H127ZM172 233H173V232H172ZM179 233H180V232H179ZM214 233H215V232H214ZM216 233H217V232H216ZM237 233H238V232H237ZM10 234H9V235H10ZM14 234H15V233H14ZM60 234H61V233H60ZM88 234H89V233H88ZM88 234H87V235H88ZM112 234H113V233H112ZM116 234H117V233H116ZM124 234H126V233H124ZM137 234H138V233H137ZM146 234H147V233H146ZM158 234H160V233H158ZM166 234H167V233H166ZM187 234H188V233H187ZM209 234H210V233H209ZM209 234H208V235H209ZM226 234H227V232H226ZM3 235H4V234H3ZM5 235H6V234H5ZM9 235H8V237H11V238H12V236H11V235L9 236ZM77 235L80 236V237L82 236V234L79 235V233H77ZM87 235H86V236H87ZM103 235H104V234H103ZM138 235H139V234H138ZM150 235H152V234H150ZM150 235H149V238H153L152 236L150 237ZM178 235H179V234H178ZM6 236H7V235H6ZM13 236H14V235H13ZM40 236H42V235H40ZM78 236H77V237H78ZM84 236H85V234H84ZM84 236H83V237H84ZM134 236H136V234H134ZM154 236H155V235H154ZM157 236H158V235H157ZM157 236H156V237H157ZM176 236H177V235H176ZM181 236H182V235H181ZM181 236L179 237L180 239H181ZM190 236H191V235H190ZM214 236H216V235H214ZM221 236H222V235H221ZM231 236H232V235H231ZM231 236H230V237H231ZM3 237H5V236H3ZM8 237H7V238H8ZM22 237H24L23 234H22ZM22 237H21V238H22ZM43 237H44V236H43ZM70 237H71V236H70ZM80 237H79V238H80ZM87 237H88V236H87ZM91 237H92V236H91ZM93 237H94V236H93ZM119 237H120V236H119ZM129 237H130V236H129ZM140 237L142 238L143 236L140 235ZM160 237H161V235H159V238L157 237L156 240H155V238H154L155 243L158 242L157 239H160ZM1 238H2V237H1ZM11 238H10V240H11ZM13 238H14V237H13ZM73 238H74V237H73ZM109 238H110V237H109ZM112 238H113V237H112ZM123 238H124V237H123ZM123 238H122V239H123ZM126 238H127V235H126ZM144 238H145V236H144ZM183 238H184V237H183ZM219 238H220V237H219ZM2 239H3V238H2ZM14 239H15V238H14ZM68 239H69V238H68ZM70 239H71V238H70ZM74 239H75V238H74ZM77 239H78V238H76V240H77ZM80 239H81V238H80ZM86 239H88V238H86ZM90 239H91V238H90ZM93 239H95V237H94ZM115 239H116V238H115ZM117 239H118V238H117ZM124 239H125V238H124ZM129 239H130V238H129ZM145 239H146V238H145ZM167 239H168V238H167ZM223 239H224V238H223ZM3 240H4V239H3ZM8 240H9V239H8ZM8 240H6V241H8ZM10 240H9V241H10ZM20 240H21L20 242H22V239H20ZM66 240H67V239L64 240V238H63L62 242L66 243V242H67ZM83 240H85V239L83 238ZM169 240H170V239H169ZM194 240H195V239H194ZM224 240H225V239H224ZM231 240L233 241V239H231ZM0 241H1V240H0ZM70 241H72V240H70ZM95 241H98V240L95 239ZM102 241H103V240H102ZM104 241H107V240H104ZM119 241H120V240H119ZM124 241H126V240H124ZM144 241H145V240H144ZM147 241H148V239H147ZM159 241H160V240H159ZM173 241H174V240H173ZM4 242H5V241H4ZM18 242H19V239H18ZM25 242H26V240H25ZM33 242H34V241H33ZM35 242H36V241H35ZM37 242H38V241H37ZM78 242H79V241H78ZM81 242H82V241H81ZM126 242H127V241H126ZM139 242H140V241H139ZM169 242H170V241H169ZM185 242H186V241H185ZM187 242H188V241H187ZM235 242H236V240H235ZM248 242H249V241H248ZM254 242H255V241H254ZM13 243H14V242H13ZM28 243H29V242H28ZM31 243H32V242H31ZM31 243H29V244H31ZM51 243H53V241H52ZM55 243H56V242H55ZM55 243H54V244H55ZM64 243H63L64 246L67 245V244H64ZM68 243H69V245H70V242H68ZM72 243H73V242H72ZM74 243H75V242H74ZM76 243H77V242H76ZM76 243H75V244H76ZM93 243H94V242H93ZM119 243H120V242H119ZM130 243H131V242H130ZM130 243H129V244H130ZM134 243H135V242H134ZM159 243H160V242H159ZM176 243H177V242H176ZM11 244H12V243H11ZM16 244H17V243H16ZM37 244L40 245V246L43 245V244H39V242H38ZM44 244H45V243H44ZM56 244H57V243H56ZM75 244H74V245H75ZM78 244H80V242H79ZM82 244H83V243H82ZM84 244H85V243H84ZM127 244H128V243H127ZM139 244H141V243H139ZM163 244H164V243H163ZM245 244H246V243H245ZM46 245H47V244H46ZM50 245H51V244H50ZM69 245H67V246H69ZM71 245H73V244H71ZM97 245H98V244H97ZM102 245H105V244H102ZM130 245H131V244H130ZM144 245H147V244H144ZM166 245H167V244H166ZM177 245H178V243H177ZM206 245H207V244H206ZM17 246H18V245H17ZM44 246H45V245H44ZM81 246H82V245H81ZM87 246H88V245H87ZM94 246H95V245H94ZM111 246H112V245H111ZM117 246H118V245H117ZM119 246H120V245H119ZM121 246H123V245H121ZM139 246H140V245H139ZM156 246H157V245H156ZM209 246H210V245H209ZM260 246H261V245H260ZM48 247H49V245H48ZM56 247H57V246H56ZM74 247H75V246H74ZM74 247H73V248H74ZM103 247H104V246H103ZM130 247H131V246H130ZM134 247H135V246H134ZM142 247H143V246H142ZM144 247H145V246H144ZM163 247H164V246H163ZM196 247H197V246H196ZM210 247H211V246H210ZM218 247H219V246H218ZM220 247H221V246H220ZM225 247H226V246H225ZM227 247H228V246H227ZM232 247H233V246H232ZM236 247H237V246H236ZM38 248L42 249L41 247H38ZM38 248H37V249H38ZM53 248H54V247H52V249H53ZM73 248H72V249H73ZM77 248H78V247H77ZM79 248H80V247H79ZM85 248H87V247H85ZM97 248H98V247H97ZM99 248H100V247H99ZM99 248H98V249H99ZM127 248H128V247H127ZM132 248H133V247H132ZM145 248H146V247H145ZM167 248H168V247H167ZM260 248H261V247H260ZM20 249H21V248H20ZM45 249H46V246H45ZM49 249H50V248H49ZM49 249L47 248L46 251L49 250ZM52 249H51V250H52ZM89 249H90V247H89ZM102 249H103V248H102ZM104 249H106V247H105ZM140 249L142 250V248H140ZM222 249H223V248H222ZM240 249H241V248H240ZM81 250H82V249H81ZM93 250H94V249H93ZM111 250H112V249H111ZM118 250H119V249H118ZM141 250H140V252H141ZM192 250H193V249H192ZM258 250H259V249H258ZM30 251H31V250H30ZM58 251H59V250H58ZM87 251H88V250H87ZM97 251H98V250H97ZM133 251H134V250H133ZM133 251H132V252H133ZM142 251H143V250H142ZM145 251H146V250H145ZM149 251H150V250H149ZM153 251H154V250H153ZM220 251H221V250H220ZM232 251H233V250H232ZM245 251H246V250H245ZM44 252H45V251H44ZM44 252H43V253H44ZM47 252H48V251H47ZM51 252H52V251H51ZM51 252L48 253V254H50L49 256H51ZM98 252H100V251H98ZM217 252H219V250H218ZM242 252H243V251H242ZM254 252H256V251H254ZM39 253H40V252H39ZM41 253H42V252H41ZM43 253H42V254H43ZM45 253H46V252H45ZM45 253H44V254H45ZM56 253H57V252H56ZM58 253H59V257H60V258H59L58 260H57V258H56V259H52L54 264H73V261H74L75 259H74V260H71V259H69V258L66 259V257H67V253H66L65 251L60 250ZM58 253H57V254H58ZM61 253H63V255H61ZM87 253H88V252H87ZM106 253H110V252H106ZM148 253H149V252H148ZM227 253H228V252H227ZM99 254H101V253H99ZM128 254H129V253H128ZM135 254H136V253H135ZM137 254H138V253H137ZM151 254H152V253H151ZM151 254H150V255H151ZM39 255H40V254H39ZM52 255H53V254H52ZM111 255H112V254H111ZM116 255H117V254H116ZM121 255H123V254H121ZM141 255H143V254H141ZM146 255H147V254H146ZM161 255H162V254H161ZM161 255H159V256H161ZM184 255H185V254H184ZM223 255H225V253H223ZM232 255H233V254H232ZM234 255H235V253H234ZM246 255H247V254H246ZM261 255H262V254H261ZM49 256H47V258H48ZM54 256H55V255H54ZM56 256H57V255H56ZM106 256H107V255H106ZM124 256H125V255H124ZM124 256H123V257H124ZM131 256L134 258V255H131ZM137 256H138V255H137ZM216 256H217V255H216ZM220 256H221V255H220ZM225 256H226V255H225ZM242 256H243V255H242ZM45 257H46V254H45ZM52 257H53V256H52ZM70 257H71V256H70ZM127 257H128V256H127ZM132 257H131V258H132ZM150 257H151V256H150ZM171 257H172V256H171ZM185 257H186V256H185ZM213 257H214V256H213ZM213 257H212V258H213ZM98 258H99V257H98ZM111 258H112V257H111ZM135 258H137L136 255H135ZM139 258L142 259V257H139ZM143 258H144V257H143ZM242 258H243V257H242ZM247 258H248V257H247ZM250 258H252V257H250ZM253 258H254V257H253ZM45 259H46V258H45ZM100 259H101V258H100ZM100 259H99V260H100ZM105 259H106V258H105ZM151 259H152V258H151ZM155 259H156V257H155ZM210 259H211V258H210ZM254 259H255V258H254ZM46 260H47V259H46ZM64 260H66V261H65V262H62V261H64ZM88 260H89V259H88ZM95 260H96V259H95ZM99 260H98V261H99ZM135 260H136V259H135ZM144 260H145V259H144ZM147 260H148V258H147ZM153 260H154V259H153ZM153 260H152V261H153ZM215 260H217V259L215 258ZM218 260H219V258H218ZM220 260H221V257H220ZM233 260H234V259H233ZM242 260H243V259H242ZM246 260H247V259H246ZM255 260H256V259H255ZM50 261H51V259H50ZM100 261H101V260H100ZM107 261H108V260H107ZM107 261H105V262H107ZM115 261H116V259H115ZM124 261H125V260H124ZM126 261H127V260H126ZM129 261H132V259L129 260ZM137 261H138V258H137V260L135 261V263H136ZM152 261H151V262H152ZM158 261H159V260H158ZM211 261H213V259H211ZM235 261H236V260H235ZM235 261H234V262H235ZM248 261H249V259H248ZM251 261H252V260H251ZM86 262H87V261H85V263H83V264H86ZM140 262H142V261H140V259H139V264H140ZM230 262H231V261H230ZM242 262H243V261H242ZM244 262H245V261H244ZM45 263H47V262H45ZM137 263H138V262H137ZM143 263H144V262H143ZM147 263H148V261H147ZM153 263H154V262H153ZM171 263H172V262H171ZM176 263H177V261H176ZM49 264H50V262H49ZM51 264H52V263H51ZM111 264H112V263H111ZM126 264H127V263H126ZM128 264H130V263H128ZM214 264H215V263H214ZM241 264H242V263H241Z\"/></svg>", "mask_w": 264, "mask_h": 264}, {"label": "snow or ice", "instance_id": "snow-or-ice-1", "mask_svg": "<svg viewBox=\"0 0 264 264\" xmlns=\"http://www.w3.org/2000/svg\"><path fill=\"white\" fill-rule=\"evenodd\" d=\"M76 7H80V5L77 4ZM160 10H161L160 7H154V8H151V9H149V15L152 16V17H155V16H157V15L159 14ZM17 15H19V12L17 13ZM67 15L71 16L72 13L69 11V12L67 13ZM99 19H100L99 16H94L92 19H89V20L87 21V23H89V24H96V23L99 21ZM60 20H64V17L61 16V17H60ZM261 24H262V26H264V21H262ZM57 35H59V33H57ZM73 43H74V42H73ZM68 47L71 48V47H72V44H69ZM109 51H110V49H109ZM45 67H47V65H45ZM96 71H97V72H100L101 69H100L99 67H97V68H96ZM142 87H143V85H142ZM76 90L78 91L79 89L77 88ZM69 94H70L69 91H65V92L63 93V95H64L65 97L69 96ZM49 102H50V101H49ZM109 111L112 112V111H114V110H113V109H109ZM52 119H55V117H52ZM3 155H4L3 153H0V156H3ZM16 167H21V168H22L23 165H16ZM193 170H195V169H193ZM143 175H146V173L141 172V176H143ZM94 182H95V183H99V181H94ZM24 187H26V184H24L23 180H21V182H20L18 185H16L17 192L21 191ZM122 190H123V189H121V191H122ZM261 190L264 191V188H262ZM155 194H156V193H155V190H153V195H155ZM245 195H247V193H245ZM82 198H83V197H81V199H82ZM2 206H3V202L0 201V207H2ZM64 223L67 224L68 222L65 221ZM0 224H7V221H6V220H3V219H0ZM109 226H111V227H116V226H117V219H116V217H113V218L109 221ZM13 231H14L16 237H20L21 234L24 233V230H23L22 228H17V229H14ZM40 235H41V232H40V231H36V232L34 233V236H35V237H39ZM28 238H29L28 235L25 233V234H24V239L27 240ZM99 239L102 241V240L106 239V236H104V235H100ZM84 250L87 251L88 249L85 248ZM52 251H53V252L56 251L55 247L52 249ZM61 255H63V253H61ZM73 264H80V261H78V260H74V261H73ZM93 264H100V262L97 260V261H94ZM165 264H168V262L165 261Z\"/></svg>", "mask_w": 264, "mask_h": 264}]
</instances>
